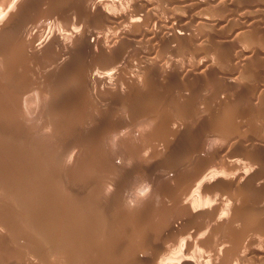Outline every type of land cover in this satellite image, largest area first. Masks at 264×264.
<instances>
[{
	"label": "rangeland",
	"instance_id": "374dc122",
	"mask_svg": "<svg viewBox=\"0 0 264 264\" xmlns=\"http://www.w3.org/2000/svg\"><path fill=\"white\" fill-rule=\"evenodd\" d=\"M6 0H4V1H0V3L2 4L3 2H5ZM12 1V0H11ZM21 1V3H24V4H22V5H25V6H31V8L33 7V9H31L30 7L29 8H27V7H25V6H22V5H20L19 6V4H21V3H19L18 5H16V2H20ZM27 1V2H26ZM13 0L12 2H10V0H8V1H6V5L5 4H2V5H0V11L2 12V13H0V16L3 14V16H1L0 17V22H3L4 20H6L8 17L7 16H9L10 17V14L11 15H13L14 13H18V12H20V14L18 13V14H14L15 16L14 17H12V19H10V21L8 22V24H5L4 26H3V24L5 23V21H4V23H0V35L2 34V36L0 37L1 38V40H0V49L2 50V51H0V56L2 57H0V62L2 63H0L1 65L0 66H2V65H5V62L8 64L9 62H11L12 64L11 65H5L6 66V68L7 69H10L9 71H11V72H9L6 68H3V67H0V72L2 73V71H3V73L2 74H0V77H2L3 76V79H0V81H3V82H1L0 83V88H1V90H0V92H2V93H0V97H2V98H0V99H3V98H5V96L7 95L6 93H9L10 95H7V98H5V100L3 99V101L2 100H0V102H1V105H0V109H2V111L0 110V113H3V114H0V115H3V116H1L0 117V121H2L1 119H3V120H5L6 122H2L3 124H1V122H0V125H2V126H0V133H1V135H0V151H2V152H0V158H1V160H0V166L2 167V168H0V174H3L2 176H3V178L1 177V175H0V184H1V182L2 183H4V184H1L0 185V218L1 217H3L2 219L3 220H5V223H7L8 222V224H5L4 223V221H3V223H2V220H0V224L2 223L3 225H4V227L3 226H1L0 225V237H2L3 239H5V240H3L2 238H0L1 240H0V247H2V248H4L5 250H3V249H1L0 248V251H1V253H0V255H4V256H0V260H1V262L0 263H3V262H5V263H10V264H14L15 262H10V261H8V259L9 260H11V261H17V263L18 264H64L65 262V264H89V263H91V261H94L93 263L95 264V263H97V264H99V263H101V262H99V261H97V260H100V259H102L104 256H105V254H103L102 252H104V253H106V254H108L107 256H105V258L107 259L108 257H112L111 256V254L109 255V253H113L114 252V254L116 253V254H118V252H115V250H117V251H119L120 250V252L122 251V249H128L127 250V252L126 251H123L124 253H122L121 252V255H126V253H128V251H130L132 248H133V246H135L138 242H139V238L141 239V236H144L145 234L146 235H148V236H144L145 238V240L143 239L142 241H145L144 243H146V240L148 239V242H147V244H150L152 241H150V239L151 240H153V242L152 243H157V242H160L161 240H160V236H163L164 234H163V232H166V231H163L162 229L163 228H160L159 230H158V228H159V222L161 223V221H165L166 219H169L167 216H166V219L165 220H155L154 218H155V213L153 214L152 212H154V209L156 210L155 212H156V218H158V219H161V218H163V217H165V215H168L170 218H171V216H173L174 215V213H177V210L175 209L176 207L174 206V201H172L173 199L172 198H174L173 197V195L174 196H176V192L178 191V189L177 188H181L182 186H180L179 184H181L180 182L182 181V178H183V176H181V177H175L176 175H178V173H176V172H179V174H181L180 173V171L183 173V174H185V176L187 175V173H189L190 172V170L191 169H198L197 168V166L198 167H201V165H203L204 167H206L207 169V171L209 172V171H212V170H214V168L215 169H217L218 167H219V169H217V170H223V169H226V168H228L227 170H230L229 172H231V171H233L232 169H234L233 168V166L231 165V167H232V169H231V167L230 166H228L229 164L227 163V161L229 160V159H234L235 158V160H240V161H238L237 162V164L239 165V164H244V166L247 164L248 165V162L249 163H251V162H253V161H258L259 159V161H258V163L259 162H261V160H263V158H264V155H261L262 153L264 154V128H263V125H264V122L262 121L263 120V118L264 117H261V116H264V111H262V110H264L263 109V107H262V105H260V107H258L259 105H258V103H256L255 101H253L254 100V98L257 96H255V94H256V92H257V89H258V87L259 86H257V85H259L260 83H261V80H262V78H260L259 76H261V74L262 73H264L263 71H264V68H262L263 67V64L261 65L260 63V61H262V63L264 62V37H262V36H260V37H262L263 39H262V41H260V43L262 44H260V43H258V40H261V39H255L254 38V40H252V38H250L249 36H250V32L253 30V25H254V28H255V30L256 31H258L259 29V27H260V25L264 28V0H224V4L222 5V8L221 9H219L218 11H217V14L218 15H220V18L221 19H223L222 20V22L221 23H227L226 25L227 26H225L224 27V29H221V30H219V31H217V32H215V33H217L216 35H214L215 33H211V32H209V31H207V32H205L206 30H202L203 28H202V24H200V22H197V23H199L200 24V26H199V24L197 25V23H196V21H193V20H199L198 19V14L201 16V14L200 13H206L207 11V13H208V16L210 15L209 14V10H211L210 8H207L206 6H205V8H202L201 6H200V8L199 7H196V8H193L192 10H190V9H185V7L183 8V7H181V8H178V9H176V11L175 10H171V9H174L173 7L170 9V7H171V5H170V3H164V0H163V2H162V0H160L159 2H158V0H137V2H139V3H141V2H143V3H145V1L147 2V3H149L148 5L150 6V7H147V6H145L146 4H144V5H142V4H137V5H135V2H133V1H128V2H132V3H128V2H126L125 0H115V1H113V2H115L117 5L116 6H118L117 7V10H116V8H111V11L113 12V13H123L124 11L126 12V13H132V12H134L135 13V11H137V10H135L136 8H138V11H137V13L138 12H140L139 11V9L140 10H143L142 8H144L145 10H143V12L144 11H149V10H151V11H149V12H153V13H151V14H153L152 16H154L155 14L156 15H158V17L160 18V17H162V19L163 18H165V19H163V20H166L168 23H169V17L170 16H168V15H172V14H169V13H173V12H178L177 14H180L179 15V18H184L185 20H189L190 19V21H184L183 19H182V21H181V19H180V23H182L181 24V26L183 27V26H185L186 27V29H187V27H188V29L190 30V28H193L194 30H195V32H194V30L193 31H191L194 35V39H197V40H195L194 41V39H193V42L195 43V44H188V43H185V45L187 44V47L184 45V42L182 43V47H183V45L186 47V48H181V49H176L175 51H174V53L172 52H170L168 49H166L167 47H164V44H163V47L165 48V49H163V47L161 46V48H160V46L158 47V43L159 42H157V44L156 43H154L153 44V42H151V41H147V42H144V40L146 41L147 39L146 38H143L142 36L140 37L138 34L139 33H136V31H134L133 33H130L127 37H131V38H127V39H125V40H123V41H121L122 43L121 44H124V43H126L125 45H118L120 48H122L121 49V51L120 50H116V52L117 51H119L118 53H121V54H119V55H117V54H114L115 56H116V58H115V60H114V64H109V65H111V66H109L107 63H105L104 62V60H102L101 58H97V56L98 55H101V54H97V52L95 51V50H93V53H94V55L93 54H91L92 53V51H91V53L88 55L87 53H88V51L87 50H83V52H85V51H87V53H86V55H85V53H83L81 50L79 51V53L78 54H80L79 55V60L77 59L76 60V58H77V56L74 54V55H72L73 53H71V52H69V48L71 47V46H73L72 44H74L73 42V38L75 37V36H77L78 37V33L77 32H81V29H82V32H81V34H80V36H82V33L83 34H86L87 36H88V34H90V36H88V37H92L91 35H93V37H95L96 35L97 36H100V37H102V35L104 34L105 36H103L102 38H104L105 37V39L106 40H108V41H113L114 39L113 38H115V36H114V34H116V32H114L115 31V26H114V28H112L113 26L111 25V24H108V23H105L104 22V20L103 19H101V18H96V17H92V18H88V17H90L91 15H90V13H88V11L89 10H91L92 9V3H95V0H93L94 2H90V0L88 1L89 3H91V5H90V7H89V5L87 6V7H89V9L85 6L86 5V3H87V0H85V1H83L82 0V2L80 1V5L78 4V1L79 0H73V1H71V0H46V3H42V1L43 2H45V0ZM40 1V2H39ZM59 1V2H58ZM60 1H63V2H60ZM122 1H125V2H123V3H120V2H122ZM7 2H9V3H7ZM15 2V3H14ZM35 2H37V3H35ZM65 2H71V3H65ZM76 2V3H75ZM85 2V3H84ZM118 2V3H117ZM167 2V1H166ZM27 3H29V5H26ZM35 3V4H34ZM49 3H51V4H49ZM53 3V4H52ZM120 3V4H119ZM124 3H128V5H130V6H128V5H124V7L123 6H120V5H123ZM133 3H134V5H133ZM12 4V5H11ZM30 4H32V5H34V6H32V5H30ZM40 4V5H39ZM42 4V5H41ZM64 4H66V5H64ZM71 4V5H70ZM119 4V5H118ZM132 4V5H131ZM37 5V6H36ZM47 5H49V6H47ZM55 5V6H54ZM73 5V6H72ZM78 5V6H77ZM82 5H84L86 8H84V7H80V6H82ZM7 7V8H2V7ZM8 6H12V8L11 7H9L8 8ZM15 6V7H14ZM36 6V7H35ZM75 6H77V7H75ZM126 6V7H125ZM133 6V7H132ZM134 6H136V8H134ZM142 8H141V7ZM147 7V8H150V9H147V8H145V7ZM169 6V7H168ZM21 8V9H18V8ZM24 7V8H23ZM53 7H54V10H53ZM65 7V8H64ZM66 7H70L69 8V10H68V8H66ZM78 7H80V9H79V11H81V12H84L85 14H84V16H87V15H90V16H88V17H84L83 16V14L80 12V15H81V17H79V14H76L75 13V15L73 14V11H77V9H78ZM119 7H121V9L119 8ZM40 8V9H39ZM48 9L49 10V12H46V13H44V15H42V16H40V17H38V15H40V14H43V13H40V14H36L35 12H38L37 10H39V12H41V11H45V10H43V9ZM56 8V9H55ZM59 8V9H58ZM66 9V10H63V9ZM71 8L72 9H75V10H71ZM77 8V9H76ZM81 8H83V9H81ZM94 8V7H93ZM124 8V9H123ZM132 9L131 10V12H128L129 10L128 9ZM18 9V10H17ZM25 9H26V11L27 12H25ZM46 9V11H48ZM51 9V10H50ZM112 9H115V10H112ZM120 9V10H119ZM147 9V10H146ZM207 9H209V10H207ZM6 12H5V11ZM8 10V11H7ZM17 10V12H15ZM41 10V11H40ZM59 10L60 12H62V13H60V12H57V11ZM83 10V11H82ZM94 10V9H93ZM9 11H11V12H9ZM22 11H23V13H22ZM30 13H29V12ZM51 11H55V13L53 12V13H51ZM72 13H71V12ZM79 11H77V13L79 12ZM115 11V12H114ZM7 12H9V13H7ZM194 12V14H196V13H198V14H196V16L193 14V16H195V18L192 16H190L191 15V13H193ZM213 12V10H211V12L210 13H212ZM35 13V14H34ZM67 13V14H66ZM71 13V14H70ZM86 13H88L87 15H86ZM140 13H142V11L140 12ZM22 14V15H21ZM32 14H33V16H32ZM66 14V16H64ZM92 15L94 14V11H93V13H91ZM150 14V15H151ZM168 14V15H167ZM189 14V16H187ZM18 15V16H17ZM19 15H21V16H25V17H29L30 16V18H32V19H34V20H30V18H24V19H27L26 21L24 20V19H22L23 17H19ZM28 15V16H27ZM34 15H35V17H38L37 19L34 17ZM48 15L50 16V17H48ZM52 15H53V17H52ZM69 15V16H68ZM76 15H78V16H76ZM155 15V16H156ZM206 15V14H205ZM32 16V17H31ZM44 16V17H43ZM72 16V17H71ZM96 16V15H95ZM166 16V17H165ZM167 16H168V18H167ZM180 16H183V17H180ZM198 16V17H197ZM68 17V18H67ZM75 17V18H74ZM189 17V18H188ZM197 17V18H196ZM21 18V19H20ZM41 18V19H40ZM65 18H67V22H66V19ZM70 18V19H69ZM79 18L80 19H82V20H79ZM191 18H194L193 20L191 19ZM3 19V20H2ZM9 19V18H8ZM20 21H19V20ZM43 19H44V21H46L47 20V24H44V22H43ZM72 19H74V20H72ZM76 19H78V22H80V23H78V22H76ZM83 19H84V21H83ZM90 19H93V20H90ZM94 19H96V20H94ZM99 19V20H98ZM12 20V21H11ZM38 20H40L41 22V24H38L37 26L36 25H33L34 23L35 24H37V23H39L38 22ZM70 20H71V22H70ZM89 20V21H88ZM192 20V21H191ZM8 21V20H7ZM14 21V22H13ZM16 21V22H15ZM17 21H19L20 22V24H21V26L19 27V22H17ZM24 21L25 22H27L26 24H24ZM28 21H30V23L28 22ZM34 21V22H33ZM35 21H37V22H35ZM88 21V22H87ZM100 21V22H99ZM11 22V23H10ZM23 22V23H22ZM66 22V23H65ZM102 22H104V23H102ZM191 22V24H188V23H190ZM193 22V23H192ZM7 23V22H6ZM15 23H16V25H15ZM29 23V24H28ZM32 23V24H31ZM43 23V24H42ZM74 23H76V24H74ZM81 23H83V24H81ZM10 24V25H9ZM22 24H23V26H22ZM54 24H56V25H54ZM63 24H65V25H63ZM71 25V26H68V25ZM72 24H74V25H72ZM87 24V25H86ZM106 24V25H105ZM196 24V25H195ZM224 24V25H225ZM28 25V26H27ZM40 25H43V26H41L40 27ZM105 25V26H104ZM202 25V26H201ZM238 26L239 27V29H238V27H236L235 28V26ZM248 25H251V28H250V26H248ZM255 25H256V27H257V29H256V27H255ZM258 25H259V27H258ZM1 26H3L4 28H3V30H2V27ZM17 26V27H16ZM33 26V27H32ZM34 26H36V28H34ZM46 26H48V28L46 27ZM64 26H66V27H64ZM83 26V27H82ZM242 26V27H241ZM243 26H245V28H246V26H248L246 29L247 30H245V28L243 27ZM7 27V28H6ZM22 27V29H20ZM28 27V28H27ZM32 27V29H30ZM43 27V28H42ZM57 27V28H56ZM63 27H64V29H63ZM78 27V28H77ZM106 27V28H105ZM109 27V28H108ZM184 27V28H185ZM262 27H260V29H262ZM5 28H6V30H5ZM17 28H19V29H17ZM34 28V29H33ZM53 28V29H52ZM73 28H75L76 30H78V31H76V30H72ZM81 28V29H80ZM86 28H89V30L88 29H86ZM94 28V29H93ZM242 28H244V30H240V29H242ZM251 29V30H248V29ZM26 29H27V31H26ZM38 29H41V30H38ZM58 29V30H57ZM70 29L72 30V31H70ZM84 29H86V30H84ZM232 29L234 30V32L232 31ZM235 29H237V30H239L238 32H240L242 35H239L238 36V34H240V33H238L237 31H235ZM5 30V31H4ZM22 30H25L24 32L22 31ZM29 30L30 31H33V32H29ZM35 30H37V31H41V32H36ZM43 30V31H42ZM66 30H68V31H66ZM88 30V31H87ZM95 32H94V31ZM2 31H4V32H6V33H4V32H2ZM8 31H10V32H8ZM21 31L23 32V33H21ZM73 31L75 32L76 31V34L75 33H73ZM114 33H113V32ZM241 31H243V33L241 32ZM248 31H250L249 33H246V32H248ZM256 31H254V32H256ZM15 34H14V33ZM39 34L40 33V35H42V36H44V37H42V36H40V38L38 39V40H36L37 42H39L38 44H37V42L35 41L34 42V44L36 45H38L39 47H41L40 48V50L41 51H37V53L35 52V53H32V51L30 50V45H31V42L29 43V45H28V42L30 41H28V39H30V37H32V36H30L31 34H29L28 35V33H32V34ZM50 32H52V33H50ZM65 32V33H64ZM105 32H108L110 35V37H108V33H105ZM111 32V33H110ZM132 32V31H131ZM209 32V33H208ZM223 32V33H222ZM232 32V33H231ZM237 32V34H234V36H233V33H236ZM245 32V33H244ZM7 33H8V36H7ZM10 33H12V34H10ZM25 33V38H26V41L25 42H23V40H25V38L24 37H22V36H24L23 34ZM42 33V34H41ZM54 33H58V34H56V35H58V36H64L65 34H70L71 33V35H68V36H71L72 38H69V39H73V40H70V43H72V44H70V45H67V46H70V47H67V49L66 50H68V52H69V54H67L68 52H66L64 49L62 50V52L63 51H65L66 53H65V56H63L62 55V52L60 51L61 49H59V47H57L56 49H53V48H55V47H53L52 48V52H53V50L56 52V53H53L54 55H51L52 53H50L51 52V50H50V52L48 53V54H46V51L48 52L49 50H47V49H51V48H49V47H47V44L48 43H51L52 44V41H53V39H51V41L50 40H48V39H50V38H52L55 34ZM61 33V34H60ZM98 33V34H97ZM99 33L101 34V35H99ZM203 35H202V34ZM221 33V34H220ZM227 33H229V34H227ZM54 34V35H53ZM137 34V35H136ZM210 34V35H209ZM211 34H213V36L211 35ZM219 34V35H218ZM231 34V35H230ZM248 35V36H245V35ZM3 35H4V37H3ZM17 37H19V38H17ZM20 35V36H19ZM48 35V36H47ZM49 35H51V36H49ZM55 35V36H56ZM66 35V36H67ZM75 35V36H74ZM113 35V36H112ZM131 35V36H130ZM134 35H135V37H134ZM197 35V37H195ZM208 35V36H207ZM218 35V36H217ZM225 35V36H224ZM231 36V37H229V36ZM244 35V36H243ZM11 36V37H10ZM29 36V37H28ZM141 38V40H139L140 38ZM209 38V36H212V37H210V39H213L214 41H216L215 39H217V41L216 42H214V41H212V40H210L209 41V39L207 38V37ZM220 36V37H219ZM236 36V37H235ZM5 37H6V39H7V41L9 40L10 42H11V44H10V42L8 41H6L5 40ZM14 37H16V38H14ZM21 37V38H20ZM27 37H28V39H27ZM48 37V38H47ZM50 37V38H49ZM92 37V38H93ZM198 37H200L199 39H198ZM243 37H246L247 39H243ZM259 37V38H260ZM12 38V39H11ZM138 38V39H137ZM203 38V39H202ZM205 38V39H204ZM229 38V39H228ZM19 39L22 41L20 44V46H22L21 48H20V46L19 45H17V43H19L20 41H19ZM48 41V42H46V40ZM208 39V40H207ZM242 39V40H241ZM12 40H16V42H14V43H12L13 41ZM127 40V42H125ZM200 40H204L205 41V43L203 42V41H200ZM226 41L227 40V42H224V41ZM247 40H249V41H247ZM250 40H252L253 42L252 43H256V40H257V43H256V45L259 47V49H257L258 47H256L255 48V43H254V46H253V44H251V46H253L254 47V50H252L253 48L251 47V49H250V47L249 48H247L248 46H246V45H249L248 43H250ZM4 41H6V42H4ZM50 41V42H49ZM198 41L200 42V44H198ZM212 41V42H211ZM223 41V42H222ZM243 41H245V42H243ZM247 41V42H246ZM4 42V43H3ZM43 42V43H42ZM44 42H46V43H44ZM131 42V43H130ZM192 42V43H193ZM207 42H209V43H207ZM243 42V43H242ZM2 43H3V45H2ZM22 43H24V44H22ZM25 43L27 44L26 46H29V47H27V48H25L24 47V45H25ZM68 43V42H67ZM211 43V44H210ZM214 43H217L218 45H214L213 46V44ZM220 43L222 44V46H220ZM6 44H7V46H6ZM10 44V45H9ZM41 44V45H40ZM46 44V45H45ZM208 44H210V45H208ZM223 44H225V46L223 45ZM226 44H228V46L226 45ZM244 44H245V46H244ZM261 46H259V45ZM13 45V46H12ZM43 45V46H42ZM50 47H52L50 44H48ZM127 45V46H126ZM155 45H157V46H155ZM160 45H162V44H160ZM199 45V46H198ZM202 45V46H201ZM234 45V47L236 48V46H237V48L239 47V49L238 50H240L241 48H246V49H241V50H243V52H244V50H245V52H247V54L249 55V59L250 60H252L251 62H249L250 60H248V62H246V63H250V65L249 64H245V65H249V66H246V71L248 72V73H246V72H241L243 69H236L237 67V65L235 64V62H233V66H234V69H232V65L231 66H229L230 64H232V63H228L227 64V62H222V61H220L219 62V55H217V58L218 59H216V57H214V60H218V62L216 61V64H214L213 66H211L212 65V63H214V60H212V59H210L211 58V55L214 53V54H217V52H219V53H222V55H226L227 54V52H228V54H230L231 53V55L230 56H232V52H234L233 51V49L235 50V51H238L237 49H235V48H230V47H232ZM236 45V46H235ZM239 45V46H238ZM241 45V46H240ZM243 45V46H242ZM15 46V47H14ZM17 46H19V47H17ZM45 46V47H44ZM121 46H123V47H121ZM155 46V47H154ZM197 46V47H196ZM213 46V47H212ZM218 46H220V47H224V48H226L227 49V51H226V49L224 50V48H223V50L225 51V52H222V51H219L218 49H213V48H218ZM250 46V45H249ZM14 47V48H13ZM47 47V48H46ZM74 47V46H73ZM73 47H71L72 49H73ZM118 47V48H119ZM158 47V48H157ZM209 47H211V48H209ZM219 47V48H220ZM179 48V47H178ZM15 49V50H14ZM57 49H58V51H57ZM208 49H210L211 51H212V49L216 52H211L210 50H208ZM249 49V50H248ZM9 53V51H10V55L6 52V51ZM14 50V51H13ZM30 50V51H29ZM71 50V49H70ZM123 50V51H122ZM177 50H179V51H177ZM206 50V51H205ZM217 50V51H216ZM247 50V51H246ZM256 50H258V52L256 51ZM18 51V52H17ZM22 52L21 54L25 57V58H23V56L22 55H20L19 53L20 52ZM24 51V52H23ZM95 51V52H94ZM177 51V52H176ZM208 51V52H207ZM252 51H253V53H252ZM257 53H256V52ZM2 52H5L4 54H2ZM42 52V53H41ZM60 52V53H59ZM90 52V51H89ZM209 54V55H206L207 53ZM209 52H211V53H209ZM28 53H30V56H28L27 57V55H28ZM43 53L45 54V55H43ZM57 53H59V54H57ZM64 53V52H63ZM71 53V54H70ZM99 53V52H98ZM134 53V54H133ZM136 53H137V56H136ZM252 55H251V54ZM5 54H7V55H5ZM12 54V55H11ZM27 54V55H26ZM50 54V55H49ZM61 54V55H60ZM211 54V55H210ZM20 55V56H19ZM26 55V56H25ZM34 55V56H33ZM54 56V57H46V56ZM56 55H57V57H58V55H60V56H63L62 57V59L61 58H59V59H61V61L62 60H64L65 59V57H69V58H66L65 59V61L67 62V63H65V65L63 64V67H65V68H63L62 66H57V68L55 67V66H52L53 67V70H51V66H49L48 64H50V63H48V61L49 60H47V58L48 59H50L51 60V62H53V59H55V57H56ZM69 55H71V56H69ZM81 55H82V57H81ZM92 56V57H89V56ZM130 55H131V57H130ZM5 58H4V57ZM8 56V57H7ZM43 56V57H42ZM139 56H141L140 58H139ZM150 57V60H153V61H151L152 63L154 62V60H156V64H158V66H160L159 68H160V70H161V73L160 74H162V71H163V73L164 74H162V75H158V76H154V75H152V77H150L149 78V76H144V75H142V77H140L138 80H137V78H136V76H135V78H134V75L136 74V72H137V70H140L142 67H144V61L146 62V60H148L149 61V58H147V59H145L146 57ZM210 58H209V57ZM216 56V55H215ZM250 56H252V57H250ZM7 57V58H6ZM10 57H13V58H10ZM33 57H35V58H33ZM39 57V58H38ZM44 57H45V59H44ZM86 57H88V58H86ZM100 57V56H99ZM101 57H102V55H101ZM119 57H121V62H120V58ZM143 57V58H142ZM222 57V56H221ZM224 57V56H223ZM5 60H4V59ZM30 58V59H29ZM33 58V59H32ZM42 58V59H41ZM64 58V59H63ZM72 58H75V59H72ZM90 58V60H88ZM97 58V59H96ZM117 58H118V60H117ZM252 58V59H251ZM261 58V59H260ZM6 59L7 60H10V61H6ZM13 59H15V61H13ZM32 59V61H28V62H26V60H31ZM69 59V60H68ZM72 59V60H71ZM93 59V60H92ZM129 59V60H128ZM203 59V61H201ZM230 59V58H229ZM263 59V60H262ZM42 60V61H41ZM81 60V61H80ZM206 60V61H205ZM209 60L210 61H212V63H209ZM4 61V62H3ZM43 61H45V62H43ZM61 61H58V62H60L61 63ZM65 61H63L62 63H64ZM72 63H71V62ZM75 61V62H74ZM85 61V63H83ZM89 61H90V63H89ZM93 61V62H92ZM101 61H103L104 63L103 64H107L112 70H110V71H113V74L115 73V77H117L116 79L117 80H119L120 81V79H121V81L122 80H124V81H122L123 82V84H124V82H129L128 84L126 83V85H128L127 87H125L126 89L125 90H123V91H121L120 93H118V94H114V93H111L110 91H106V92H102L100 89H99V92H97L98 90H97V88L95 89L94 88V86L92 87V84H90L91 85V87H92V90L95 92L96 91V93H94V92H91L90 91V89L88 90L87 88H85L86 90H84V92H83V89H84V86L85 85H87L86 87H88V86H90L88 83H91V81H90V78H91V75L89 76V72H90V69H92L91 67H93L94 69L96 68V69H101L103 66L104 67H108L107 65H103L102 64V62ZM142 61V62H141ZM159 61V62H158ZM201 61V65L200 64H197V63H199ZM205 61V62H204ZM13 62H15V63H13ZM25 63V64H23V63ZM40 62V63H39ZM47 62V63H46ZM71 64H70V63ZM74 62V63H73ZM87 62V63H86ZM92 62V63H91ZM96 62V63H95ZM119 62V63H118ZM124 62H126V63H124ZM127 62H129V63H127ZM140 62V63H139ZM150 62V63H151ZM204 62V63H203ZM258 62H259V64L261 65V68L259 67H257V66H260L259 64H258ZM20 64L19 66H17V64ZM37 63V64H36ZM42 63V64H41ZM46 63V64H45ZM62 63L60 64V65H62ZM69 63V64H68ZM81 63H83L81 66H83V65H91V66H89L90 67V69L86 72V73H84L85 71H83V70H85V69H83V68H81V66L79 65V64H81ZM111 63H113V62H111ZM149 63V62H148ZM149 63V64H150ZM154 63V64H155ZM172 63H176L177 65H178V67H175L176 69L177 68H180V70H184V69H187V71H190V74H191V69L193 68L194 70H196V68L200 65L201 67H199L200 69H199V73H200V71H202V72H204L203 70H205V71H209L207 68H206V66L207 65H209V68H212V69H210V70H214L215 72H218V69H219V67L218 66H220V65H218V64H223V65H228L227 67L228 68H230L231 67V69H226L225 67H222V66H220L221 67V69L222 68H224V70H225V72L226 73H229V74H231V76L230 75H228V74H225V72H223L224 70H221V69H219L220 71L216 74V73H214V75L213 74H211L210 75V73H213V72H205V73H208V75H210V76H212L213 75V77L212 78H210L209 79V77H208V79L207 78H205L206 76H207V74H205V75H202L201 77H202V80L205 78V79H207V80H204L205 81V84H203V86H204V89H205V86H206V89L204 90V89H202L203 88V86L201 85V81L202 80H200L199 78H201L200 76H199V78H197L196 76H193V75H185L186 73L184 72V74L182 73V71H176L177 72V75H175V76H172V75H170V74H168L169 73V68H171L170 67V65L172 64ZM207 63V64H206ZM252 63V64H251ZM41 64V65H40ZM97 64H99L100 66L98 67V65ZM126 64V65H125ZM128 64V65H127ZM134 64H136L135 66H134ZM147 64V63H146ZM155 64V65H156ZM203 64V65H202ZM205 64H206V66H205ZM17 67H16V66ZM45 65H47V66H45ZM72 67V68H70V66ZM77 65H79L80 66V68L81 69H83L82 71H77V70H81V69H78L77 67ZM93 65V66H92ZM103 65V66H102ZM113 65H117L116 67L114 66V69H113ZM130 65V66H129ZM140 65H141V68H140ZM148 65V64H147ZM165 65H168V66H165ZM173 65H175V64H173ZM245 65L243 66V67H245ZM8 66H10L11 68H8ZM12 66H14V67H12ZM21 66V67H20ZM23 66V67H22ZM26 66V67H25ZM43 66V68H41V67ZM50 67V69H48L47 67ZM66 66H67V70H66ZM84 66V68H87V67H85ZM125 66V67H124ZM133 66V67H132ZM137 66V67H136ZM194 66H197V67H194ZM20 67V68H19ZM39 67V68H38ZM101 67V68H100ZM124 67V68H123ZM130 69H129V68ZM218 67V68H217ZM2 68H3V70H2ZM70 68V69H69ZM77 68V69H76ZM128 68V69H127ZM133 68H135V69H133ZM161 68H163L164 70H162ZM189 68H191V69H189ZM203 68V69H202ZM238 68H242L241 66H238ZM259 69V71H260V69L262 70L263 69V71H260V73L258 72V69ZM4 69L5 70H7V71H5V73H4ZM12 69H14V71L12 70ZM18 70V71H15V70ZM21 69V70H20ZM58 69V70H57ZM63 71H62V70ZM65 69V70H64ZM72 69V70H71ZM121 69H123L124 71L122 72V70ZM127 69V70H126ZM132 69V70H131ZM169 69V70H168ZM175 69V70H176ZM193 69H192V71H193ZM249 71H248V70ZM25 70H30V71H28V72H31V73H27V71H25ZM43 72H42V71ZM60 70H61V72H60ZM77 72H76V71ZM121 71L120 73H118L117 71ZM167 70V71H166ZM217 70V71H216ZM229 70H230V72H229ZM238 70V71H237ZM25 71V72H24ZM56 71V72H55ZM60 73H59V72ZM73 71H75V72H73ZM133 71V72H132ZM136 71V72H135ZM165 71L167 72V73H165ZM186 71V70H185ZM241 73H240V72ZM244 71V70H243ZM10 74H9V73ZM14 72V73H13ZM15 72H17V74H15ZM20 72V74L21 75H18V73ZM21 72H23V73H21ZM40 72L42 73V76L40 75L39 76V74H40ZM63 72V73H62ZM125 72V73H124ZM126 72H130V74H128V75H125L126 74ZM178 72L180 73V77L178 76ZM220 72H223V73H221L220 74ZM28 74V75H25V74ZM65 73V74H64ZM67 73V74H66ZM73 73V74H72ZM75 73H79V74H75ZM80 73H81V75H83V73L84 74H88V76L89 77H86L85 75V77H86V79H89L87 82L88 83H86V81H84L83 83H86V84H83V85H81L82 83H80V81H79V78L81 77V75H80ZM117 73V74H116ZM123 73V74H122ZM135 73V74H134ZM257 73H259V76H257L258 74ZM8 75V77L6 76V75ZM11 74H13V75H11ZM38 75V76H36L37 77V79H36V77L34 76V75ZM46 76H44V75ZM54 74V75H53ZM55 74H57V75H55ZM62 74V75H61ZM63 74L65 75L64 77H63ZM75 74V75H74ZM165 74H168L169 75V77L171 78L170 79V82H169V77H168V75H165ZM176 74V73H175ZM188 74V73H187ZM204 74V73H203ZM218 74H220V75H218ZM5 75V76H4ZM15 75V76H14ZM23 75V76H22ZM67 75L69 76V77H67ZM72 75V76H71ZM78 75V76H77ZM120 75H122L121 76V78L119 79V76ZM125 75V77H123ZM164 75V76H163ZM186 76V78L184 77V76ZM227 76V77H225L224 78V76ZM32 76H34V77H32ZM52 76V77H51ZM53 76H55V77H53ZM57 76H59V77H57ZM61 76H62V78H61ZM71 76V77H70ZM75 76H77L78 77V79H76V81L78 80V82L77 83H80V84H77V85H81V87H79V86H77L76 84H74L76 87H78V89L76 88V87H74V85L72 84V85H69V83L71 84L72 82L73 83H75L74 82V79L76 78ZM126 76H127V78H126ZM130 76H132L133 77V79H131V77ZM143 76H144V78H146V79H144L143 78ZM162 76V77H161ZM176 76H178L177 78L178 79H175L176 78ZM205 76V77H204ZM5 77H6V79H5ZM13 78L14 79V81L13 80H11V79H9L10 81H8L7 80V78ZM23 77H24V79H23ZM26 77V78H25ZM43 77V78H42ZM173 77H175L174 79L176 80V81H174L173 82ZM194 77V78H193ZM204 77V78H203ZM229 77V78H228ZM231 77H234V79H232ZM262 77V76H261ZM17 78H22L21 80L20 79H17ZM28 78V79H27ZM31 78V79H30ZM32 78H34V79H32ZM38 78H41V79H38ZM68 78V79H67ZM69 78H70V80H69ZM71 78H73V79H71ZM123 78V79H122ZM125 78V79H124ZM157 78V79H156ZM160 78V79H159ZM164 79V80H161V79ZM196 78V79H195ZM228 78V79H227ZM44 79V80H43ZM46 79H48V80H50V81H48L47 82V80ZM56 80V81H54V80ZM63 79H64V81H63ZM143 79H144V81H143ZM147 79H149V80H147ZM166 79V80H165ZM173 79V80H172ZM186 80V82L188 83H191V84H193V86L195 85V80H197L196 81V85H195V90H192V94L191 95H188V94H190V92L188 93V92H184V90H186L185 88H187V87H192L191 86V84L189 85V84H185L186 82H185V80ZM193 79H195V80H193ZM229 79H232V80H229ZM5 80L7 81V82H5ZM20 80V81H19ZM25 80H27V81H25ZM28 80H29V82H33V83H31V84H27V85H29L28 87H26V86H24V87H21V88H23L24 90H26V88H28L31 92H29V91H24V92H26V94L24 93V92H22V89L21 88H19V85L20 84H22V85H24V84H26V83H29L28 82ZM33 80V81H32ZM41 81V82H39V81ZM68 80V81H67ZM128 80V81H127ZM152 80V81H151ZM157 80V81H156ZM180 80V81H179ZM190 80V81H189ZM198 80H199V83H197L198 82ZM237 80V81H236ZM260 80V81H259ZM12 81V82H11ZM16 81H18V82H16ZM52 81V82H51ZM66 81V82H65ZM90 81V82H89ZM120 81V82H121ZM131 81H136L135 83H133V82H131ZM140 81V83H138ZM145 81H146V83H145ZM148 81H149V83H148ZM167 81V82H166ZM184 81V82H183ZM204 81H202V82H204ZM231 81H235V83L237 82V84H236V88L235 87H233V86H231V84H233ZM13 82H15V83H13ZM20 82V83H19ZM22 82V83H21ZM35 82H39L38 83V85H40V86H37V83H35ZM43 82H45V83H47L46 85H44L43 86ZM160 82H162V83H160ZM163 82H165V83H163ZM172 82V83H171ZM179 82V83H178ZM192 82H194V83H192ZM258 82H260L259 84H257ZM7 83H8V85H7ZM10 83V84H9ZM16 83H17V86H14V85H16ZM19 83V84H18ZM24 83V84H23ZM50 83V84H49ZM54 83H56V84H54ZM60 83V84H59ZM130 83H132V84H130ZM147 84V85H145V84ZM152 83H154V84H152ZM169 83V84H168ZM173 83H175V84H173ZM184 83V84H183ZM3 84H5L4 86H3ZM13 84V85H12ZM48 84L50 85V86H48ZM51 84H53V85H51ZM65 84H66V86H65ZM130 84V85H129ZM134 84V85H133ZM136 84V85H135ZM178 84H180V86L178 85ZM199 84L201 85L200 87H198L197 88V86H199ZM238 84H239V88H238ZM257 84V85H256ZM2 85V86H1ZM11 87H10V86ZM33 85V86H32ZM65 86L64 88L62 87V88H60L61 86ZM133 85V86H132ZM139 87H138V86ZM150 87H153V88H150ZM153 85H155V86H153ZM173 85V86H172ZM183 85H186L185 86V88H183ZM188 85V86H187ZM6 86H7V88H6ZM14 86V87H13ZM35 86H37L36 88H35V90H33V92H32V89H34V87ZM72 86V87H71ZM137 86V87H136ZM166 86V87H165ZM178 86V87H177ZM182 86V87H181ZM231 86V87H230ZM240 86H241V88H240ZM243 86V87H242ZM4 87H5V89H4ZM9 87H10V89H9ZM18 87V88H17ZM44 87V88H43ZM69 87V88H68ZM74 87V88H73ZM134 88V89H131V88ZM143 87L145 88L144 90H143ZM149 87V88H148ZM162 87V88H161ZM181 87V88H180ZM202 87V88H201ZM3 88V89H2ZM15 88V89H14ZM30 88H32V89H30ZM37 88H39V89H44L43 90V92H42V90H40V92H42L41 94L39 93L38 94V92H39V89H37ZM47 88V89H46ZM54 88V89H53ZM80 88V89H79ZM128 88H130V89H128ZM135 88H139L138 89V91L137 90H135ZM141 88V89H140ZM230 88H233V89H230ZM242 88H244L243 90H242ZM6 89H9L8 91H6ZM17 89H20V91H18ZM49 89V90H48ZM53 91H52V90ZM56 89H58V90H56ZM149 89H150V91H149ZM163 89V90H162ZM181 89V90H180ZM183 89V90H182ZM194 89V88H193ZM201 89L202 90H204V91H201ZM214 89H215V91H214ZM220 89V90H219ZM227 89V90H226ZM240 89V90H239ZM254 89H256V91H254ZM12 90H13V92H12ZM14 90H16V91H14ZM60 90H61V92H60ZM80 90H82V91H80ZM127 90H128V93H129V95H127L128 93H127ZM133 90H135V91H133ZM167 90H169V91H167ZM177 90H179V91H177ZM198 90H200L201 91V93H203L204 95H205V97H206V99L208 98L207 96L209 95V99H205L206 100V103L207 104H205V105H202L203 107L205 106V109L202 107L201 108V106H200V100L202 99V97H200V93L198 92ZM219 90V91H218ZM223 92H222V91ZM232 90H235V91H233L234 92V94H236V95H238V96H235L234 94H233V92H232ZM238 90V91H237ZM19 93H18V92ZM34 91H36V92H34ZM46 91H48V93L46 92ZM63 91V92H62ZM73 91H77L76 93L74 92V93H72ZM85 91H87V92H85ZM100 91H101V93H100ZM130 91V92H129ZM162 91H164V92H162ZM167 91V92H166ZM171 91H172V93H171ZM176 91H177V93L178 94H176ZM180 91H181V93H183V94H181L180 93ZM196 91L198 94L197 95H194L193 93ZM220 91L222 92V93H224V94H227V93H229V94H227L226 96H230L231 94H233V97L232 98H234V96H235V98H234V101H232V102H234L235 104H233V103H231V104H233V105H230L229 103L231 102V101H228V102H225V104L222 106L221 104L224 102V100H226L225 98H224V94H221L220 93ZM16 92V93H15ZM21 92H22V94L24 93L25 95H24V97H27V100H28V98H30L29 96H32V97H35V98H32V99H34V100H36L37 99V97L39 98V100H36L35 102H34V100H31L32 102H34V103H31V101L30 100H28L30 103H27L28 105L26 106V108H24V105H23V103L22 102H24L23 101V99H22V95H21ZM28 92V93H27ZM51 92V93H50ZM64 92H66V93H64ZM81 92V93H80ZM90 92V93H89ZM124 92V93H123ZM126 92V93H125ZM132 92V93H131ZM145 92V93H144ZM157 93L156 95H151V93ZM221 94L220 95V98L222 99V96H223V102H221L220 101V98H218L219 97V93ZM227 92V93H226ZM235 92H237V93H235ZM241 94H240V93ZM249 92V93H248ZM255 92V93H254ZM11 93H13L12 95H11ZM14 93H15V95L18 93V95H20V97L18 98L19 99V101H22V102H20V103H22V104H20L19 102H17L16 100H13L14 98L13 97H15V96H13L14 95ZM31 94V95H27V94ZM32 93H36V94H32ZM47 93V94H46ZM53 93H56V94H53ZM58 93H59V95H58ZM68 93H70V94H68ZM82 93H85V94H82ZM103 93H106V94H103ZM108 93V94H107ZM124 95H123V94ZM136 93V94H135ZM142 93V94H141ZM144 93V94H143ZM149 93V94H148ZM168 93V94H167ZM169 93H170V95H171V98L170 97H168V95H169ZM175 94V96H176V98L175 97H172V96H174V95H172V94ZM187 94L188 95V97L186 98L185 96H187V95H185L184 96V94ZM244 93V94H243ZM251 93H252V96H254V97H252L251 99H253L252 101L253 102H250L251 101V99H249L250 98V96H251ZM253 93H254V95H253ZM2 94H3V96H2ZM38 94V95H37ZM51 94V95H50ZM61 94V95H60ZM64 94H66V95H64ZM78 94H81V95H79L78 96ZM93 94V95H92ZM96 94V95H95ZM109 94H114V95H109ZM131 94H132V96H131ZM133 94H134V96H133ZM137 94H138V96H137ZM196 94V93H195ZM203 94H201V96H203ZM36 95V96H35ZM40 95V96H39ZM42 95H43V97H42ZM54 95H55V97H54ZM58 95V97H56ZM64 95V96H63ZM84 95H87V96H84ZM90 95L92 96L91 98H89L90 97ZM103 95V96H102ZM119 95V96H118ZM125 96L124 97V100H123V98L121 97V96ZM136 95V96H135ZM140 95V96H139ZM148 95H151V96H155V97H157L158 98V100H157V98H156V103L152 106L153 107V109H154V112H156L157 114L159 113V117H158V115H154L153 114V111H152V113H149L148 115H152V118L151 119H148V120H145V121H143V126H142V123H141V116H139L138 115V113H136L137 115H133V113H134V111L133 110H137L138 108H140V106H136L135 108H133L132 109V107L133 106H135V105H140V103H137L139 100H140V98H141V96H148ZM165 95V96H164ZM178 95H181V96H178ZM194 95V96H193ZM207 95V96H206ZM240 95H242L241 97L242 98H244L242 101L244 102V100L246 99V100H248L249 102L247 103L246 102V100H245V102L243 103L242 101H241V97L239 98V96ZM13 96V97H12ZM17 96V95H16ZM47 96V99L45 98ZM66 97V98H63V97ZM76 96L78 97V98H76ZM94 96H96L95 98H94ZM105 96V99L103 98ZM107 96V97H106ZM109 96H111V97H109ZM114 96H116V98L114 97ZM184 96V98H182ZM198 96V97H197ZM12 97V98H11ZM42 97V98H41ZM59 97H61V98H59ZM88 97V98H87ZM99 97V98H98ZM100 97H101V99H100ZM130 97V98H129ZM204 97V96H203ZM10 100H9V99ZM45 99V101H44V99ZM75 100H73V99ZM80 98V99H79ZM93 98V101H94V99H95V101L98 99H100L99 101H94V102H91V101H89L90 99H92ZM129 99V101H131V103H127V102H129L128 101V99ZM134 99V101H133V99ZM144 97H142L141 99H143ZM180 98V99H179ZM181 98H182V100H181ZM192 98H195V99H197V100H194V99H192ZM237 98V99H236ZM238 98L240 99V100H238ZM64 99V100H63ZM65 99H66V101H65ZM71 99V100H70ZM89 99V100H88ZM109 99V100H108ZM126 99V100H125ZM168 99H169V101H168ZM184 99V100H183ZM189 99V100H188ZM228 99V98H227ZM40 100H42L43 101V103H40V102H42V101H40ZM46 100H49L48 102H51V103H48V102H46ZM52 100V101H51ZM72 101L71 103L70 102H67V101ZM77 100V101H76ZM103 100V101H102ZM107 100V101H106ZM137 100V101H136ZM172 100H174V101H176V100H178V101H176V102H174V101H172ZM191 100V103L192 102H198L197 103V106L195 105L196 103H194V105H193V103H192V105H190L191 103L189 102ZM199 100V101H198ZM232 100V99H231ZM236 100H237V102H236ZM8 101V103H6L5 105H7L8 104V106H4L2 103H4V102H7ZM12 101L13 102H16V103H12ZM28 101H25V102H28ZM54 101V102H53ZM60 103H59V102ZM63 101H65V102H63ZM105 101V102H104ZM127 101V102H126ZM165 101H167V102H165ZM179 101L182 103H179ZM188 102V105H186L185 103V105H183V102ZM220 102V104H219V102ZM262 101H264V100H262ZM262 101L260 102V104H263L262 103ZM57 102V106H55V104L54 103H56ZM63 102V103H62ZM66 102H67V104H66ZM84 102H85V105H81V104H84ZM86 102H88V103H90L91 105H95V107L94 106H91L90 104V106L89 105H87V103ZM99 102V103H98ZM107 102L109 103L108 105H107ZM111 102V103H110ZM116 102H118L117 104H116ZM133 102V103H132ZM169 102V103H168ZM211 102V105L209 104V103ZM241 104H239V103ZM254 102L256 103V104H254ZM259 102V101H258ZM37 104V103H39L40 104V106L37 104V107L39 108H36V105L35 106H33V108L35 107L37 110H35V113H34V111H30V112H32V114H30V115H35V114H37V115H35L34 117L35 118H33L32 116L31 117H29L30 115H28V110H32L31 108H27L28 106L29 107H32L31 105H33V104ZM62 103V104H61ZM70 103V104H69ZM73 103H76V104H73ZM100 103H102V105H98V104H100ZM122 105H121V104ZM125 103H127L126 105H125ZM135 103V104H134ZM173 103V104H172ZM228 103V104H227ZM237 103V104H236ZM246 103V104H245ZM252 104V106L254 107V108H259V109H255V110H260V113H257L258 115L260 114L261 116H258L257 114H253V113H255V112H257V111H255L254 110V108L251 106V104ZM15 104H17V106H18V108L21 106V107H23V108H21L20 107V109H16L15 110V114H13V112L10 110V109H12V110H14L13 109V105H14V107L16 106ZM44 104V105H43ZM45 104H48V105H46L45 106ZM51 104H53V105H51ZM73 104V105H72ZM112 104V105H111ZM120 104V105H119ZM129 104H131V105H129ZM164 104H165V106H164ZM168 104H170L169 106H168ZM172 104V105H171ZM176 104L177 105H179V104H181V105H179V106H177L176 107ZM211 106H209V105ZM245 106H244V105ZM248 104V105H247ZM7 109V111H3L5 108H2L3 106ZM23 105V106H22ZM66 105V106H65ZM68 105V106H67ZM70 105V106H69ZM72 105V106H71ZM81 105V106H80ZM111 105V106H110ZM116 106V109H118L117 111H123L124 110V106H125V108L127 107V105H128V109H125L127 112H130V113H125L124 111V115L126 116H123V112L121 111H119V112H117L116 111V109H114L115 108V106ZM133 105V106H132ZM183 105V106H182ZM219 105L220 106H222V107H225L224 109L222 108V107H219ZM227 105H228V108L231 110V111H229V109H227L226 107H227ZM237 107H236V106ZM244 106V107H241V106ZM43 106L45 107V108H43ZM53 106H55V111H54V107ZM62 106V107H61ZM79 108H78V107ZM87 106V107H86ZM101 106V107H100ZM104 106V107H103ZM132 106V107H131ZM166 106H168V107H166ZM173 106H175L177 109H179V111H180V114H181V112L182 113H187V111L185 112V110H183V109H189V107L191 106V107H195V109L194 108H190L189 110V112H191L192 110V113H191V115H188L189 114V112H188V114L187 115H184V116H191L192 118H189V117H184L183 115L181 116H179V114H177L179 111L176 109V108H173V109H171ZM184 106L186 107V108H184ZM199 106H200V108H199ZM208 106V107H207ZM230 106V107H229ZM235 107V108H233V107ZM249 106H251V107H249ZM256 106V107H255ZM264 106V105H263ZM11 107V108H10ZM81 107V108H80ZM82 107H85V109L83 108V111L82 110H80V109H82ZM93 107V108H92ZM110 107V108H109ZM118 107V108H117ZM120 107H122L123 109H121ZM129 107H131V109H132V111L131 110H129ZM162 107V108H161ZM165 107H166V109H165ZM188 107V108H187ZM215 107H216V109H215ZM240 107V108H239ZM261 107H262V109H261ZM17 108V107H16ZM34 108V109H35ZM51 108V109H50ZM56 108H58V110H56ZM69 108V109H68ZM70 108H72V110L69 112V110H70ZM97 108H99V110L97 109ZM101 108V109H100ZM104 108H106V110L104 109ZM167 108H169V109H167ZM183 108V109H182ZM197 108V109H196ZM201 109V110H199V109ZM219 108H221L222 110H224L225 111V114H221V115H223V116H225V118H226V115L227 116H231V115H233L232 113H238L239 112V114H234V115H236L235 117L233 116V118H229L230 120L231 119H235V120H231V121H229L227 118L225 119L223 116L221 117V115H220V113H222V112H220L221 111V109L219 110ZM232 108V109H231ZM237 108V109H236ZM253 108V109H252ZM5 109V110H6ZM26 109H28V110H26ZM42 109V110H41ZM46 111H45V110ZM53 109V111H51ZM67 109V110H66ZM76 109H78V110H76ZM110 109V110H109ZM140 109H142V108H140ZM140 109H138V110H140ZM180 109H182V110H180ZM192 109V110H191ZM208 109V111H204V110H207ZM215 109V110H214ZM234 109V110H233ZM239 109V110H238ZM241 109V110H240ZM250 109V110H249ZM19 110H21V111H19ZM23 110V111H22ZM26 110V111H25ZM60 110V111H59ZM61 110H63V112L61 111ZM74 110H76L75 112H74ZM85 110L87 111L88 110V113L87 112H85ZM91 110V111H90ZM94 110V111H93ZM96 110V111H95ZM103 110V111H102ZM137 110V111H138ZM171 110H176L175 111V113H171V112H173V111H171ZM195 110L198 112V113H194L195 112ZM201 112V114H199L200 112ZM203 110V111H202ZM243 110H244V112H243ZM245 110H247V111H245ZM8 111H10L9 112V114H7L6 112H8ZM18 111V112H17ZM28 111V112H27ZM37 111V112H36ZM38 111H40V112H38ZM44 111V112H43ZM59 111V112H58ZM98 111V112H97ZM113 111H115V112H113ZM168 111V112H167ZM169 111H171V112H169ZM213 111H215V112H213ZM223 111V112H224ZM227 111H228V113H227ZM235 111V112H234ZM238 111V112H237ZM20 112H21V114H20ZM22 112H24V113H26V114H24L23 115V113ZM47 112V113H46ZM49 112V113H48ZM51 112V113H50ZM53 112V113H52ZM58 112V113H57ZM68 112V113H67ZM72 112H74V113H76V114H74V113H72ZM90 112H92V114H90ZM145 112V111H144ZM163 112H166L165 114L163 113ZM203 112H205V114L203 113ZM218 112H219V115L220 116H218L217 114H218ZM230 112H232V113H230ZM243 112V113H242ZM247 112H249L248 114H247ZM251 112V113H250ZM38 113H41V114H38ZM66 113V114H65ZM80 113V114H79ZM86 115H85V114ZM109 113V114H108ZM116 113V114H115ZM121 113V114H120ZM140 113V112H139ZM148 113V112H147ZM163 113V114H162ZM171 113V114H170ZM195 115H194V114ZM227 113V114H226ZM263 113V114H262ZM42 114H44V115H42ZM46 114V115H45ZM47 114H49V115H47ZM51 114V115H50ZM54 114V115H53ZM57 114H58V116H57ZM68 114V115H67ZM72 114V115H71ZM74 114V115H73ZM84 114V115H83ZM104 114V115H103ZM105 114H107V115H105ZM113 114V115H112ZM132 114V115H131ZM167 114V115H166ZM173 114V117H169L170 115H172ZM175 114V115H174ZM198 114V115H197ZM214 114H216V115H214ZM246 114V115H245ZM4 115H8L7 117L5 116L4 117ZM12 116L11 117V121H13V124H12V122H11V124L13 125V127H15V128H13V127H11L12 125L11 124H9L10 122H9V119L8 118H10L9 116ZM16 115H18V116H16ZM27 115H28V117H27ZM57 117H56V116ZM77 115H79V118H80V116H82L81 118L82 119H79L78 118V116ZM88 115V116H87ZM96 115H97V117H96ZM99 115V116H98ZM122 115V116H121ZM165 115V116H164ZM176 115H177V117H176ZM192 115H194V116H192ZM204 115V116H203ZM239 115L241 116V119H239V121L240 122H238L237 120H238V118H239ZM257 115V116H256ZM23 116V117H22ZM38 116V117H37ZM47 116V117H46ZM51 117L50 119H48L49 117ZM60 116V117H59ZM94 116V117H93ZM101 116H103V117H101ZM113 116L115 117H118V118H113ZM138 116V117H137ZM162 116V117H161ZM169 117L168 119L171 121V120H174V119H177V120H179V121H182V122H184L183 120H184V118H185V121H186V119H188V121L190 122H188L189 123V125L188 126H190V124H192V122L193 121H195V122H193V123H196L197 124V126H199L200 124L202 125V123L204 124V127L202 126H199V128L198 127H194V126H196V125H194V126H190V128L191 127H193V130L191 129V131H190V135L191 134H194V135H191L190 137H193V140H192V138L190 139V140H188L187 139V141L188 142H186L185 141V143L187 144V145H183V144H181V143H183L184 142V140H183V142L181 141H178L177 140V142H176V138H174L175 136H174V134L171 132L170 133V131H168L167 129H165V130H167V131H165V133L163 134V135H165V136H163V135H160V137H164V138H170L169 140H167V139H163V137H162V139H161V141L160 140H156L157 139V137L158 138H160L157 134H160V132H161V134H162V131L160 130V129H163V128H159V127H161V125H159L160 123H161V119H163V121H164V119L166 118V117ZM199 116H200V118H201V120H202V123H200L201 122V120H200V118H199ZM206 116V117H205ZM242 116H244V117H242ZM255 116V117H254ZM15 117V118H14ZM25 117V118H24ZM68 117V118H67ZM91 117H93V119L91 118ZM99 117H101V118H99ZM110 117V118H109ZM128 117H130V118H132V119H130V118H128ZM160 117H161V119H160ZM180 117V118H179ZM182 117V118H181ZM206 119H205V118ZM213 117H216V118H213ZM217 117H219V119L217 118ZM254 117V118H253ZM260 117V118H259ZM8 120H7V119ZM20 118H22V119H20ZM26 118H27V120L28 119H30L31 118V120H29V121H27V122H29V123H27V122H25L26 121ZM40 118V119H39ZM42 118V119H41ZM53 120V118H55L54 119V122H52V121H50V124H49V121L47 120ZM60 118V119H59ZM95 118H97V119H95ZM128 118V119H127ZM153 118H154V120H153ZM159 119V120H157V119ZM173 118V119H172ZM194 118V119H193ZM196 118H197V120H196ZM221 118H222V120H221ZM223 118H224V120H228V121H226L227 123H225L224 121H223ZM253 118V119H252ZM258 118V119H257ZM18 119V120H17ZM20 119V120H19ZM34 119H36V120H38L39 119V121H34L33 122V124H31L32 122L31 121H33ZM64 119V120H63ZM71 119V120H70ZM87 119H90V120H87ZM95 119V120H94ZM101 119V120H100ZM113 121H112V120ZM115 119H117V120H115ZM167 119V118H166ZM192 119V120H191ZM204 119V120H203ZM216 120V122H214L213 123V121H215ZM247 119H248V121H247ZM249 119H250V121H249ZM257 119V120H256ZM23 120H24V122H23ZM56 120H58V121H56ZM71 121V123H70V121ZM93 120V121H92ZM100 120V121H99ZM121 120H125V122L126 123H128V126L130 127V125H129V122H134V123H138L137 125H141L140 127L139 126H136V124H133L134 126H131L129 129L131 130L132 129V127H134V129H137L138 127L140 128L139 129V132L136 130V133L138 134H135V135H133L132 133H135V131H133V129L131 130V131H133V132H130V134H132V135H127V133H129V132H125V131H123V132H125V136H124V133H123V135H119V132H121L122 130H125V128H126V126H123V127H125L124 129H121V128H123V127H120L119 128V126H121L122 124H123V121H121ZM130 120V121H129ZM153 120V121H152ZM200 120V121H199ZM206 120V121H205ZM219 122H218V121ZM17 121V122H16ZM21 121V125L19 124V122ZM62 121H65L64 123L62 122ZM67 121H68V124H67ZM76 121H79V122H76ZM83 121H85V123L83 122ZM117 121V122H116ZM129 121V122H128ZM139 121H140V123H139ZM155 121V123H153ZM158 121V122H157ZM203 121H205V122H203ZM212 121V122H211ZM221 121H223L224 123H222ZM234 121V122H233ZM257 121V122H256ZM261 121V122H260ZM9 122V123H8ZM25 123L23 126H22V124L23 123ZM36 122V123H35ZM48 122V124H46ZM58 124H57V123ZM74 122V123H73ZM76 122V123H75ZM90 122V123H89ZM97 122V123H96ZM99 122H101V123H99ZM105 122V123H104ZM116 123L117 125H119V124H121V125H119V126H116L117 127V129L118 130H121V131H117V129H115L116 127H114V123ZM121 122V123H120ZM124 122V124H126ZM199 122V123H198ZM211 122V123H210ZM231 122V123H230ZM252 122H254V123H252ZM7 125H6V124ZM15 123H16V125H17V127H16V125H15ZM34 123H35V125L37 126L38 124V126L39 127H36L35 125H34ZM54 123V124H53ZM83 125H82V124ZM87 123V124H86ZM88 123H89V127L90 128H86V126L88 125ZM102 123H104V124H106V125H104V124H102ZM132 123H130V124H132ZM158 123V124H157ZM186 123V122H185ZM220 123V124H219ZM222 123V124H221ZM238 123H240V124H244V123H247V125H240V126H238L239 124ZM248 123L251 125H255V126H252V129L254 128V129H256L255 131H254V129H253V131H252V129H251V126L249 125V127H248ZM257 123H261V127L257 124ZM5 124V126L3 127V125ZM26 124H28V126L27 127H25L26 126ZM60 124V125H59ZM63 124V125H62ZM67 124V125H66ZM71 124V125H70ZM86 124V125H85ZM95 124V125H94ZM100 124H101V126L103 127H101L100 126ZM109 124V125H108ZM113 126H112V125ZM157 124V125H156ZM216 124H219L218 125V127L216 128L215 126H217ZM227 124V125H226ZM230 124V125H229ZM231 124H232V126H231ZM237 126H236V125ZM19 125V126H18ZM31 125H33V127L31 126ZM52 125H54V128H53V126ZM62 125V126H61ZM80 125V126H79ZM91 125V126H90ZM96 125H97V127H96ZM107 128V129H109V126L111 127H113V128H111V129H113V130H111V129H109V130H105V127ZM151 125H153V126H151ZM158 126V127H156V126ZM193 125V124H192ZM210 125H212V126H210ZM215 125V126H214ZM224 126V128L222 127V126ZM259 127H258V126ZM9 126V127H8ZM20 126H22V127H20ZM41 126H42V128L44 129H42L41 128ZM65 126V127H64ZM68 126H75L76 128H78V129H76L75 127H73L72 129H74L73 131L70 129V127H68ZM210 126V127H209ZM225 126H226V128L228 129V131H226L225 129ZM243 126V127H242ZM19 127V128H18ZM29 127V128H28ZM31 127V128H30ZM45 127H47V128H45ZM58 127H59V131H57L58 130ZM64 127V128H63ZM67 127V128H66ZM151 127L152 128H154V129H152L156 134H154V132H152L150 129H151ZM156 127V128H155ZM209 128V129H207V128ZM212 127H214V128H212ZM240 127V128H239ZM248 127V128H247ZM255 127H257V128H255ZM3 128V129H2ZM6 128V129H5ZM13 128V129H12ZM38 128H40V129H38ZM53 128V129H52ZM79 128H81V129H79ZM84 128H86V129H84ZM96 128V129H95ZM194 128H196V129H194ZM232 130H231V129ZM247 128V129H246ZM251 130H250V129ZM261 128V129H260ZM9 129V130H8ZM15 129H17L16 131H15ZM21 129L22 130H24V132H26V133H22V131H21ZM25 129H30L29 131L28 130H25ZM45 129H48V130H51V131H46ZM84 129V130H83ZM89 129H93V132H91V130H89ZM128 129V128H127ZM143 129V130H142ZM156 129V130H155ZM215 129V130H214ZM233 129H235V132H234V130ZM237 129H238V132H237ZM241 129V130H240ZM2 130L4 131V132H2ZM61 130V131H60ZM68 130V131H67ZM87 130H89V131H87ZM95 130L96 131H99L98 133L96 132V134L94 135V132H95ZM111 130V131H110ZM148 130H150V131H148ZM158 130L160 131V132H158ZM216 130H218V131H216ZM220 130V131H219ZM223 130H225V131H223ZM229 130H230V132H229ZM15 131V132H14ZM30 131H33V132H30ZM36 131V133H34ZM54 131V132H53ZM66 132V134L64 135V137H63V135L61 136V132L64 134L65 132ZM74 131H76V133L74 132ZM84 131V132H83ZM114 131H116L117 133H115ZM145 131V132H144ZM164 131V130H163ZM198 131H199V133H198ZM207 132L206 134H205V132ZM212 131H216V132H212ZM241 131V132H240ZM249 131V132H248ZM252 131V132H251ZM263 131V132H262ZM44 132V133H43ZM48 132H50V133H48ZM55 132H58L60 135H57L58 133H56V135L54 134ZM69 132V133H68ZM82 132V133H81ZM86 132V133H85ZM110 132V133H109ZM112 132V133H111ZM114 132V133H113ZM143 132V133H142ZM147 132H150V134L149 133H147ZM152 132V133H151ZM192 132V133H191ZM194 132V133H193ZM218 132V133H217ZM223 132H226V133H223ZM228 132V133H227ZM234 133V134H231V133ZM251 132V133H250ZM17 133L18 134H20V135H17ZM30 133H34V134H31V136H29L30 135ZM42 136V137H45L44 138V140L46 141H42L43 140V138L40 136H37V135H39V134ZM104 133V134H103ZM107 133V134H106ZM198 133V134H197ZM209 133V134H208ZM210 133H211V135L212 136H210ZM216 133V134H215ZM221 133V134H220ZM230 133V134H229ZM252 133H254V134H252ZM37 134V135H36ZM69 134H70V136H69ZM102 134H103V136H102ZM113 134H115V136H116V134H117V138L116 139H114V135ZM140 134H142V135H140ZM173 136H172V135ZM219 134H220V136H219ZM236 134V135H235ZM7 135V136H6ZM12 135H13V137H12ZM36 137H35V136ZM80 135V136H79ZM82 135V136H81ZM86 135V137H84ZM92 135V136H91ZM94 135V136H93ZM101 135V136H100ZM141 136V137H138V136ZM150 135V136H149ZM152 135V136H151ZM171 135V136H170ZM200 135H202V136H200ZM204 135H206V136H204ZM207 135H209V136H207ZM224 135H226L227 136V138H226V136H224ZM232 135V136H231ZM51 136H52V138H51ZM69 136V137H68ZM77 136V137H76ZM100 136V137H99ZM127 136V137H126ZM137 138V139H135V137ZM149 136V137H148ZM155 136H157V137H155ZM232 138H231V137ZM238 136V137H237ZM241 138H240V137ZM27 137V139H29V140H27V139H23L24 140V142H23V140H22V142L21 143H23V144H20V142H18L19 140H20V138H26ZM39 137V138H38ZM47 137V138H46ZM55 137V138H54ZM67 137V138H66ZM80 137V138H79ZM96 137H99V138H101V142H99L100 141V139L99 138H97V141H96ZM103 137L104 138H106L105 140L103 139ZM152 137H153V139H152ZM196 137V138H195ZM197 137L199 138V137H201V138H199V141L197 140ZM206 137V138H205ZM215 139V142L213 143V145H214V147H213V145H211L210 146V148L209 147H207V146H205V145H207V142H208V140H210V139H213V138ZM216 137H219V138H216ZM223 137H224V139H223ZM234 137V138H233ZM50 140H49V139ZM83 138V139H82ZM88 138V139H87ZM119 138V139H118ZM122 138V139H121ZM129 138H130V140H129ZM156 138V139H155ZM202 138H204L205 140H203ZM237 138V139H236ZM239 138V139H238ZM14 139H16V140H14ZM31 139H33V141L31 140ZM39 139V140H38ZM57 139H61L60 141H62V140H64V141H62V142H60L59 140H57ZM70 139V140H69ZM108 139H109V141H108ZM114 139V140H113ZM133 139V140H132ZM147 139V140H146ZM152 139V140H151ZM194 139H196V140H194ZM202 139V140H201ZM213 139V140H214ZM232 139V140H231ZM27 140V142H25ZM36 140V141H35ZM76 140V141H75ZM86 140V141H85ZM95 140V141H94ZM99 140V141H98ZM104 140V141H103ZM111 140H113L112 142H111ZM136 140H138L137 142H135ZM151 141V142H149V141ZM154 140V141H153ZM156 140V141H155ZM165 140H167V141H165ZM175 142H174V141ZM221 140V141H220ZM239 140V141H238ZM241 140V141H240ZM28 141H29V143H28ZM41 141V142H40ZM69 141H71V142H73L72 144L71 143H68ZM78 141H79V144L80 143H82V141H84L85 143L83 144H81V145H79L78 144ZM88 141H90V143H92V144H90ZM92 141H94V142H92ZM128 141V142H127ZM145 142V143H143V142ZM158 141H160V143L162 144V143H164L165 145H167L166 146V149H165V151H163V147L165 146L164 144H160V143H158V144H154V145H152L153 144V142L154 143H156V142H158ZM164 141V142H163ZM170 141H172V142H170ZM191 141H192V143H191ZM197 143H196V142ZM201 141H202V143H204V144H202L201 143ZM204 141V142H203ZM224 141V142H223ZM229 141H230V143H229ZM231 141H233L232 143H234L235 142V144H232L231 145ZM242 141L244 142V143H242ZM251 141V142H250ZM18 142V143H17ZM32 142V143H31ZM34 142H38L37 144H34ZM48 142H49V144H48ZM51 142V143H50ZM123 142V143H122ZM135 142V143H134ZM141 142V143H140ZM165 142H169V143H165ZM190 142V143H189ZM200 142V143H199ZM252 142H254V143H252ZM16 143V144H15ZM42 143H44V144H42ZM46 143V144H45ZM55 143H57L56 145L53 144ZM63 143H64V146H62L63 145ZM74 143H76L77 144V146H75L74 148H73V156L70 158V159H66V158H68V156L67 157H65V158H62V160H58V161H60V164H59V162L58 161H53L54 159H49V158H51V157H54V156H51V154L53 155L54 154V152L56 153V155H60L59 153H62L64 150H61V149H64V147H66V148H72V146H73V144ZM98 143V144H97ZM100 143V144H99ZM106 143V144H105ZM110 143V146L108 145ZM117 143V144H116ZM133 143V144H132ZM148 143H151L150 145H151V147L153 148V150L151 151V149L150 148H148V147H150V145L149 146H147V144ZM171 143H172V145H173V147H172V145H171ZM174 143V144H173ZM237 143H238V145H237ZM242 143V144H241ZM246 143V144H245ZM251 143V144H250ZM29 144H31L30 146H28ZM76 144H74V145H76ZM96 144V145H95ZM113 144H114V146H113ZM116 144V145H115ZM126 144V145H125ZM128 144V145H127ZM143 144V145H142ZM146 144V145H145ZM169 144H170V146H169ZM197 144V145H196ZM201 144V145H200ZM245 144V145H244ZM33 145H35V146H33ZM37 145V146H36ZM46 145H48L49 147H47ZM50 145H52V146H50ZM66 145V146H65ZM112 145V146H111ZM140 145V147H138ZM158 145H160V146H158ZM175 145V146H174ZM180 145H182V148H184V149H182V148H180L181 146ZM191 145V146H190ZM230 145H231V147H230ZM233 145H234V147H233ZM243 146V147H241V146ZM248 145V146H247ZM252 145H254L253 146V148H252V146L250 147V146ZM255 145H257V146H255ZM42 146H45L44 148L42 147ZM54 146V147H53ZM56 146V147H55ZM68 146V147H67ZM91 147V148H88L89 150H88V153L86 152L87 151V149H84V148H86V147ZM99 146V147H98ZM141 146L143 147V148H141ZM145 146H147V147H145ZM179 146V147H178ZM187 146H189V147H187ZM192 146H196V148H192L193 150H191V147ZM199 146V147H198ZM202 146V147H201ZM246 148H245V147ZM260 146H262L263 147V150H261L262 149V147L260 148ZM20 147V148H19ZM29 147H31V148H29ZM32 147H33V149H32ZM42 147V148H41ZM50 147H52V148H50ZM95 147V148H94ZM97 147V148H96ZM110 147V148H109ZM122 147V148H121ZM154 147L156 148V149H154ZM157 147H159V148H157ZM161 147V148H160ZM168 147H170L169 149H168ZM212 147V148H211ZM255 147V148H254ZM24 148V149H23ZM29 150H28V149ZM43 149V151L42 150H40V149ZM50 148V149H49ZM55 148H57L56 150H55ZM65 148V150H67ZM101 148V149H100ZM122 149V150H119V149ZM132 148H134V149H132ZM146 148H148V149H146ZM197 148H203L202 150L201 149H199V150H196L195 151V153L192 155V153H193V151L195 150V149H197ZM205 148H206V152H209V154L207 153L206 154V152L204 151L205 150ZM208 148V149H207ZM217 148V149H216ZM222 148V149H221ZM234 148L236 149V151L234 150ZM238 148V149H237ZM239 148H241L240 150H239ZM243 148H245V149H243ZM250 149V151H252L254 154H257L258 155V157H256L254 154H250V153H252V152H250V151H248L249 149ZM257 148V149H256ZM260 148V149H259ZM16 149V150H15ZM18 149V150H17ZM31 149V150H30ZM36 149V150H35ZM44 149H46V150H44ZM54 150V151H52V150ZM77 149V150H76ZM105 149H107V150H105ZM131 149H132V151H131ZM135 149H137L136 151H135ZM142 149V150H141ZM145 149V150H144ZM175 149H177V150H175ZM178 149H179V151H178ZM180 149H182L183 151V153L181 152V150ZM190 149V150H189ZM256 149V150H255ZM33 150V151H32ZM47 150H49L48 152H47ZM59 151V153H58V151ZM113 151V154L112 155H108V154H111V152ZM115 150V151H114ZM123 151V150H125L123 153H124V156H126L127 154H128V157H127V159H129V161L126 159V160H124L123 159V163H118L119 164V166L120 167H117L118 165H117V163H115V164H113L112 163V160H111V156H113L114 155V153H116L117 151ZM128 150V151H127ZM156 150V151H155ZM158 150V151H157ZM168 150H170V151H168ZM212 150V151H211ZM219 150H220V152H219ZM234 152H233V151ZM238 150V151H237ZM244 150V151H243ZM246 150V151H245ZM257 150H258V152H257ZM260 150V151H259ZM4 151V152H3ZM32 151V152H31ZM51 151V152H50ZM79 151H81V153L79 152ZM139 151V152H138ZM142 151V152H141ZM154 151V155L152 154V152ZM159 151H160V153H159ZM162 151V152H161ZM173 151V152H172ZM186 151H188V152H186ZM199 151H201V153H200V155H199ZM205 153H204V152ZM225 151V154H222L223 152ZM255 151V152H254ZM19 152V153H18ZM23 152V153H22ZM25 152V153H24ZM44 152H47L46 154L44 153ZM101 152L103 153V155L101 154ZM130 152H132L131 154H130ZM134 152V153H133ZM147 152H148V154H147ZM150 152V153H149ZM167 152V153H166ZM172 152V153H171ZM175 152V153H174ZM179 152H180V155L182 154V156H180L179 155ZM190 152H192V153H190ZM228 152H230V153H228ZM238 152V153H237ZM240 152V153H239ZM249 152V153H248ZM2 153V154H1ZM34 153V154H33ZM37 153V154H36ZM80 153V154H79ZM142 153V154H141ZM158 153H159V155H158ZM170 153V154H169ZM177 153V154H176ZM186 153H187V155H186ZM231 153H233L232 155H231ZM234 153H236V156H235V154ZM248 153V154H247ZM259 153V154H258ZM261 153V154H260ZM29 154V155H28ZM45 154V155H44ZM48 154H50V155H48ZM104 154L106 155V156H109L108 157V159L106 158H103V156H104ZM126 154V155H125ZM141 154V155H140ZM143 154H144V156H143ZM147 154V155H146ZM152 154V155H151ZM164 156H163V155ZM167 154H169V156L167 155ZM172 154V155H171ZM183 154H185V156L183 155ZM191 154V155H190ZM195 154H196V156H195ZM204 154V155H203ZM212 154V155H211ZM214 154H217V156L215 155L214 156ZM221 154H222V156H221ZM4 157H6V158H4ZM21 155V156H20ZM37 155H39L38 156V160H37V157H35V156H37ZM55 155V156H56ZM94 155V156H93ZM165 155H167V157L165 156ZM174 155H175V157H174ZM206 156L205 158L204 157H202V156ZM219 155V156H218ZM226 155H230V156H226ZM245 157H244V156ZM246 155H252V156H250L251 158H249V159H247V157H249V156H247L246 157ZM261 155V156H260ZM40 156H42V157H40ZM47 156L49 157V158H47ZM75 156V157H74ZM97 156V157H96ZM100 156V158L102 159V160H105V161H108L109 160V162H106V163H104L101 159H99L98 157ZM102 156V157H101ZM139 156H141V158L139 157ZM148 156V158H146ZM157 156H161L160 158H157ZM173 156V157H172ZM188 156V157H187ZM193 156V157H192ZM211 156V157H210ZM213 156V157H212ZM224 156H226V157H224ZM232 156V157H231ZM242 156V157H241ZM260 156V157H259ZM19 157H20V159H19ZM21 157H24L23 159H21ZM45 157V158H44ZM84 157V158H83ZM90 157V158H89ZM96 157V158H95ZM136 157H137V159H136ZM151 157V158H150ZM168 157H169V159H168ZM181 157V158H180ZM199 157H200V159L201 158H204V159H202V160H199ZM207 157H210V158H207ZM227 158L225 161L226 162H224L223 161V158ZM254 157H255V159H254ZM262 157V158H261ZM34 158V159H33ZM55 158V157H54ZM57 158H59V156L57 157ZM76 158H79L78 160L76 159ZM85 160V163H84V161H83V159ZM134 158V159H133ZM174 158H176V159H174ZM180 158V159H179ZM182 158H184L185 160H181ZM193 158H198V160L197 159H194V161L192 162L191 160L193 159ZM213 158V159H212ZM242 158H244V159H242ZM253 158V159H252ZM3 159V160H2ZM6 159V160H5ZM17 159H18V161H17ZM45 159V160H44ZM61 159V158H60ZM67 160V162H62V161H66ZM74 159V160H73ZM77 161H76V160ZM88 159H89V161H88ZM94 159V160H93ZM138 159H140V160H138ZM145 159V161H143V160ZM188 159H190V160H188ZM207 159H209L210 160V162H209V160H207ZM215 159V160H214ZM232 159V160H233ZM5 160V161H4ZM24 160V161H23ZM34 160V161H33ZM51 160H52V162H51ZM96 160H98V161H96ZM115 160V159H114ZM142 160V161H141ZM147 160V161H146ZM148 160H150V161H148ZM168 160V161H167ZM176 160V161H175ZM180 160L182 161V162H184L185 161V163L188 161H190V163H193V165H191L190 163H183V164H181L182 162H180ZM196 160V161H195ZM209 162H207V161ZM217 160H221V161H217ZM242 160H244V161H242ZM2 161V162H1ZM6 163H4V162ZM8 161V162H7ZM19 161H20V163L22 164H25V165H20V163H19ZM25 161H26V163H25ZM39 161H43L42 162V165L40 164V162ZM80 161V162H79ZM94 161L96 162V163H94ZM111 161V162H110ZM116 161L118 162L119 161V159H116ZM125 161H127V162H125ZM139 161V163H136V162H138ZM164 161H166V162H164ZM173 161H175V162H173ZM199 161V164L197 163ZM206 161V162H205ZM16 162H18V163H16ZM38 162V163H37ZM49 162H51L50 164L51 165H49ZM54 162H58L57 163V166H56V163H54ZM80 164V165H78V163ZM81 162L83 163V164H81ZM98 162V163H97ZM115 162V161H114ZM133 162V163H132ZM134 162L136 163V164H134ZM149 163V164H146V163ZM164 162V163H163ZM168 162V163H167ZM171 162V163H170ZM178 164H181V165H178ZM201 162V163H200ZM204 162V163H203ZM223 162L224 163H226V164H228V165H226L225 166V168H224V164H223ZM239 162H242V163H239ZM2 163V164H1ZM35 163H37L38 165H40V166H37L36 167V165L37 164H35ZM66 164V167H64V164ZM105 164L106 165V167H105V165H103V164ZM110 163V164H109ZM127 163V164H126ZM133 164V169H132V167H130V164ZM141 163H142V165H141ZM144 163V164H143ZM173 163H176V165H174ZM213 163V164H212ZM4 164V165H3ZM8 164V166H9V168H8V166H6ZM29 164V165H28ZM44 164H48L47 165V167H46V170H45V167H44ZM60 166H59V165ZM63 164V165H62ZM70 166H69V165ZM84 164H86V167H85V165ZM96 164V165H95ZM124 164V165H123ZM129 164V165H128ZM132 164H131V166H132ZM159 164V165H158ZM197 164V165H196ZM201 164V165H200ZM217 166H216V165ZM243 164H242V166H243ZM74 165H75V167H74ZM101 165V166H100ZM109 165H112V166H109ZM142 166V167H140L139 168V166ZM147 165V166H146ZM169 165V166H168ZM191 165V166H190ZM214 165V166H213ZM219 165V166H218ZM3 166H6V167H3ZM53 166V167H52ZM73 166V167H72ZM107 166H109V167H112V168H109V167H107ZM137 166V167H136ZM146 166V167H145ZM165 166H168V167H166V168H164ZM172 166V167H171ZM178 166H179V168H178ZM180 166L181 167H184V168H180ZM190 166V167H189ZM220 166H222L223 167V169H221L222 167H220ZM241 166V167H242ZM49 167V169H47ZM60 167H61V169H60ZM79 167V168H78ZM94 168V169H92V168ZM101 167V168H100ZM136 167V168H135ZM154 167H155V170H154ZM174 167V168H173ZM178 168V169H182V170H178V169H175V168ZM187 167V168H186ZM195 167V168H194ZM209 167V168H208ZM211 167V168H210ZM235 167V166H234ZM3 168H6L7 170H12V171H14V172H18V170L17 169H19V170H21V171H19L18 173H15V175H14V173L12 172V171H10L9 173L7 172V170L6 171H4L3 170ZM58 168V169H57ZM65 168V169H64ZM71 169L73 172L76 170V172H78L79 171V173H75V174H79V175H75L71 170H69V169ZM74 170H73V169ZM89 168H90V170H89ZM108 168V169H107ZM137 168H139L138 170H136ZM142 168V169H141ZM146 168V169H145ZM147 168L149 169V170H147ZM150 168H152V169H150ZM160 168V169H159ZM169 170H168V169ZM213 168V169H212ZM28 169H30V170H28ZM39 169H40V171H39ZM44 171H43V170ZM53 169H56V170H54V172L52 171ZM78 169H80V170H78ZM102 169V170H101ZM106 169V170H105ZM109 169H112L111 171H109ZM122 169V170H121ZM132 169V170H131ZM159 170L158 172H156L157 170ZM161 169H164V170H166V171H168L169 172V174L167 173L166 175H170L171 173H173V174H171L168 178H171L172 179V177H173V175H174V177H173V179L172 180H169L167 177H163V178H157L156 176L154 177V179H152L153 177H151L150 178V180H144V178L145 177H143V176H145V175H148V176H146V177H150V175L151 174H155L154 172H156V174L158 173L159 174V172H164V170H161ZM187 169V170H186ZM211 169V170H210ZM2 170V171H1ZM24 170H26V171H24ZM28 170V171H27ZM34 170H36V171H34ZM66 170H67V172H66ZM128 170V171H127ZM136 170V171H135ZM143 170H145V172L143 171ZM147 170V171H146ZM153 170H154V172H153ZM161 170V171H160ZM185 170V171H184ZM22 171H24V172H22ZM50 171H52V172H50ZM55 171H58V172H55ZM63 171V172H62ZM69 171H71L70 173H69ZM81 171H83L82 173H81ZM86 171H87V173H89V174H86ZM94 171H95V173H94ZM114 171V172H113ZM117 171V172H116ZM120 171V172H119ZM127 171V172H126ZM130 171H132L131 172V174H130ZM135 171V172H134ZM138 171H142L141 173L142 174H140V172H138ZM149 171H151L150 173H149ZM186 171H188L187 173H186ZM192 171V170H191ZM27 172V173H26ZM29 172H31V173H29ZM32 172H34V173H32ZM38 172V174H36ZM42 172V173H41ZM60 172H62V173H60ZM64 172H66V173H64ZM126 172V173H125ZM171 172V173H170ZM228 172V171H227ZM228 172V173H229ZM21 173V174H20ZM62 174L63 175V173H64V175L62 176V175H60V174ZM113 173H114V176H116V175H118L119 173H120V175H119V177L120 178H118V176L117 177H113V178H111V175H113ZM116 173V174H115ZM139 173V174H138ZM147 173V174H146ZM7 174H9L10 175V177H8V175ZM23 174V175H22ZM33 174H36V175H34V176H32ZM41 174V175H40ZM45 174V175H44ZM46 174H50L49 176L48 175H46ZM55 174H59V176L58 177H60V178H58V177H56L57 175H55ZM82 174V175H81ZM86 174V175H85ZM97 174V175H96ZM110 176H109V175ZM124 174V175H123ZM135 174H138V175H135ZM155 174V175H156ZM157 174V175H158ZM12 175H14V176H12ZM22 175V176H21ZM72 175V176H71ZM80 175H81V177H80ZM84 175V176H83ZM92 175V176H91ZM107 175H108V177H107ZM126 175L129 177L130 175L131 176H133V178L132 177H130V178H128V177H126ZM160 175V174H159ZM158 175V176H159ZM165 175V176H166ZM35 176H38V177H35ZM40 176V177H39ZM46 176H47V178H46ZM69 178H68V177ZM87 176L89 177L90 176V180L87 178ZM99 176V178H101V179H97V177ZM111 178V179H109V180H112V182H116V183H114V184H117V185H115L114 187L115 188H113V189H115V190H111V191H105V190H108V188L106 189H104V187H105V185H102L101 183H99L100 181H103L104 179L103 178ZM140 176V177H139ZM4 177H6V179H9L10 178V181H12L13 183L11 184V182L9 181V180H5V178ZM12 177V178H11ZM45 177V178H44ZM48 177H50L49 179H48ZM64 178V180L65 181H62V182H64V183H66V184H64V183H62L60 180H63V178ZM71 177H73V178H71ZM76 177V178H75ZM79 177V178H78ZM123 177H125V179H127V180H125ZM17 178H18V182H17ZM32 178V179H31ZM36 178V179H35ZM44 178V179H43ZM54 178V179H53ZM56 178H58L59 180H57ZM85 178V179H84ZM86 178H87V180H86ZM134 178L136 179V181H137V183H136V181H135V184H138V182L139 183H143L142 181H145V182H148L149 184H150V188L152 187L151 185L153 184V185H156L155 187H152L151 189L152 190H154V191H156V192H154V191H152L153 193H155V194H151L152 196H150V193H148L147 195H145V196H148V198H147V200H146V198L144 199V197L142 196V197H138V198H140V200L138 199V201L136 202L137 204L135 205H131V206H133V207H131V206H129L130 204H129V202H127L126 203V201H124L123 200V198L124 199H126L127 201H128V195H129V193H130V191L131 190H133L132 188H130L131 187V185L132 184H134ZM143 178V180L140 182L139 180L140 179H142ZM177 178V179H176ZM179 178H181L180 180H179ZM3 179V180H2ZM14 179H16V180H14L15 182H17L16 184H15V182L13 181ZM19 179H23L22 181L21 180H19ZM40 181H39V180ZM46 179H47V181H46ZM79 179H81V181L79 180ZM84 179V180H83ZM96 181H95V180ZM130 179H132V181L130 180ZM139 179V180H138ZM147 179H149V178H147ZM152 179V180H151ZM163 179H165V181H164V183H163V181H161V180H163ZM56 180H57V182H56ZM68 180L70 181V182H68ZM107 180V179H106ZM168 180V181H167ZM261 180H263V179H261ZM259 181V185H260V183H262V181ZM21 181V182H20ZM42 181V182H41ZM50 181H52V182H50ZM74 181V182H73ZM76 181H78V183L76 182ZM95 182V185H94V183L93 182ZM97 181H99V182H97ZM161 181V182H160ZM170 181V182H169ZM8 182L10 183V184H8ZM33 182V183H32ZM37 182V183H36ZM40 182V183H39ZM48 182V183H47ZM56 184H55V183ZM68 182V183H67ZM73 182V183H72ZM126 182H130L129 184L128 183H126ZM155 182H157L156 184H155ZM175 182H179L178 184H176ZM23 185V187H22V185ZM46 183V185H44ZM54 185H53V184ZM60 183V184H59ZM71 183V184H70ZM75 183H77V184H75ZM97 183H99V184H97ZM171 183V186L169 185ZM176 184V186L174 187V185ZM30 184V185H29ZM42 184V185H41ZM62 184V185H61ZM90 185V186H86L85 187V185ZM119 184V185H118ZM122 184H123V186H122ZM126 184H128V185H130V187L127 185L126 186ZM160 184V185H159ZM165 185V187H164V185ZM169 185V187L170 188H168L167 187V185ZM3 185H5V187H3ZM17 185V186H16ZM93 185V186H92ZM96 185H100V186H96ZM179 187H178V186ZM258 185V186H259ZM21 186V187H20ZM25 186V187H24ZM26 186H28V187H26ZM42 186V187H41ZM44 186V187H43ZM53 186V187H52ZM59 186V187H58ZM64 186V187H63ZM66 186H67V188H66ZM103 186V187H102ZM117 186L119 187V188H117ZM136 186H138V185H133L132 187H136ZM162 186V187H161ZM242 186H244L243 184H242ZM54 187H55V189H54ZM70 187L72 188V189H70ZM92 187V188H91ZM96 188V189H93V188ZM160 189H159V188ZM6 188V189H5ZM31 188H33V189H31ZM84 188V190H81V189H83ZM88 188V189H87ZM97 188H98V190H99V188L101 189V192L103 193H101L100 192V190H99V193L98 192H95V191H98L97 190ZM120 188H121V190H120ZM124 188H126V190H127V192L129 191V193H127V195L125 194L126 193V191H125V189ZM130 188V189H129ZM154 188V189H153ZM158 188V189H157ZM176 188V189H175ZM264 188V187H263ZM19 189V190H18ZM20 189H22V190H20ZM57 189V190H56ZM61 189V190H60ZM78 189V190H77ZM91 189V190H90ZM104 189V190H103ZM116 189H119V190H116ZM48 190V191H47ZM62 190H63V192H62ZM73 190V191H72ZM74 190L78 193V194H75V193H73L74 192ZM86 190V191H85ZM168 190V191H167ZM170 190V191H169ZM174 190V191H173ZM180 190V189H179ZM33 193H32V192ZM70 191V193H71V195L72 194H75V195H77V196H75V197H77V198H74L73 197V195L70 197L69 195H70V193H68ZM72 191V192H71ZM78 191H80V192H78ZM81 191H82V193H81ZM115 191H117V193L116 194H114L113 195V193ZM125 191V192H124ZM150 191V192H151ZM160 191H161V193H160ZM173 192V195H171L172 194V192ZM176 191V192H175ZM23 192H25V193H23ZM35 192V193H34ZM53 192L56 194H53ZM61 192V193H60ZM90 192V193H89ZM105 192H106V194H105ZM108 192V193H107ZM112 192V193H111ZM118 192L120 193V194H118ZM122 192V193H121ZM15 193V194H14ZM38 193V194H37ZM60 193V194H59ZM81 195H80V194ZM84 193V194H83ZM93 193V195H91ZM123 193H124V195H123ZM160 193V194H159ZM169 195H168V194ZM176 193V194H175ZM221 193V192H220ZM223 193V192H222ZM20 194V195H19ZM59 194V195H58ZM67 195L68 197L66 198V196L64 197V199H63V195ZM88 194V195H87ZM95 194V195H94ZM96 194H99V195H96ZM102 194V196H100ZM225 194V193H224ZM18 197H17V196ZM26 195V196H25ZM61 195V196H60ZM104 195V196H103ZM107 195H109V196H107ZM154 195H155V197H154ZM157 195L159 196V197H157ZM162 195H164V197L162 196ZM210 195H212L211 193H210ZM220 195H223V194H219V196ZM20 196V197H19ZM22 196V197H21ZM30 198H29V197ZM32 196V197H31ZM49 196V197H48ZM54 196H56V197H54ZM60 196V197H59ZM83 196V197H82ZM88 196V197H87ZM95 196V197H94ZM114 198H112V197ZM139 196H141V195H139ZM168 196H169V198H168ZM54 197V198H53ZM62 197V198H61ZM80 197H82L83 199H85L84 201H88V202H84V201H82V202H80ZM86 197V198H85ZM93 197V198H92ZM105 197H108V198H105ZM150 197H153V198H150ZM163 197V199H164V201H166V202H164V201H162V202H164V203H160V199L159 198H162ZM171 197V198H170ZM33 198H34V201H33V203H32V200H33ZM39 198V199H38ZM41 198V199H40ZM71 198H73V200L71 199ZM89 198V199H88ZM105 198V199H104ZM113 200H112V199ZM117 198V199H116ZM119 198H120V200H119ZM143 198V199H142ZM166 198V199H165ZM16 199L17 200H20V201H16ZM25 201H28V203L27 202H25L24 203V200ZM27 199H29V200H27ZM54 199V200H53ZM58 199V200H57ZM68 199V200H67ZM75 199H78V200H75ZM82 199V200H83ZM103 199L105 200L104 202H102L103 201ZM107 199H109L108 201H107ZM143 200V202L142 203H140L139 201H142ZM155 199V200H154ZM31 200V201H30ZM61 200H64V202L62 203L61 202ZM72 200V201H71ZM117 202H116V201ZM146 200V201H145ZM159 201V203H158V201ZM168 200H169V202H168ZM171 200V201H170ZM47 201H49V202H47ZM78 201V202H77ZM89 201L92 203H94V204H97V203H99L100 205H97V207H95V205L94 204H92V205H94L93 206V208L91 207V203H89ZM53 202H56V204L55 203H53ZM60 202V203H59ZM69 203V204H65V203ZM102 202V203H101ZM105 202H108L107 204L105 203ZM110 202V203H109ZM113 202V203H112ZM119 202V203H118ZM138 202H139V204H138ZM144 202H147V203H149L148 205H146V203H144ZM157 202V203H156ZM23 203V204H22ZM27 203V204H26ZM38 203V204H37ZM49 203V204H48ZM60 205H59V204ZM74 203H75V205H74ZM81 203H82V205H81ZM118 205H120V206H118ZM121 203V204H120ZM124 203H126L127 204V206H126V204H124ZM144 203V205H142ZM172 203H173V205H172ZM30 204V205H29ZM36 204V205H35ZM65 204V205H64ZM73 204V205H72ZM88 205V206H90L89 208H88V206H85V205ZM109 204V205H108ZM116 204V205H115ZM131 204H133V203H131ZM159 204V205H158ZM169 204V205H168ZM37 205H39L38 207H37ZM40 205H43V206H47L46 207V209H44L45 207H42V206H40ZM53 205L55 206H59L58 208L57 207H54L53 208ZM68 205H70V206H68ZM79 205V206H78ZM111 205V206H110ZM122 205H123V207H122ZM168 206V207H166V208H168L167 210H169L168 211V213H166L167 212V210H166V208H164L163 206ZM238 205H240V203L238 204ZM34 206H35V208H34ZM61 206H62V208H61ZM65 206V207H64ZM75 206V207H74ZM78 206V207H77ZM83 206V207H82ZM101 206H103V209H102V207ZM113 206V207H112ZM125 206V207H124ZM142 206H144L143 208H142ZM156 206H158V207H156ZM170 206H173V207H170ZM42 207V208H41ZM77 207V208H76ZM81 207H82V209H81ZM112 208V210H111V208ZM117 207V208H116ZM124 208V211H121V210H123L122 208ZM130 207V208H129ZM150 207H152L153 209H151ZM161 207H163V208H161ZM170 207V208H169ZM48 208H50L49 210H47ZM52 208H53V210H52ZM69 208V209H68ZM74 208V210H73V212H72V209ZM77 210H76V209ZM99 208V209H98ZM110 208V209H109ZM116 208V209H115ZM119 208H121L120 210H119ZM126 208V209H125ZM135 208H137V209H135ZM142 208V209H141ZM161 208V209H160ZM174 208V209H173ZM27 209H29V210H27ZM33 209V210H32ZM39 209V210H38ZM58 209V210H57ZM78 209H79V211H78ZM88 209V210H87ZM94 209V210H93ZM105 209H106V211H105ZM117 209H118V211H120V212H118L117 211ZM140 209V210H139ZM152 210V211H150V210ZM171 209V210H170ZM31 210V211H30ZM41 210H44V211H41ZM82 210V211H81ZM85 210H87L89 213H86L87 211H85ZM99 212H97V211ZM101 210H104L103 212H100ZM109 210H110V213H109ZM116 210V211H115ZM128 210V211H127ZM135 210H138V212H139V215L137 214V215H135L136 213V211ZM145 210H147V211H149V213L147 212V211H145ZM159 210V212H157ZM161 210V211H160ZM3 211V212H2ZM34 211V212H33ZM40 211H41V214H40ZM53 211H57V212H53ZM60 211V212H59ZM70 211V212H69ZM78 211V212H77ZM80 211L81 212H83V213H80ZM93 211V212H92ZM132 211V212H131ZM142 213H141V212ZM146 212L145 214H143V212ZM164 211V212H163ZM176 211V212H175ZM1 212H2V214H1ZM47 212H49V213H47ZM52 212V213H51ZM59 212V213H58ZM71 212H72V214L74 213L75 214V216H76V214L78 213V214H80V215H82L81 216V218H83V217H85V219H81L80 221L79 220H71V218L70 217H72V219H75L74 218V215H72L71 214ZM116 212V213H115ZM130 212H131V214H130ZM137 212V213H138ZM170 212H172V213H170ZM5 213H7V214H5ZM20 213H22V214H20ZM46 214V215H44V214ZM100 213H102V214H104V215H102V214H100ZM114 214V216H113V214ZM118 213H120V214H118ZM123 213H126L127 214V216L129 217V215H130V217L128 218V219H126V214H123ZM157 213H158V215H157ZM161 213H163V215L161 214ZM49 214H50V217H49ZM59 214H61V215H59ZM62 214H64V216L62 215ZM125 215V216H123V218H122V215ZM148 214V215H147ZM165 214V215H164ZM173 214V215H172ZM34 215V216H33ZM41 215V216H40ZM57 215H59V216H57ZM72 215V216H71ZM84 215V216H83ZM98 215H101V217H99ZM117 217H116V216ZM119 215L121 216V217H119ZM149 215H151L152 217H149ZM171 215V216H170ZM22 216V217H21ZM29 216H31V217H29ZM38 216V217H37ZM52 216V217H51ZM66 216H68V217H66ZM79 216V215H78ZM91 216V217H90ZM96 216V217H95ZM99 218H102V219H99ZM102 216H104V219L106 220H108V221H104L103 220V217ZM110 217V218H108V217ZM112 216H113V220H111L112 219ZM133 216V217H132ZM138 218H137V217ZM141 216H143V217H141ZM158 216V217H157ZM159 216H160V218H159ZM21 217V218H20ZM32 217H33V219H32ZM34 217H35V219H34ZM44 219H43V218ZM47 217V218H46ZM49 217V218H48ZM61 217H62V221L61 220H59V219H61ZM90 217V218H89ZM114 217H116V218H114ZM139 217H141V218H139ZM144 217H146V218H151V220H149V219H146V218H144ZM7 218H10V220H8ZM18 218H20L19 220H18ZM119 218H122V219H120L119 220ZM134 219V221H132L133 219ZM142 218H144L143 219V221H142ZM11 219H13V220H11ZM14 219H16V221L14 220ZM37 219H39V220H37ZM43 221H42V220ZM45 219H46V221H45ZM48 219V220H47ZM57 219V220H56ZM63 219H66V220H63ZM91 219V221H89ZM97 219L98 220H101V221H99V223L97 222ZM114 219H117V220H114ZM126 219V220H125ZM138 221H137V220ZM8 220V221H7ZM25 220V221H24ZM28 220H29V222H28ZM31 220V221H30ZM52 220V221H51ZM69 220V221H68ZM83 220V221H82ZM94 220H96V222L94 221ZM111 220V221H110ZM122 220H124V221H128V224L130 223V224H133V222L134 223H137V222H139L138 224H142L140 227L138 226V227H136V225L134 226V224L132 225V226H134L136 229H137V231H135L136 229L135 228H132L131 226H129L127 223H122ZM131 220V221H130ZM136 220V221H135ZM144 220H146L147 222H150V223H155L156 222V224H158V225H156V224H150V223H147L149 226L148 227H150V228H148L145 224H144ZM154 220V221H153ZM7 221V222H6ZM12 221H13V223H12ZM21 221V222H20ZM24 221V222H23ZM51 221V222H50ZM55 221H58V223L56 222L55 223ZM74 222V224H73V222ZM76 221H79V225H78V222H76ZM86 221V222H85ZM102 221L103 222H107V224L106 223H102ZM114 221V222H113ZM116 221V222H115ZM119 221H120V223H119ZM20 224H22V225H18L19 223ZM32 222V223H31ZM39 222V223H38ZM41 222V223H40ZM44 222V224L43 225H41L42 223ZM46 222V223H45ZM54 222V223H53ZM91 222V223H90ZM93 222H95L94 224H93ZM110 222V223H109ZM113 222V223H112ZM12 223V224H11ZM51 223H53V224H51ZM80 223L81 224H83V225H80ZM85 223H86V225H85ZM89 225H91V226H89ZM102 223V224H101ZM116 223V224H115ZM117 223H119V224H117ZM122 223V224H121ZM31 224V225H30ZM36 224H40V225H36ZM56 224V225H55ZM60 224H61V226H60ZM73 224V225H72ZM93 224V225H92ZM95 224H97V226L95 225ZM114 224H115V229L114 228H112L113 226H114ZM120 224H121V226H123V227H121L120 226ZM124 224L127 226H124ZM162 224V223H161ZM10 225H13L12 226V228L13 229H11V228H8L7 226H10ZM25 225H27V226H25ZM34 225V226H33ZM47 225V226H46ZM49 225L51 226H53V227H49ZM68 225H70V226H68ZM72 225V226H71ZM77 225V226H76ZM117 225L119 226V228L117 227ZM144 225V226H143ZM152 225H156L155 226V229H154V227L152 226ZM31 226V228L32 229H34V230H31L30 232H29V230H30V228H28V227H30ZM36 226H40V227H36ZM42 226H44L46 229L47 228H49V229H47L48 230V232L46 231V229L43 227L42 228ZM59 226V227H58ZM84 226V227H83ZM103 226V227H102ZM110 226V227H109ZM157 226H158V228H157ZM162 226V225H161ZM231 226H235V225H231ZM231 226L229 227V228H231ZM11 227V226H10ZM20 227H22V228H20ZM24 227V228H23ZM65 227V228H64ZM70 227H73V229L72 228H70ZM88 227V228H87ZM146 228V229H144V228ZM226 226H220V228H224L223 230L222 229H220L219 227H218V229H220L219 231L215 228L214 230H216L215 231V233L213 232V235L215 236V234H216V236L214 237V236H210L211 238H213L214 237V240L213 239H211L210 238V240H213V241H215V238L217 237V239L216 240H218V238L224 233V235L222 236V237H224L225 236V234H226V236L227 237H229V235H227V233H225V232H223V231H226V232H228L227 230L229 229L228 227H226ZM237 227V229H239V228H241V226L240 225H237V226H235V228ZM27 228V229H26ZM41 228V229H40ZM55 228H58V229H56L55 230ZM62 228V229H61ZM79 228H80V230H79ZM122 228H126V231H128V232H125V230H123ZM129 230H131V231H129ZM130 228H132V229H130ZM138 228H140V229H138ZM143 228V229H142ZM151 228H153V230L151 229ZM65 229H68V230H65ZM85 229H87V230H85ZM99 229H101L100 231H99ZM106 229V230H105ZM108 229H110V230H108ZM112 229V230H111ZM135 229V230H134ZM156 229H157V231H156ZM13 231L12 233H11V231ZM22 230H24V231H22ZM38 230H40V231H38ZM53 230V231H52ZM74 232H73V231ZM79 230V231H78ZM82 230V231H81ZM96 230L98 231V232H100L99 234H101V235H98V233H96ZM102 230H104V231H102ZM108 230V231H107ZM114 230H116V231H114ZM119 230V231H118ZM133 230V231H132ZM142 230V231H141ZM146 230H149V233H148V231H146ZM151 230V231H150ZM154 230L156 231V232H154ZM160 230H162L163 232H161ZM192 230V229H191ZM35 231V232H34ZM60 231V232H59ZM66 231V232H65ZM90 231V232H89ZM91 231H93V232H91ZM107 231V232H106ZM112 231H113V233H115V232H117L116 234H113L112 233ZM138 231H140V232H138ZM158 231H160L159 233H158ZM188 231V230H187ZM220 231H222L223 233H220ZM31 232H32V234H31ZM39 232H44V233H39ZM47 233V236H46V233ZM62 232V233H61ZM65 232V233H64ZM69 234H68V233ZM78 232H80V233H78ZM120 232H124L123 234H125V233H127V235L125 234V236L123 235V234H121ZM153 232V233H152ZM17 233V234H16ZM21 233H22V235H24V236H20L19 237V235H21ZM52 233H54V234H52ZM61 233V234H60ZM73 233V234H72ZM77 233H78V235H77ZM82 233V234H81ZM85 233H87V234H85ZM89 233V234H88ZM96 233V234H95ZM106 233H107V235H106ZM109 233H112V235L110 234L109 235ZM144 233V234H143ZM156 233H158V234H156ZM43 234V235H42ZM45 234V235H44ZM64 234H66V235H64ZM68 234V235H67ZM72 234V235H71ZM85 234V235H84ZM91 234H94V235H91ZM104 234V235H103ZM135 234H138V235H136L135 236ZM141 234V235H140ZM151 234V235H150ZM221 234V235H220ZM229 234V233H228ZM16 237H15V236ZM33 235H35V236H33ZM53 235V236H52ZM60 236L59 238L57 237V236ZM75 235H76V237H75ZM83 235V236H82ZM91 237H90V236ZM108 237V238H111V240H109L106 236ZM114 235H123V237L122 238H126V239H128L129 237V239L130 240H128V241H126V239H122L121 237H117V236H114ZM153 235H154V237L155 236H157V237H153ZM220 235V236H219ZM26 236L29 238H26ZM49 236H51V237H49ZM64 236V237H63ZM92 236H94V238H92ZM99 236H102L101 238L99 237ZM127 236V237H126ZM138 236V237H137ZM37 237V238H36ZM39 237V238H38ZM54 237H56V238H54ZM66 237V238H65ZM75 239H74V238ZM85 237V238H84ZM106 237V238H105ZM117 239H119V238H121V239H119V241L118 240H116V238ZM158 237H160V238H158ZM221 237V238H222ZM259 237H261V238H258L259 240H261V241H264V239L262 240V238H264V236L262 237V236H259ZM15 238V239H14ZM18 238H20V239H18ZM28 239V241H26V239ZM42 238H43V240H42ZM45 238H47V240H45ZM54 238V239H53ZM63 238V239H62ZM68 238V239H67ZM78 238H79V240H78ZM87 238V239H86ZM97 238H99V239H97ZM221 238H219V239H221ZM226 238V237H225ZM18 239V240H17ZM24 239V240H23ZM35 241H38V239H41V240H39L38 242H35ZM67 239V241L65 242V240ZM70 239V240H69ZM71 239H73V240H71ZM77 239V240H76ZM84 239V241H82L81 242V244H80V240H83ZM88 239H90L91 240V242L90 241H88ZM97 239V240H96ZM103 239V240H102ZM56 240H57V242H56ZM59 240H60V242H59ZM62 240H64V241H62ZM94 240V241H93ZM99 240H100V242H99ZM106 240V241H105ZM114 240H116V241H114ZM133 240V241H132ZM137 241V243H136V241ZM2 241H4V242H2ZM23 241H25V242H23ZM32 241H33V243H32ZM43 241H46V243H44ZM97 241V242H96ZM103 241H105V242H103ZM118 241V242H117ZM123 241V242H122ZM130 241V242H129ZM131 241L132 242H135L134 244H132L131 243ZM141 241V240H140ZM141 241V242H142ZM150 241V242H149ZM2 242V243H1ZM21 242H23L22 244H21ZM28 242H31L30 244L28 243ZM58 242H59V244H58ZM68 242H70V244L68 243ZM79 242V243H78ZM83 242H85V246H84V243ZM90 244H89V243ZM93 242V243H92ZM102 242V243H101ZM112 242V243H111ZM113 242H114V244H113ZM122 242V243H121ZM141 242H139L138 244H140ZM175 242H177V243H175ZM20 243V244H19ZM24 243H27V244H24ZM35 243H37V244H35ZM40 243H41V245L42 246H44V248H42L41 246H40ZM76 243H78V244H76ZM96 243H97V245L98 244H100V245H98V246H96ZM173 243H175V244H173ZM3 244V245H2ZM74 244H75V246H74ZM89 244V245H88ZM109 244V245H108ZM119 244H121L120 246H119ZM179 243H178V241L176 240V241H174V242H172V246L173 245H175V247L174 248H177L176 246H180V245H178ZM4 245H7V247L6 246H4ZM21 245V246H20ZM30 245V246H29ZM35 245V247H33ZM37 245V246H36ZM46 245H51L50 247H53L54 246V248H53V250L49 247L48 248V246H46ZM65 245H70V247H68V246H65ZM80 247H78V246ZM83 245V246H82ZM107 245V248L109 249V251H111V252H109L108 251V249H106L105 248V246ZM126 245H130V246H132V247H124V246H126ZM169 245H171V243L169 244ZM187 245V243L186 244H184V246H183V250L184 249H186V250H184V251H187V248H185V247H188V245ZM17 246L19 247L20 246V248H17ZM28 246V247H27ZM38 246H40L39 248H38ZM56 246V247H55ZM65 246V247H64ZM114 247L115 249H113V248H111V247ZM117 246V247H116ZM172 246H169V248H171V250H173L172 249ZM57 247H60V248H57ZM63 247V248H62ZM66 247H68V248H66ZM78 247V248H77ZM92 247V248H91ZM97 250V251H99L100 249H101V247L102 248H105V249H101L100 251H101V253H100V251H99V253L100 254H102L101 256H102V258H101V256H98V258H100V259H98L97 258V254L96 253H98V252H95L96 250L94 249V248ZM100 247V248H99ZM17 249V250H14V249ZM24 248V249H23ZM34 248V249H33ZM45 248H47V249H45ZM72 248V249H71ZM74 248V249H73ZM86 248H87V250H86ZM99 248V249H98ZM7 249H9V250H7ZM33 249V250H32ZM41 249V250H40ZM43 249V250H42ZM49 249H51V251L49 250ZM56 249H58L57 250V253H58V255L56 254V252H53L52 253V251H56ZM60 249H63V250H60ZM77 251H76V250ZM85 249V250H84ZM91 249V250H90ZM182 249V248H181ZM23 250L25 251V252H23ZM46 250H47V252H46ZM68 250V251H67ZM71 250H73V251H71ZM83 250V251H82ZM89 250H90V252H94V253H88L89 252ZM103 250H107L106 252L105 251H103ZM112 250H113V252H112ZM11 251H15V253L16 254H18L19 252H21V254L19 253L18 254V256H19V259L20 260H16V258L18 257L17 255H15L14 254V252H11ZM19 251V252H18ZM41 251H43V252H41ZM61 251V252H60ZM80 251V252H79ZM195 251V250H194ZM193 251V248L192 249H189V252H192V254L194 253V255L197 257V255H198V252H194ZM215 251V250H214ZM213 251V252H214ZM217 251V250H216ZM215 251V252H216ZM2 252H4V253H6V254H2ZM30 252V253H29ZM37 253V252H39V253H37L36 254V256H39L40 254L42 255H40V257H42V258H39V257H34L35 256V254H31V253ZM49 252H51V253H49ZM60 252V253H59ZM72 252V254H70ZM76 252V253H75ZM84 252V253H83ZM85 252H87L88 253V255L89 256H87L86 257V255H85V257H86V261H90V259H92V257H94V259L93 260H91L90 262H85V259H83L82 260V258H85L84 257V255H82L81 253H83V254H85ZM107 252H109V253H107ZM119 252V253H120ZM126 252V253H125ZM188 252V251H187ZM49 253V254H48ZM55 253V256H51V255H53ZM61 253H64V254H61ZM69 253V254H68ZM86 253V254H87ZM98 253V254H99ZM9 254H14L15 255V257H14V255H13V258H11L12 256L10 255L9 256ZM22 254H27V255H22ZM30 254L31 255H33L32 257L30 256ZM48 254V255H47ZM65 258H63L61 255ZM74 254H78L77 255V257H79V256H82V258H80L81 260H82V262H77V261H75L76 260V256L74 255ZM81 254V255H80ZM99 254V255H100ZM113 254V257H117L116 255H114ZM224 255H222V256H225V254L226 253H223ZM7 255V256H6ZM20 255H22V256H20ZM67 255V256H66ZM91 255V256H90ZM29 256V257H28ZM46 256V257H45ZM50 256V257H49ZM69 256V257H68ZM73 256H75L74 258H73ZM6 257H8V258H6ZM46 258L45 260H44V258ZM56 257V258H55ZM71 257V258H70ZM7 259V260H5V259ZM15 258V259H14ZM32 258V259H31ZM49 258V259H48ZM52 258V259H51ZM59 258H60V260H59ZM67 258V259H66ZM87 258H89V260L87 259ZM97 258V259H96ZM18 259V258H17ZM40 259V260H39ZM48 259V260H47ZM57 259H58V261H57ZM72 259V260H71ZM79 259V258H78ZM221 259V258H220ZM51 260H55V262L53 263V261H51ZM62 260H65V261H62ZM68 260H71V262H75V263H71L70 261H67ZM251 260V259H250ZM249 260V261H250ZM101 261V260H100ZM121 260H118L117 262H120ZM233 260H231L230 259V261L228 262V263H226V264H232V263H234V262H232ZM247 261H248V259H247ZM19 262H21V263H19ZM48 262H50V263H48ZM64 262V263H63ZM231 262V263H230ZM251 263H253L254 264V261H250ZM250 262H249V264H250ZM257 261H255V264H257L256 263ZM92 263V264H93ZM115 264H119V263H115ZM120 264H124V262H121Z\"/></svg>",
	"mask_w": 264,
	"mask_h": 264
},
{
	"label": "bare ground",
	"instance_id": "6f19581e",
	"mask_svg": "<svg viewBox=\"0 0 264 264\" xmlns=\"http://www.w3.org/2000/svg\"><path fill=\"white\" fill-rule=\"evenodd\" d=\"M0 1H4V0H0ZM6 1H8V0H6ZM6 1L5 2H3L2 4H5L6 3ZM13 1V0H12ZM11 0H10V2H12ZM18 1V0H17ZM26 1V0H25ZM34 1V0H33ZM42 1V0H41ZM56 1V0H55ZM67 1V0H66ZM71 1H73V0H71ZM77 1V0H76ZM80 1L82 2V0H79L78 1V4L80 5ZM83 1H85V0H83ZM89 0H87V3H86V7L89 5V7H90V5H91V3H89L88 2ZM94 2L93 0H90V2ZM113 1H115V0H95V3H92V9L91 10H89L88 11V13H90V15H87L88 13H86V15L87 16H84V12H81V11H79V9H80V7H84V8H86L84 5H82V6H80V7H78V9H77V11H79L78 13H77V11L75 12V11H73V14L75 15V13L76 14H79V17H81V15L83 14V16L84 17H88V16H90V17H88V18H92V17H98V18H101V19H103L104 20V22L105 23H108V24H111L113 27L112 28H114V26H115V31L114 32H116V34H114V36H115V38H113L114 40L112 41H108V40H106L105 39V37L104 38H102L103 36H105L104 34L102 35V37H100V36H95V37H93V35H91L92 37L90 38V37H88V36H90V34H88V36L86 35V34H83L82 33V36H80V34H81V32H82V29H81V32L79 33V32H77L79 35H78V37L77 36H75L73 39H69V38H72L71 36H68V35H71V33L70 34H65L64 36H58V35H56V34H58V33H54L53 35V37L52 38H50V39H48V40H50L51 41V39H53V41H52V44L51 43H48V44H50L52 47H50L48 44H47V47H49V48H51V49H47V50H49L48 52L46 51V54H48L49 52H50V50H51V52L50 53H52L51 55H54L53 53H56L54 50H53V52H52V48L53 47H55V48H53V49H56L57 47H59V49H61L60 51L62 52V50L64 49L66 52H68V50H69V52H71V53H73L72 55H76L77 56V58H76V60L78 59L79 60V55L80 54H78L79 53V51L81 50L82 52H83V50H87L88 51V53H87V51H85V52H83V53H85V55H86V53L89 55L90 53H91V51H92V53L91 54H93L94 55V53H93V50H95L96 52H97V54H101L102 55V57H101V55H98L97 56V58H101L102 60H104V62L105 63H107L108 65L109 64H114L115 62H114V60H115V58H116V56L114 55V54H117V55H119V54H121V53H118L119 51H117L116 52V50L118 49V50H120L121 51V49L122 48H120L118 45H125L126 43H124V44H121L122 42L121 41H123V40H125V39H127V38H131V37H127L130 33H133L134 31H136V33H139L138 35L141 37H143V38H146L147 40L145 41L144 40V42H149V41H151V42H153V44L154 43H156L157 44V42H159L158 43V47L160 46V48H161V46L163 47V44H164V47H167L166 49H168L171 53L173 52L174 53V51L176 50V49H181V48H186L187 47V44L185 45V43H190V44H195L194 42H193V39H194V34L191 32V31H193L194 29L193 28H190V30L188 29V27H187V29H186V27L185 26H181V24L182 23H180V19L181 18H179V15L180 14H177L178 12H173V13H169V14H172V15H168V16H170L169 17V23L166 21V20H163V19H165V18H163L162 19V17H158V15H154V16H152L154 13L153 12H149V11H151V10H149L148 12L147 11H144L143 12V10H145L144 8H142L141 6V8L143 9V10H140L139 9V11L141 12L142 11V13H140V12H138L137 13V11H138V8H136V6H134V8H136L135 10H137V11H135V13L134 12H132V13H126L125 11L123 12V13H113L112 11H111V8H116V10H117V7L118 6H116L117 4L115 3V2H113ZM126 2H128V1H133V2H135V5H137L139 2H137V0H125ZM125 1H122V2H120V3H123V2H125ZM147 1V0H146ZM145 1V3H143V2H141V3H139V4H142V5H144V4H146L145 6H147V7H150L148 4L149 3H147ZM160 0H158V2H159ZM167 1V2H166ZM27 2V1H26ZM40 2V1H39ZM57 2V1H56ZM59 2V1H58ZM60 2H63V1H60ZM86 2V1H85ZM84 2V3H85ZM162 2H163V0H162ZM224 2V0H164V3H170V5H171V7H170V9L173 7L174 9H171L172 11L173 10H175L176 11V9H178V8H181V7H185V9L187 8V9H190V10H192L193 8H196V7H199L200 8V6L202 7V8H205V6L207 7V8H210L211 10H213V12L212 13H210L211 12V10H209V9H207V10H209V16H208V11L206 12V13H200L201 14V16L198 14V13H196V14H198V21L197 20H193L194 18H195V16H196V14H194V12L193 13H191V17L193 16V14L195 15V16H193L194 18H191L193 21H196V23L197 22H200V24H202L201 26H202V30H206L205 32H207V31H209V32H211V33H215V32H217V31H219V30H221V29H224V27L225 26H227L225 23V25L223 24V23H221L222 22V20L224 19H221L220 18V15H218L217 14V11L219 10V9H221L222 8V5L224 4L223 3ZM7 3H9V2H7ZM15 3V2H14ZM19 3H21V1L20 2H16V5H18ZM35 3H37V2H35ZM34 3V4H35ZM42 3H46V0H45V2H43L42 1ZM66 4L68 3H71V2H65ZM76 3V2H75ZM118 3V2H117ZM119 3V4H120ZM128 3H132V2H128ZM128 3H124L123 5H120V6H123L124 7V5L126 4V5H128ZM1 3H0V5H2ZM22 4H24V3H21V4H19V6L20 5H22ZM47 4V3H46ZM49 4H51V3H49ZM53 4V3H52ZM66 4H64V5H66ZM118 4V5H119ZM6 5V4H5ZM12 5V4H11ZM26 5H29V3H27ZM30 5H32V4H30ZM40 5V4H39ZM42 5V4H41ZM71 5V4H70ZM132 5V4H131ZM133 5H134V3H133ZM22 6H25V5H22ZM32 6H34V5H32ZM37 6V5H36ZM35 6V7H36ZM47 6H49V5H47ZM55 6V5H54ZM73 6V5H72ZM78 6V5H77ZM77 6H75V7H77ZM128 6H130V5H128ZM144 6V7H145ZM2 7V6H1ZM9 7H11L12 8V6H8V8ZM15 7V6H14ZM25 7H27V8H31V6H25ZM89 7H87L88 9H89ZM94 7V8H93ZM126 7V6H125ZM133 7V6H132ZM147 7H145V8H147ZM169 7V6H168ZM2 8H7L6 6L5 7H2ZM24 8V7H23ZM65 8V7H64ZM66 8H68V7H66ZM70 8V7H69ZM69 8H68V10H69ZM120 9H121V7H119ZM18 9H21L20 7L18 8ZM17 9V10H18ZM31 9H33V7L31 8ZM40 9V8H39ZM47 9V8H46ZM46 9H43V10H45L44 12L43 11H41V12H39V10H37L38 12H35L36 14L38 13V14H40V13H43V14H40V15H38V17H40V16H42V15H44V13H46V12H49V10L48 11H46ZM56 9V8H55ZM59 9V8H58ZM63 9V8H62ZM81 9H83V8H81ZM94 9V10H93ZM119 9V10H120ZM124 9V8H123ZM128 9V8H127ZM147 9H150V8H147ZM146 9V10H147ZM17 10L15 11V12H17ZM22 10V9H21ZM51 10V9H50ZM53 10H54V7H53ZM63 10H66V9H63ZM71 10H75V9H72L71 8ZM112 10H115V9H112ZM122 10V9H121ZM129 11L128 12H131V10L130 9H128ZM5 11V10H4ZM8 11V10H7ZM57 11V10H56ZM83 11V10H82ZM93 11H94V14L92 15L91 13H93ZM6 12V11H5ZM9 12H11V11H9ZM9 12H7V13H9ZM21 12V11H20ZM20 12H18L19 14H20ZM25 12H27L26 11V9H25ZM29 12V11H28ZM55 13V11H51V13ZM57 12H60L59 10L57 11ZM56 12V13H57ZM63 12V11H62ZM62 12H60V13H62ZM71 12V11H70ZM80 12L82 13L81 15H80ZM115 12V11H114ZM0 13H2L1 11H0ZM18 13H14V14H18ZM22 13H23V11H22ZM30 13V12H29ZM34 13V14H35ZM55 13V14H56ZM72 13V12H71ZM70 13V14H71ZM151 13H153V14H151ZM12 14V13H11ZM10 14V17L9 16H7L8 18L6 19V20H4L5 21V23H4V21L3 22H0L1 24L2 23H4L3 24V26L5 25V24H8V22L10 21V19H12V17H14L15 15L13 14V15H11ZM24 14V13H23ZM47 14V13H46ZM63 14V13H62ZM67 14V13H66ZM66 14L64 15V16H66ZM151 14V15H150ZM206 14V15H205ZM22 15V14H21ZM21 15H19V17L21 16ZM96 15V16H95ZM1 16H3V14L1 15ZM0 16V17H1ZM18 16V15H17ZM28 16V15H27ZM32 16H33V14H32ZM31 16V17H32ZM51 16V15H50ZM49 15H48V17H50ZM69 16V15H68ZM76 16H78V15H76ZM168 16H167V18H168ZM187 16H189V14L187 15ZM21 17H23L22 19H24V18H30V16L29 17H25L24 15L23 16H21ZM34 17H35V15H34ZM38 17H35L36 19L38 18ZM44 17V16H43ZM52 17H53V15H52ZM72 17V16H71ZM166 17V16H165ZM180 17H183V16H180ZM196 17V18H197ZM68 18V17H67ZM67 18H65L66 19V22H67ZM75 18V17H74ZM189 18V17H188ZM21 19V18H20ZM27 19H24L25 21L27 20ZM41 19V18H40ZM70 19V18H69ZM184 21H190V19L188 20H185L184 18H182ZM182 19H181V21H182ZM3 20V19H2ZM8 20V21H7ZM19 20V19H18ZM30 20H34V19H32V18H30ZM72 20H74V19H72ZM79 20H82V19H80L79 18ZM90 20H93V19H90ZM94 20H96V19H94ZM99 20V19H98ZM191 20V21H192ZM12 21V20H11ZM20 21V20H19ZM19 21H17V22H19ZM24 21V24H26L27 22H25ZM83 21H84V19H83ZM89 21V20H88ZM87 21V22H88ZM7 22V23H6ZM14 22V21H13ZM16 22V21H15ZM29 23H30V21H28ZM34 22V21H33ZM35 22H37V21H35ZM38 22L39 23H37V24H33V25H38V24H41L40 22V20H38ZM43 22H44V24H47L48 22H47V20L46 21H44V19H43ZM47 22V23H46ZM65 22V23H66ZM70 22H71V20H70ZM76 22H78V19H76ZM100 22V21H99ZM104 22H102V23H104ZM11 23V22H10ZM23 23V22H22ZM28 23V24H29ZM78 23H80V22H78ZM193 23V22H192ZM19 24H20V22H19ZM32 24V23H31ZM43 24V23H42ZM74 24H76V23H74ZM74 24H72V25H74ZM81 24H83V23H81ZM188 24H191V22L190 23H188ZM199 23H197V25H198ZM200 24H199V26H200ZM10 25V24H9ZM15 25H16V23H15ZM54 25H56V24H54ZM63 25H65V24H63ZM87 25V24H86ZM106 25V24H105ZM104 25V26H105ZM196 25V24H195ZM3 26H1L2 27V30H3ZM6 26V25H5ZM21 26V24L19 25V27ZM22 26H23V24H22ZM28 26V25H27ZM36 26H34V28H36ZM41 26H43V25H40V27ZM68 26H71L70 24L68 25ZM248 26H250V28H251V25H248ZM248 26H246V28L248 27ZM17 27V26H16ZM33 27V26H32ZM32 27L30 28V29H32ZM44 27V26H43ZM42 27V28H43ZM47 28H48V26H46ZM64 27H66V26H64ZM64 27H63V29H64ZM83 27V26H82ZM185 27V28H184ZM236 27H238L237 25L235 26V28ZM242 27V26H241ZM244 28H245V26H243ZM255 27H256V25H255ZM258 27H259V25H258ZM260 27H262L261 25H260ZM260 27L257 29V27H256V29L258 30V31H256L255 30V28H254V25H253V30L250 32V31H248V32H246V33H249L250 32V38H252V40H254V38L255 39H261V40H258V43H260V41H262V37H264V28L262 27V29H260ZM7 28V27H6ZM6 28H5V30H6ZM28 28V27H27ZM33 28V29H34ZM57 28V27H56ZM78 28V27H77ZM106 28V27H105ZM109 28V27H108ZM244 28H242V29H240V30H244ZM245 28V30H247ZM248 29V30H251V29ZM17 29H19V28H17ZM20 29H22V27L20 28ZM53 29V28H52ZM72 29V28H71ZM70 29V31H72V30H76L75 28H73L72 30ZM86 29H88L89 30V28H86ZM86 29H84V30H86ZM94 29V28H93ZM238 29H239V27H238ZM4 30V31H5ZM38 30H41V29H38ZM58 30V29H57ZM87 30V31H88ZM217 30V31H216ZM4 31H2V32H4ZM23 32L25 31V30H22ZM21 31V33H23ZM26 31H27V29H26ZM25 31V32H26ZM36 32H41V31H37V30H35ZM43 31V30H42ZM66 31H68V30H66ZM76 31H78V30H76ZM76 31L74 32L73 31V33H75L76 34ZM94 31V30H93ZM132 31V32H131ZM232 31L234 32V30L232 29ZM235 31H239V30H237V29H235ZM254 31H256V32H254ZM8 32H10V31H8ZM29 32H33V31H30L29 30ZM35 32V33H36ZM95 32V31H94ZM113 32V31H112ZM113 32V33H114ZM194 32H195V30H194ZM208 32V33H209ZM237 32L236 33H233V36H234V34H237ZM242 33H243V31H241ZM1 33V32H0ZM4 33H6V32H4ZM14 33V32H13ZM27 33V32H26ZM34 33V32H33ZM50 33H52V32H50ZM65 33V32H64ZM105 33H108V32H105ZM111 33V32H110ZM223 33V32H222ZM232 33V32H231ZM238 33H240V32H238ZM245 33V32H244ZM10 34H12V33H10ZM15 34V33H14ZM29 34H31L30 36H32V37H30V39H28V37H27V39H28V45H29V43L31 42V45H30V47L29 46H26L27 44L25 43V45H24V47L25 48H27V47H29L30 48V50L32 51V53H37V51H41L40 50V48L41 47H39L38 45V43L39 42H37L36 40H38L39 38H40V36H42V35H40V33L39 34H32V33H28V35ZM42 34V33H41ZM61 34V33H60ZM98 34V33H97ZM202 34V33H201ZM217 33H215L214 35H216ZM221 34V33H220ZM227 34H229V33H227ZM24 36H22V37H24L25 38V33L23 34ZM67 35V36H66ZM99 35H101L100 33H99ZM110 34L108 33V37H110L109 36ZM137 35V34H136ZM203 35V34H202ZM210 35V34H209ZM212 36H213V34H211ZM219 35V34H218ZM217 35V36H218ZM231 35V34H230ZM239 35H242L241 33L240 34H238V36ZM2 36V34L0 35V37ZM7 36H8V33H7ZM16 36V35H15ZM20 36V35H19ZM48 36V35H47ZM49 36H51V35H49ZM113 36V35H112ZM131 36V35H130ZM138 36V37H139ZM208 36V35H207ZM206 36V37H207ZM212 36H209V41L210 40H212V41H214L213 39H210V37H212ZM225 36V35H224ZM229 36V35H228ZM244 36V35H243ZM245 36H248L247 34L245 35ZM260 36H262V37H260ZM3 37H4V35H3ZM11 37V36H10ZM17 37V36H16ZM16 37H14V38H16ZM42 37H44V36H42ZM134 37H135V35H134ZM139 37V38H140ZM195 37H197V35L195 36ZM220 37V36H219ZM229 37H231V36H229ZM236 37V36H235ZM260 37V38H259ZM17 38H19V37H17ZM16 38V39H17ZM21 38V37H20ZM48 38V37H47ZM111 38V37H110ZM200 37H198V39H199ZM12 39V38H11ZM138 39V38H137ZM203 39V38H202ZM205 39V38H204ZM207 39V40H208ZM229 39V38H228ZM243 39H247L246 37H243ZM0 40H1V38H0ZM5 40L7 41V39H6V37H5ZM18 40V39H17ZM46 40V39H45ZM70 40H73L74 42V44H72V43H70ZM128 40V39H127ZM127 40L125 41V42H127ZM139 40H141V38L139 39ZM195 40H197V39H194V41ZM216 41H217V39H215ZM242 40V39H241ZM252 40H250V43H248L249 45H246V46H248L247 48H249L250 47V49H251V47L253 48L252 50H254V43H252L253 41ZM257 40H256V43H257ZM6 41H4V42H6ZM9 41V40H8ZM7 41V42H8ZM13 42L12 43H14V42H16V40H12ZM19 43H17V45H21L20 43L22 42L20 39H19ZM26 41V38H25V40H23V42H25ZM37 42V44L35 45L34 44V42ZM39 41V40H38ZM49 41V42H50ZM200 41H203L204 43H205V41L204 40H200ZM211 41V42H212ZM216 41H214V42H216ZM224 41V40H223ZM222 41V42H223ZM247 41H249V40H247ZM246 41V42H247ZM3 42V43H4ZM10 42V41H9ZM46 42H48L47 40H46ZM46 42H44V43H46ZM68 42V43H67ZM184 42V45L186 46H184L183 45V47H182V43ZM193 42V43H192ZM224 42H227V40L226 41H224ZM243 42H245V41H243ZM242 42V43H243ZM3 43H2V45H3ZM43 43V42H42ZM72 44L73 46H71V47H73V49L70 47V46H67V45H70V44ZM131 43V42H130ZM150 43V42H149ZM207 43H209V42H207ZM256 43H255V45H256ZM10 44H11V42H10ZM9 44V45H10ZM22 44H24V43H22ZM160 44H162V45H160ZM198 44H200V42L198 41ZM211 44V43H210ZM210 44H208V45H210ZM251 44H253V46H251ZM261 44V43H260ZM41 45V44H40ZM46 45V44H45ZM214 45H218L217 43H214L213 44V46ZM224 46H225V44H223ZM227 46H228V44H226ZM259 45V44H258ZM262 45V44H261ZM6 46H7V44H6ZM13 46V45H12ZM19 46H17V47H19ZM43 46V45H42ZM127 46V45H126ZM155 46H157V45H155ZM154 46V47H155ZM199 46V45H198ZM202 46V45H201ZM212 46V47H213ZM220 46H222V44L220 43ZM220 46H218V48H213V49H218L219 51H222L223 50V48L224 47H220ZM236 46V45H235ZM239 46V45H238ZM241 46V45H240ZM243 46V45H242ZM244 46H245V44H244ZM260 46V45H259ZM15 47V46H14ZM13 47V48H14ZM22 46H20V48H21ZM45 47V46H44ZM46 47V48H47ZM67 47H70L68 50H66L67 49ZM119 47V48H118ZM121 47H123V46H121ZM157 47V48H158ZM163 47V49H165ZM179 47V48H178ZM181 47V48H180ZM197 47V46H196ZM220 47V48H219ZM226 47V46H225ZM256 47H258L257 45L255 46V48ZM261 47V46H260ZM209 48H211V47H209ZM230 48H235L234 47V45L232 46V47H230ZM71 49V50H70ZM83 49V50H82ZM212 49V51L210 50V49H208V50H210L211 52H215L214 50ZM222 49V50H221ZM226 48H224V50H225ZM235 49H239V47L237 48V46H236V48ZM241 49H246V48H241ZM238 50V51H235L234 49H233V51L234 52H232L233 54H232V56H230L231 55V53L230 54H228V52H227V54L226 55H222V53H219V52H217V54H210L211 55V58L210 59H212V60H214V57H216V59H218L217 58V55H219V62L220 61H222V62H227V64L228 63H232V64H230L229 66H231L232 65V69H234V66H233V62H235V64L237 65L236 67V69H243L241 72H246V73H248L247 71H246V66H249L250 65V63H246V62H248V60H250L249 59V55L247 54V52H245V50H244V52H243V50ZM257 49H259V47L257 48ZM15 50V49H14ZM13 50V51H14ZM29 50V51H30ZM222 51V52H225V51ZM249 50V49H248ZM0 51H2L1 49H0ZM6 51V50H5ZM8 51V50H7ZM6 51V52H7ZM11 51V50H10ZM10 51H9V55H10ZM57 51H58V49H57ZM65 51H63L62 52V55L63 56H65ZM90 51V52H89ZM94 51V52H95ZM123 51V50H122ZM177 51H179V50H177ZM176 51V52H177ZM206 51V50H205ZM217 51V50H216ZM226 51H227V49H226ZM247 51V50H246ZM257 52H258V50H256ZM255 51V52H256ZM18 52V51H17ZM20 52V51H19ZM24 52V51H23ZM69 52L67 53V54H69ZM208 52V51H207ZM206 52V53H207ZM211 52H209V53H211ZM256 52V53H257ZM5 52H2V54H4ZM22 52H20L19 54L20 55H22L21 54ZM42 53V52H41ZM60 53V52H59ZM59 53H57V54H59ZM70 53V54H71ZM216 53V52H215ZM252 53H253V51H252ZM134 54V53H133ZM251 54V53H250ZM5 55H7V54H5ZM12 55V54H11ZM19 55V56H20ZM27 55V54H26ZM25 55V56H26ZM43 55H45L44 53H43ZM50 55V54H49ZM46 56V57H54V56ZM61 55V54H60ZM60 55H58V57L59 58H61L62 59V57L63 56H60ZM206 55H209L208 53L206 54ZM216 55V56H215ZM252 55V54H251ZM2 56V55H1ZM0 56V57H1ZM23 56V55H22ZM28 56H30V53H28V55H27V57ZM34 56V55H33ZM69 56H71V55H69ZM100 56V57H99ZM136 56H137V53H136ZM222 56V57H221ZM224 56V57H223ZM4 57V56H3ZM8 57V56H7ZM6 57V58H7ZM31 57V56H30ZM43 57V56H42ZM57 57V55H56V57H55V59H53V62H51V60L50 59H48L47 58V60H49L48 61V63H50V64H48L49 66H55L56 68H57V66L59 67V66H62L63 67V64L65 65V63H67L66 61H65V59L66 58H69V57H65V59L64 60H62L61 61V59H59ZM72 57V56H71ZM81 57H82V55H81ZM89 57H92L91 55L89 56ZM130 57H131V55H130ZM141 56H139V58H140ZM250 57H252V56H250ZM2 58V57H1ZM5 58V57H4ZM3 58V59H4ZM10 58H13V57H10ZM23 58H25L24 56H23ZM33 58H35V57H33ZM32 58V59H33ZM39 58V57H38ZM83 58V57H82ZM86 58H88V57H86ZM93 58V57H92ZM96 58V59H97ZM120 58V62H121V57H119ZM143 58V57H142ZM147 58H149V61L148 60H146V62L144 61V67H142L141 68V65H140V70H137V72H136V74L134 75V78H135V76H136V78H137V80L140 78V77H142V75H144V76H149V78L150 77H152V75H154V76H158L160 73H161V70H160V66H158V64H156L157 62H156V60H154V62L152 63L151 61H153V60H150V57H146L145 59H147ZM230 58V59H229ZM253 58V57H252ZM251 58V59H252ZM30 59V58H29ZM32 59L31 60H26V62H28V61H32ZM42 59V58H41ZM44 59H45V57H44ZM72 59H75V58H72ZM71 59V60H72ZM261 59V58H260ZM5 60V59H4ZM69 60V59H68ZM88 60H90V58L88 59ZM93 60V59H92ZM117 60H118V58H117ZM129 60V59H128ZM218 60H214V63H212V61H210L209 60V63H212V65L211 66H213L214 64H216V61L218 62ZM263 60V59H262ZM1 61V60H0ZM6 61H10V60H7L6 59ZM13 61H15V59H13ZM42 61V60H41ZM58 61H61V63L63 62V61H65L64 63H62V65H60L61 63L60 62H58ZM81 61V60H80ZM116 61V60H115ZM201 61H203V59L201 60ZM201 61L199 62V63H197V64H200L201 65ZM206 61V60H205ZM204 61V62H205ZM233 61V62H232ZM252 60H250L249 62H251ZM4 62V61H3ZM16 62V61H15ZM15 62H13V63H15ZM33 62V61H32ZM43 62H45V61H43ZM71 62V61H70ZM69 62V63H70ZM75 62V61H74ZM73 62V63H74ZM93 62V61H92ZM91 62V63H92ZM102 62V64L104 63L103 61H101ZM111 62H113V63H111ZM142 62V61H141ZM150 64H149V63ZM156 62V63H155ZM159 62V61H158ZM203 62V63H204ZM218 62V63H219ZM261 63V65L263 64V67L262 68H264V62L262 63V61H260ZM1 63V62H0ZM23 63V62H22ZM40 63V62H39ZM47 63V62H46ZM45 63V64H46ZM68 63V64H69ZM72 63V62H71ZM70 63V64H71ZM83 63H85V61L83 62ZM83 63H81V64H79L80 66L83 64ZM87 63V62H86ZM89 63H90V61H89ZM96 63V62H95ZM119 63V62H118ZM124 63H126V62H124ZM127 63H129V62H127ZM140 63V62H139ZM148 65H147V64ZM156 65H155V64ZM2 64V63H1ZM0 64V65H1ZM12 63L11 62H9L8 64L5 62V65H11ZM17 64V63H16ZM23 64H25V63H23ZM37 64V63H36ZM42 64V63H41ZM40 64V65H41ZM107 64H103V65H107ZM173 64H175V65H173ZM207 64V63H206ZM206 64H205V66H206ZM224 64V63H223ZM223 64H218V65H220V66H222ZM223 65L222 67H225L226 69L228 68L227 66L228 65ZM245 64H249V65H245ZM252 64V63H251ZM258 64H259V62H258ZM259 64V65H260ZM5 65H2V66H0V67H3V68H6V66ZM20 64H17V66H19ZM79 65H77L78 67V69H81V68H83V69H85V70H83V69H81V70H77V71H85L84 73H86L89 69H90V67L89 66H91V65H83V66H81V68H80V66ZM98 65V67L100 66L99 64H97ZM102 65V66H103ZM107 65V66H108ZM126 65V64H125ZM128 65V64H127ZM136 64H134V66H135ZM194 66V67H197L196 68V70H194L193 68V71H192V69L191 68H189V69H191V74H190V71H187V69H184V70H180V68H175V67H178V65L176 64V63H172L171 65H170V67L171 68H169L168 70H169V73L168 74H170V75H172V76H175V75H177V72L176 71H182V73L184 74V72L186 73L185 75H193V76H196L197 78H199V76L201 77L202 75H205V74H207V76L205 77V78H207L208 79V77H209V79L210 78H212L213 77V75H214V73H218L220 70L219 69H221V67L220 66H218L219 67V69H218V72H215L214 70H210V69H212V68H209V65H207L206 66V68L210 71V72H213V73H210V75L211 74H213L212 76H210V75H208V73H205V72H209V71H205V70H203L204 72H202V71H200V73H199V67H201V66ZM203 65V64H202ZM217 65V64H216ZM245 65V67H243ZM261 65L260 66H257L258 68L260 67L261 68ZM16 66V65H15ZM16 66V67H17ZM45 66H47V65H45ZM47 67L48 69H50V67ZM70 66V65H69ZM84 66L85 67H87V68H84ZM93 66V65H92ZM109 66H111V65H109ZM100 67L101 69L99 70V69H94L93 67H91L92 69H90V72L88 73L89 74V76L91 75V78H90V81H91V83H88L87 81L89 80V79H86V77H89L88 76V74L86 75V74H84L83 73V75H81V73H80V75H81V77L79 78V81H80V83H82L81 85H83V84H86V83H88L89 85L90 84H92V87L94 86V88L96 87H98L97 88V92H99V89L103 92H106V91H110L111 93H114L115 95L116 94H118V93H120L121 91H123V90H125L126 88L125 87H127L128 85H126V83L128 84L129 82H124V84H123V82L122 81H124V80H122L121 81V76L122 75H120L119 76V79H120V81L119 80H117L118 78L117 77H115L116 75H115V73L113 74V71H110V70H112L110 67ZM114 66L115 65H113V69H114ZM117 66V65H116ZM115 66V67H116ZM130 66V65H129ZM165 66H168V65H165ZM215 66V65H214ZM238 66H241L242 68H238ZM12 67H14V66H12ZM21 67V66H20ZM19 67V68H20ZM23 67V66H22ZM26 67V66H25ZM41 67V66H40ZM125 67V66H124ZM123 67V68H124ZM133 67V66H132ZM137 67V66H136ZM217 67V68H218ZM3 68H2V70H3ZM8 68H11L10 66H8ZM39 68V67H38ZM41 68H43V66L41 67ZM55 68V69H56ZM63 68H65V67H63ZM70 68H72L71 66H70ZM69 68V69H70ZM76 68V69H77ZM89 68V69H88ZM117 68V67H116ZM129 68V67H128ZM127 68V69H128ZM257 68V69H258ZM7 69V68H6ZM54 69V70H55ZM126 69V70H127ZM130 69V68H129ZM133 69H135V68H133ZM162 70H164L163 68H161ZM176 69V70H175ZM203 69V68H202ZM228 69H231V67L230 68H228ZM8 71L10 70V69H7ZM7 70H5L4 69V73H5V71H7ZM13 71H14V69H12ZM21 70V69H20ZM51 70H53V67L51 68ZM53 70V71H54ZM58 70V69H57ZM62 70V69H61ZM61 70H60V72H61ZM65 70V69H64ZM66 70H67V66H66ZM72 70V69H71ZM87 70V71H86ZM122 70V72L124 71L123 69H121ZM132 70V69H131ZM186 70V71H185ZM221 70H224V68H222ZM248 70V69H247ZM15 71H18L17 69L15 70ZM25 71H27V70H25ZM24 71V72H25ZM28 71H30V70H28ZM27 71V73L29 74V73H31V72H28ZM42 71V70H41ZM44 71V70H43ZM42 71V72H43ZM63 71V70H62ZM76 71V70H75ZM75 71H73V72H75ZM76 71V72H77ZM167 71V70H166ZM165 71V73H167ZM217 71V70H216ZM238 71V70H237ZM249 71V70H248ZM260 71H263V69L261 70L260 69ZM260 71H259V69H258V72L260 73ZM9 72H11V71H9ZM8 72V73H9ZM56 72V71H55ZM59 72V71H58ZM59 72V73H60ZM118 73H120L121 71L119 70V71H117ZM133 72V71H132ZM223 72H225V70L223 71ZM223 72H220V74L221 73H223ZM229 72H230V70H229ZM240 72V71H239ZM240 72V73H241ZM264 72V71H263ZM2 73H3V71H2ZM1 72H0V74H2ZM14 73V72H13ZM21 73H23V72H21ZM25 74V75H28V74ZM63 73V72H62ZM125 73V72H124ZM128 72H126V74L125 75H128V74H130V72L127 74ZM176 73V74H175ZM188 73V74H187ZM204 73V74H203ZM259 73H257L258 75L257 76H259ZM10 74V73H9ZM15 74H17V72H15ZM65 74V73H64ZM63 74V77L65 76ZM67 74V73H66ZM73 74V73H72ZM75 74H79V73H75ZM74 74V75H75ZM117 74V73H116ZM121 74V73H120ZM123 74V73H122ZM162 74H164L163 73V71H162ZM162 74H160V75H162ZM168 74H165V75H168ZM220 74H218V75H220ZM225 74H228V75H230L231 76V74H229V73H226L225 72ZM261 74V73H260ZM6 75V74H5ZM4 75V76H5ZM11 75H13V74H11ZM18 75H21L20 74V72L18 73ZM34 75V74H33ZM42 76V73L40 72V74H39V76ZM44 75V74H43ZM46 75V74H45ZM44 75V76H45ZM54 75V74H53ZM55 75H57V74H55ZM62 75V74H61ZM86 77H85V76ZM125 75L123 76V77H125ZM182 75V74H181ZM180 75V73L178 72V76L180 77L181 76ZM7 77H8V75H6ZM15 76V75H14ZM23 76V75H22ZM35 77L36 76H38V75H34ZM34 76H32V77H34ZM38 76V77H39ZM72 76V75H71ZM70 76V77H71ZM78 76V75H77ZM77 76H75L76 78L74 79V82L75 83H69V85H74V84H76L77 82H78V80L76 81V79H78V77ZM144 76H143V78H144ZM164 76V75H163ZM178 76H176V78L175 77H173V79L175 78V79H178L177 77ZM184 76V75H183ZM221 76V75H220ZM262 76V77H261ZM261 76H259L260 78H262V80H261V83L260 82H258L257 84H259V85H257V86H259L258 87V89H257V92H256V94H255V98H254V100L253 99H251L252 97H254V96H252V93H251V96H250V98L249 99H251V101L250 102H253V101H257L256 103H258V107H260V105H262V107H263V109H264V101H262V100H264V73H262L261 74ZM46 77V76H45ZM52 77V76H51ZM53 77H55V76H53ZM57 77H59V76H57ZM67 77H69L68 75H67ZM131 77V79H133V77L132 76H130ZM159 77V76H158ZM162 77V76H161ZM168 77H169V75H168ZM185 78H186V76H184ZM203 77V78H204ZM225 77H227L226 75L224 76V78ZM26 78V77H25ZM43 78V77H42ZM60 78V77H59ZM61 78H62V76H61ZM117 78V79H116ZM126 78H127V76H126ZM135 78V79H136ZM148 78V77H147ZM194 78V77H193ZM203 79L202 80V77L201 78H199L200 80H202V81H204V80H207V79ZM229 78V77H228ZM227 78V79H228ZM232 79H234V77H231ZM0 79H3V76L2 77H0ZM5 79H6V77H5ZM9 79H11L10 77L9 78H7V80L8 81H10ZM17 79H22V78H17ZM23 79H24V77H23ZM28 79V78H27ZM31 79V78H30ZM32 79H34V78H32ZM36 79H37V77H36ZM38 79H41V78H38ZM68 79V78H67ZM71 79H73V78H71ZM123 79V78H122ZM125 79V78H124ZM141 79V78H140ZM144 79H146V78H144ZM144 79H143V81H144ZM157 79V78H156ZM160 79V78H159ZM169 79V82H170V77L168 78ZM172 79V80H173ZM173 80V82L174 81H176V80ZM196 79V78H195ZM195 79H193V80H195ZM232 79H229V80H232ZM11 80H13L14 81V79L12 78ZM19 80V81H20ZM44 80V79H43ZM47 80V82L48 81H50V80H48V79H46ZM54 80V79H53ZM69 80H70V78H69ZM142 80V79H141ZM147 80H149V79H147ZM161 80H164L163 78L161 79ZM166 80V79H165ZM185 80V79H184ZM4 81V80H3ZM3 81H0V83L1 82H3ZM25 81H27V80H25ZM33 81V80H32ZM39 81V80H38ZM54 81H56V80H54ZM63 81H64V79H63ZM68 81V80H67ZM84 81H86V83H83ZM89 81V82H90ZM128 81V80H127ZM152 81V80H151ZM157 81V80H156ZM180 81V80H179ZM190 81V80H189ZM196 81L197 80H195V85H196ZM200 82L201 83V85L203 86V84H205V81L204 82ZM237 81V80H236ZM260 81V80H259ZM5 82H7L6 80H5ZM12 82V81H11ZM16 82H18V81H16ZM28 82H29V80H28ZM39 82H41V81H39ZM38 82V83H39ZM52 82V81H51ZM66 82V81H65ZM131 82H133V81H131ZM136 81H134L133 83H135ZM167 82V81H166ZM184 82V81H183ZM185 82H186V80H185ZM233 84H231V86H233V87H237L236 86V84H237V82L235 83V81H231ZM13 83H15V82H13ZM20 83V82H19ZM18 83V84H19ZM22 83V82H21ZM31 83H33V82H29V83H26V84H24V85H22V84H20L19 85V88H21V87H24V86H26V87H28L29 85H27V84H31ZM35 83H37V82H35ZM38 83H37V86H40V85H38ZM80 83H77V84H80ZM138 83H140V81L138 82ZM145 83H146V81H145ZM144 83V84H145ZM148 83H149V81H148ZM147 83V84H148ZM160 83H162V82H160ZM163 83H165V82H163ZM172 83V82H171ZM179 83V82H178ZM192 83H194V82H192ZM197 83H199V80H198V82ZM10 84V83H9ZM47 83H45V82H43V86L44 85H46ZM50 84V83H49ZM48 84V86H50ZM54 84H56V83H54ZM60 84V83H59ZM76 84V85H77ZM130 84H132V83H130ZM129 84V85H130ZM147 84H145V85H147ZM150 84V83H149ZM152 84H154V83H152ZM169 84V83H168ZM173 84H175V83H173ZM184 84V83H183ZM185 84H191V83H185ZM5 84H3V86H4ZM7 85H8V83H7ZM13 85V84H12ZM11 85V86H12ZM51 85H53V84H51ZM81 85H77V86H79V87H81ZM134 85V84H133ZM132 85V86H133ZM136 85V84H135ZM176 85V84H175ZM179 86H180V84H178ZM195 85L193 86V84H191V86L192 87H187V88H185V86L186 85H183V88H185L186 90H184V92L186 91V92H190V94H188V95H191L192 94V90H195L196 88H195ZM200 84H199V86H197V88L198 87H200L201 86ZM2 86V85H1ZM10 86V85H9ZM10 86V87H11ZM14 86H17V83H16V85H14ZM13 86V87H14ZM21 86V87H20ZM33 86V85H32ZM37 86H35L34 87V89H32V88H30V89H32V92H33V90H35V88L37 87ZM61 86V85H60ZM65 86H66V84H65ZM65 86H61L60 88H64ZM87 85H85L84 86V89H83V92H84V90H86L85 88H87L88 90L90 89V91L91 92H94L93 90H92V87H91V85L90 86H88V87H86ZM138 86V85H137ZM136 86V87H137ZM149 86V85H148ZM153 86H155V85H153ZM173 86V85H172ZM188 86V85H187ZM230 86V87H231ZM10 87H9V89H10ZM45 87V86H44ZM43 87V88H44ZM72 87V86H71ZM74 87H76L75 85H74ZM73 87V88H74ZM83 87V86H82ZM81 87V88H82ZM129 87V86H128ZM139 87V86H138ZM150 87V86H149ZM148 87V88H149ZM166 87V86H165ZM178 87V86H177ZM182 87V86H181ZM180 87V88H181ZM243 87V86H242ZM6 88H7V86H6ZM18 88V87H17ZM29 88V87H28ZM28 88H26V90H24L23 88H21L22 89V92H24V91H29V92H31ZM39 89V88H37V89H39V92H38V94L40 93H42L43 92V90L44 89ZM69 88V87H68ZM77 89H78V87H76ZM95 88V89H96ZM131 88V87H130ZM130 88H128V89H130ZM150 88H153V87H150ZM162 88V87H161ZM194 88V89H193ZM202 88V87H201ZM238 88H239V84H238ZM240 88H241V86H240ZM3 89V88H2ZM4 89H5V87H4ZM9 89H6V91H8ZM15 89V88H14ZM47 89V88H46ZM54 89V88H53ZM80 89V88H79ZM131 89H134V88H131ZM138 89L139 88H135V90H137L138 91ZM141 89V88H140ZM145 88L143 87V90H144ZM202 89H204V86H203V88ZM201 89V91H204L205 89H206V86H205V89L204 90H202ZM230 89H233V88H230ZM237 89V88H236ZM244 88H242V90H243ZM0 90H1V88H0ZM18 91H20V89H17ZM40 90H42V92H40ZM49 90V89H48ZM52 90V89H51ZM56 90H58V89H56ZM135 90H133V91H135ZM163 90V89H162ZM181 90V89H180ZM183 90V89H182ZM220 90V89H219ZM218 90V91H219ZM227 90V89H226ZM240 90V89H239ZM14 91H16V90H14ZM17 91V92H18ZM53 91V90H52ZM59 91V90H58ZM80 91H82V90H80ZM101 91H100V93H101ZM149 91H150V89H149ZM167 91H169V90H167ZM166 91V92H167ZM177 91H179V90H177ZM177 91H176V94H178L177 93ZM201 91L200 90H198V92L200 93L199 95H200V97H202V99L200 100V106H201V108L203 107L202 105H205V104H207L206 103V100L207 99H209V95L207 96L208 98L206 99V97H205V95L203 94V93H201ZM214 91H215V89H214ZM222 91V90H221ZM220 91V93L221 94H224V93H222ZM233 91H235V90H232V92ZM238 91V90H237ZM254 91H256V89H254ZM12 92H13V90H12ZM22 92H21V95H22V99H23V101L24 102H22V101H19V97H20V95H18V93L15 95V93H14V95L13 96H15V97H13L14 99L13 100H16L17 102H22L23 103V105H24V108H26V106L28 105L27 103H30L28 100H34V99H32V98H35V97H32V96H29L30 98H28V100H27V97H24V95L26 94V92H24L23 94H22ZM34 92H36V91H34ZM47 93H48V91H46ZM60 92H61V90H60ZM63 92V91H62ZM75 91H73L72 93H74ZM77 92V91H76ZM75 92V93H76ZM85 92H87V91H85ZM130 92V91H129ZM162 92H164V91H162ZM194 92V91H193ZM0 93H2V92H0ZM28 93V92H27ZM44 93V92H43ZM46 93V94H47ZM51 93V92H50ZM64 93H66V92H64ZM81 93V92H80ZM90 93V92H89ZM94 93H96V91L94 92ZM124 93V92H123ZM122 93V94H123ZM126 93V92H125ZM127 93H128V90H127ZM132 93V92H131ZM145 93V92H144ZM143 93V94H144ZM151 93V92H150ZM171 93H172V91H171ZM180 93H181V91H180ZM196 93V94H195ZM219 93V92H218ZM219 93V97L218 98H220V94ZM227 93V92H226ZM230 93V92H229ZM229 93H227V94H229ZM235 93H237V92H235ZM240 93V92H239ZM249 93V92H248ZM255 93V92H254ZM254 93H253V95H254ZM7 95H10L9 93H6ZM13 93H11V95H12ZM32 94H36V93H32ZM37 94V95H38ZM53 94H56V93H53ZM67 94V93H66ZM66 94H64V95H66ZM68 94H70V93H68ZM77 94V93H76ZM82 94H85V93H82ZM103 94H106V93H103ZM108 94V93H107ZM114 94H109V95H114ZM136 94V93H135ZM142 94V93H141ZM149 94V93H148ZM156 95L157 93H151V95ZM168 94V93H167ZM181 94H183V93H181ZM186 93L184 94V96L185 95H187ZM194 95H197L198 93L195 91L194 93H193ZM201 94H203V96H201ZM227 94H224L223 96H224V98L226 99V100H224V102H223V96H222V99L220 98V101L221 102H223L221 105L223 106L224 104H225V102H228V101H231L229 104L230 105H233V104H235L234 102V98H235V96H238V95H236V94H234V92H233V94L235 95L234 96V98H232L233 97V94H231L230 96H226ZM241 94V93H240ZM244 94V93H243ZM7 95L5 96V98H7ZM27 95H31L30 93L29 94H27ZM51 95V94H50ZM58 95H59V93H58ZM58 95L56 96V97H58ZM61 95V94H60ZM63 95V96H64ZM79 95H81V94H78V96ZM93 95V94H92ZM96 95V94H95ZM124 95V94H123ZM127 95H129V93L127 94ZM151 95H148V96H141V98L142 97H144L143 99H141L140 98V100L137 102V103H140V105H135V106H131L132 107V109L133 108H135L136 106H140V108H142V109H140V108H138V109H140V110H133L134 111V113H133V115L135 116V115H137L136 113H138V115L139 116H141V123H142V126H143V121H145V120H148V119H151L152 118V115H148L149 113H152V111H153V114L155 115H158V117L160 116L159 115V113L157 114L156 112H154V109H153V105L157 102L156 101V98L157 97H155V96H151ZM172 95H174V96H172V97H175L176 98V96H175V94L173 93ZM188 95L187 96H185L186 98L188 97ZM193 95V96H194ZM2 96H3V94H2ZM36 96V95H35ZM40 96V95H39ZM62 96V97H63ZM84 96H87V95H84ZM103 96V95H102ZM119 96V95H118ZM121 96V95H120ZM131 96H132V94H131ZM133 96H134V94H133ZM136 96V95H135ZM137 96H138V94H137ZM140 96V95H139ZM165 96V95H164ZM178 96H181V95H178ZM184 96L182 97V98H184ZM242 95H240L239 96V98L241 97ZM11 97V98H12ZM42 97H43V95H42ZM41 97V98H42ZM54 97H55V95H54ZM92 96L90 95V97L89 98H91ZM96 96H94V98H95ZM107 97V96H106ZM109 97H111V96H109ZM115 98H116V96H114ZM122 98H123V100H124V97L125 96H121ZM168 97H170L171 98V95H170V93H169V95H168ZM198 97V96H197ZM0 98H2V97H0ZM5 98H3L4 100H5ZM46 99H47V96L45 97ZM59 98H61V97H59ZM63 98H66V97H63ZM76 98H78L77 96H76ZM88 98V97H87ZM99 98V97H98ZM104 99H105V96L103 97ZM130 98V97H129ZM182 98H181V100H182ZM228 98V99H227ZM238 98V100H240ZM242 98V97H241ZM3 99H0V100H2L3 101ZM9 99V98H8ZM44 99V98H43ZM73 99V98H72ZM80 99V98H79ZM100 99H101V97H100ZM99 99V100H100ZM128 99V98H127ZM133 99V98H132ZM180 99V98H179ZM192 99H194V100H197V99H195V98H192ZM206 99V100H205ZM232 99V100H231ZM237 99V98H236ZM244 98H242L241 99V101L243 100ZM10 100V99H9ZM36 100H39V98L37 97V99ZM36 100H34V102L36 101ZM64 100V99H63ZM71 100V99H70ZM74 100V99H73ZM89 100V99H88ZM92 100V101H91ZM98 99L96 100V101H99ZM109 100V99H108ZM126 100V99H125ZM157 100H158V98H157ZM184 100V99H183ZM189 100V99H188ZM246 100V99H245ZM245 100H244V102H245ZM253 100V101H252ZM25 101H28V102H25ZM40 101H42V100H40ZM44 101H45V99H44ZM49 100H46V102H48ZM52 101V100H51ZM65 101H66V99H65ZM65 101H63V102H65ZM75 101V100H74ZM77 101V100H76ZM89 101H91V102H94L95 101V99H94V101H93V98L92 99H90ZM95 101V102H96ZM103 101V100H102ZM107 101V100H106ZM128 101H129V99H128ZM133 101H134V99H133ZM137 101V100H136ZM168 101H169V99H168ZM172 101H174V100H172ZM176 101H178V100H176ZM176 101H174V102H176ZM199 101V100H198ZM208 101V100H207ZM232 101H234V102H232ZM259 101V102H258ZM262 101V103L263 104H260V102ZM34 102H32L31 101V103H34ZM37 102V101H36ZM54 102V101H53ZM59 102V101H58ZM61 102V101H60ZM59 102V103H60ZM62 102V103H63ZM67 102H72V101H67ZM67 102H66V104H67ZM90 102V103H91ZM94 102V103H95ZM105 102V101H104ZM127 102V101H126ZM165 102H167V101H165ZM170 102V101H169ZM168 102V103H169ZM190 103H191V100L189 101ZM219 102V101H218ZM236 102H237V100H236ZM243 102V101H242ZM243 102V103H244ZM246 102L248 103L249 101L248 100H246ZM254 102V104H256ZM6 103H8V101L7 102H4V103H2L5 107L6 106H8V104L10 103H8L7 105H5ZM12 103H16V102H13L12 101ZM22 103H20V104H22ZM30 103V104H31ZM40 103H43V101L42 102H40ZM48 103H51V102H48ZM61 103V104H62ZM69 103V104H70ZM87 103V105H89L90 103H88V102H86ZM97 103V102H96ZM99 103V102H98ZM111 103V102H110ZM118 102H116V104H117ZM127 103H131V101H129V102H127ZM127 103H125V105L127 104ZM133 103V102H132ZM177 103V102H176ZM179 103H181L180 101H179ZM188 105V102H183V105ZM193 103V105H194V103H196L195 105L197 106V103L198 102H192ZM192 103L190 104V105H192ZM209 103V102H208ZM231 103H233V104H231ZM239 103V102H238ZM11 104V103H10ZM39 106H40V104L39 103H37ZM37 104L35 103V104H33V105H31L32 107H27V108H31L32 110H28V109H26V110H28L27 112H28V115H30V114H32V112H30V111H34V113H35V110H37L36 108H38L37 107ZM55 104V106H57L56 104H57V102L56 103H54ZM73 104H76V103H73ZM72 104V105H73ZM109 103L107 102V105H108ZM121 104V103H120ZM119 104V105H120ZM135 104V103H134ZM173 104V103H172ZM171 104V105H172ZM182 104V103H181ZM181 104H179V105H181ZM210 105H211V102L209 103ZM208 104V105H209ZM219 104H220V102H219ZM228 104V103H227ZM237 104V103H236ZM240 104V103H239ZM246 104V103H245ZM251 104V103H250ZM0 105H1V102H0ZM2 105V106H3ZM16 106L14 107V105L12 106L13 107V109L14 110H12V109H10L12 112L14 111L15 112V110L17 109H20V107L18 108V106H17V104H15ZM22 105V106H23ZM26 105V106H25ZM36 105V108L34 109L33 108V106H35ZM44 105V104H43ZM46 105H48V104H45V106ZM51 105H53V104H51ZM71 105V106H72ZM81 105H85V102H84V104H81ZM80 105V106H81ZM91 105V104H90ZM89 105V106H90ZM98 105H102V103H100V104H98ZM112 105V104H111ZM110 105V106H111ZM122 105V104H121ZM129 105H131V104H129ZM170 104H168V106H169ZM179 105H177L176 104V107L177 106H179ZM182 105V106H183ZM209 105V106H210ZM226 105V104H225ZM241 105V104H240ZM244 105V104H243ZM241 106V107H244V106ZM248 105V104H247ZM2 107V108H5V107ZM55 106H53L54 107V111H55ZM66 106V105H65ZM68 106V105H67ZM70 106V105H69ZM91 106H94L95 107V105L93 104V105H91ZM115 106V105H114ZM164 106H165V104H164ZM168 106H166V107H168ZM200 106H199V108H200ZM222 106H220L219 105V107H222ZM236 106V105H235ZM251 106H252V104H251ZM251 106H249V107H251ZM17 107V108H16ZM41 107V106H40ZM47 107V106H46ZM62 107V106H61ZM78 107V106H77ZM87 107V106H86ZM101 107V106H100ZM104 107V106H103ZM131 107H129V110H131L132 111V109H131ZM166 107H165V109H166ZM172 107V106H171ZM175 106H173L171 109H173V108H176ZM180 107V106H179ZM198 107V106H197ZM208 107V106H207ZM211 107V106H210ZM230 107V106H229ZM233 107V106H232ZM237 107V106H236ZM253 107V106H252ZM256 107V106H255ZM262 107H261V109H262ZM11 108V107H10ZM21 108H23V107H21ZM43 108H45L44 106H43ZM79 108V107H78ZM81 108V107H80ZM83 108L85 109V107H82V109H80V110H82L83 111ZM93 108V107H92ZM110 108V107H109ZM118 108V107H117ZM121 109H123L122 107H120ZM162 108V107H161ZM181 108V107H180ZM184 108H186L185 106H184ZM188 108V107H187ZM190 108H194L195 109V107H189V109ZM198 108V109H199ZM204 109H205V106L203 107ZM223 109L225 108V107H222ZM227 109H229L228 108V105H227V107H226ZM233 108H235V107H233ZM240 108V107H239ZM254 108V107H253ZM252 108V109H253ZM6 109V108H5ZM3 110V111H7V109L6 110ZM39 109V108H38ZM51 109V108H50ZM69 109V108H68ZM98 110H99V108H97ZM101 109V108H100ZM105 110H106V108H104ZM114 109H116V106H115V108ZM125 109H128V105H127V107L125 108V106H124V110ZM167 109H169V108H167ZM177 109V108H176ZM183 109V108H182ZM182 109H180V110H182ZM189 109H183V110H185V112L187 111V113H182L181 112V114H180V111H179V109H177L179 112L177 113V114H179V116L181 115H187L188 114V112L190 111ZM197 109V108H196ZM215 109H216V107H215ZM214 109V110H215ZM221 108H219V110H220ZM232 109V108H231ZM237 109V108H236ZM255 109H259V108H254V110ZM1 111H2V109H0ZM25 110V111H26ZM42 110V109H41ZM45 110V109H44ZM56 110H58V108H56ZM67 110V109H66ZM72 110V108H70V110H69V112ZM76 110H78V109H76ZM76 110H74V112L76 111ZM110 110V109H109ZM118 109H116V111H117ZM123 110V111H124ZM192 110V109H191ZM199 110H201V109H199ZM198 110V111H199ZM225 110V109H224ZM224 110H222L221 109V111L220 112H222V113H220V115L221 114H225V111ZM234 110V109H233ZM239 110V109H238ZM241 110V109H240ZM250 110V109H249ZM19 111H21V110H19ZM23 111V110H22ZM46 111V110H45ZM51 111H53V109L51 110ZM60 111V110H59ZM58 111V112H59ZM62 112H63V110H61ZM91 111V110H90ZM94 111V110H93ZM96 111V110H95ZM103 111V110H102ZM120 111V110H119ZM119 111H117V112H119ZM122 111V110H121ZM120 111V112H121ZM122 111V112H123ZM145 111V112H144ZM171 111H173V112H171ZM171 111H169V112H171V113H175V111L174 110H171ZM193 111V110H192ZM192 111L191 112H189V114L188 115H191V113H192ZM203 111V110H202ZM204 111H208V109L207 110H204ZM224 111V112H223ZM229 111H231L230 109H229ZM245 111H247V110H245ZM255 111H257V112H255V113H253V114H257V113H260V110H255ZM262 111H264V110H262ZM9 112L10 111H8V112H6L7 114H9ZM13 112V114H15ZM18 112V111H17ZM37 112V111H36ZM38 112H40V111H38ZM44 112V111H43ZM57 112V113H58ZM74 112H72V113H74ZM84 112V111H83ZM85 112H87L88 113V110L86 111L85 110ZM98 112V111H97ZM113 112H115V111H113ZM125 113H130V112H127L126 110L124 111ZM124 112L122 113L123 114V116H125L124 115ZM140 112V113H139ZM148 112V113H147ZM168 112V111H167ZM200 112V111H199ZM213 112H215V111H213ZM235 112V111H234ZM238 112V111H237ZM243 112H244V110H243ZM242 112V113H243ZM4 113V112H3ZM3 113H0V114H3ZM11 113V112H10ZM23 113V115L24 114H26V113H24V112H22ZM47 113V112H46ZM49 113V112H48ZM51 113V112H50ZM53 113V112H52ZM68 113V112H67ZM164 114L166 113V112H163ZM162 113V114H163ZM170 113V114H171ZM194 113H198L196 110H195V112ZM193 113V114H194ZM204 114H205V112H203ZM227 113H228V111H227ZM226 113V114H227ZM230 113H232V112H230ZM249 112H247V114H248ZM251 113V112H250ZM264 113V112H263ZM262 113V114H263ZM20 114H21V112H20ZM38 114H41V113H38ZM66 114V113H65ZM74 114H76V113H74ZM73 114V115H74ZM80 114V113H79ZM85 114V113H84ZM83 114V115H84ZM90 114H92V112H90ZM109 114V113H108ZM116 114V113H115ZM121 114V113H120ZM199 114H201V112L199 113ZM233 115H231V116H227L226 115V118L229 120V121H231V120H235V119H229L230 117L231 118H233V116L235 117L237 114H239V112L236 114V113H232ZM234 114H236V115H234ZM28 115H27V117H28ZM35 115H37V114H35ZM35 115H30L29 117H33V118H35L36 116ZM42 115H44V114H42ZM46 115V114H45ZM47 115H49V114H47ZM51 115V114H50ZM54 115V114H53ZM68 115V114H67ZM72 115V114H71ZM86 115V114H85ZM93 115V114H92ZM104 115V114H103ZM105 115H107V114H105ZM113 115V114H112ZM132 115V114H131ZM167 115V114H166ZM175 115V114H174ZM183 115V116H184ZM195 115V114H194ZM194 115H192V116H194ZM198 115V114H197ZM214 115H216V114H214ZM218 116H220L219 115V112H218V114H217ZM246 115V114H245ZM258 115V114H257ZM256 115V116H257ZM1 116H3V115H0V117ZM7 117L8 115H4V117ZM16 116H18V115H16ZM35 116V117H34ZM56 116V115H55ZM57 116H58V114H57ZM56 116V117H57ZM78 116V118H79V115H77ZM88 116V115H87ZM99 116V115H98ZM122 116V115H121ZM127 116V115H126ZM125 116V117H126ZM165 116V115H164ZM204 116V115H203ZM223 115H221V117H222ZM258 116H261L260 114L258 115ZM10 118H8L9 119V124H11V122H12V124H13V121H11L10 119H11V115L9 116ZM23 117V116H22ZM38 117V116H37ZM47 117V116H46ZM49 117V116H48ZM60 117V116H59ZM82 116H80V118L79 119H82L81 118ZM94 117V116H93ZM93 117H91L92 119H93ZM96 117H97V115H96ZM101 117H103V116H101ZM101 117H99V118H101ZM116 117V116H115ZM114 116H113V118H115ZM138 117V116H137ZM162 117V116H161ZM161 117H160V119H161ZM169 117H173V114L172 115H170ZM168 116L164 119V121H163V119H161L162 121H161V123L159 124V125H161V127H159V128H163V129H160L161 131H162V134H161V132L158 130V132H160V134H157L159 137H160V135H163L164 133H165V131H170V133L172 132L173 134H174V138H176V142H177V140L178 141H182L183 142V140H184V142L183 143H181V144H185V145H187L186 143H185V141L186 142H188L187 141V139L188 140H190L191 138H192V140H193V137H190L191 135H194V134H191L190 135V131H191V129L193 130V127H191L190 128V126H194V125H196V126H194V127H198L199 128V126H203L204 127V124L202 123V120H201V118H200V116H199V118H200V120H201V122L200 123H202V125L200 124L199 126H197V124L196 123H193V122H195V121H193L192 122V124H190V126H188L189 125V121H188V119H186V121H185V118L186 117H189V116H184L185 118H184V122H182V121H179V120H177V119H174V120H169L168 118H169ZM176 117H177V115H176ZM195 117V116H194ZM206 117V116H205ZM204 117V118H205ZM224 118H225V116H223ZM237 117V116H236ZM242 117H244V116H242ZM255 117V116H254ZM253 117V118H254ZM261 117H264V116H261ZM15 118V117H14ZM25 118V117H24ZM51 117H49L48 119H50ZM68 118V117H67ZM110 118V117H109ZM116 118H118V117H116ZM128 118H130V117H128ZM127 118V119H128ZM180 118V117H179ZM182 118V117H181ZM189 118H192L191 116L189 117ZM213 118H216V117H213ZM218 119H219V117H217ZM224 118H223V121L225 122V123H227L226 121H228V120H224ZM225 118V119H226ZM252 118V119H253ZM260 118V117H259ZM7 119V118H6ZM7 119V120H8ZM20 119H22V118H20ZM19 119V120H20ZM40 119V118H39ZM39 119L38 120H36V119H34L33 121H31L32 123L31 124H33V122L36 120V121H39ZM42 119V118H41ZM47 119V118H46ZM47 119V120H48ZM54 119L55 118H53V120H48L49 121V124H50V121H52V122H54ZM60 119V118H59ZM95 119H97V118H95ZM94 119V120H95ZM130 119H132V118H130ZM157 119V118H156ZM173 119V118H172ZM194 119V118H193ZM206 119V118H205ZM239 119H241V116L239 115V118H238V122H240L239 121ZM258 119V118H257ZM256 119V120H257ZM2 121H0L1 122V124H3L2 122H6L5 120H3V119H1ZM18 120V119H17ZM29 120H31V118L30 119H28L27 120V118H26V121L25 122H27V121H29ZM64 120V119H63ZM71 120V119H70ZM69 120V121H70ZM87 120H90V119H87ZM101 120V119H100ZM99 120V121H100ZM112 120V119H111ZM115 120H117V119H115ZM153 120H154V118H153ZM152 120V121H153ZM157 120H159V119H157ZM192 120V119H191ZM196 120H197V118H196ZM199 120V121H200ZM204 120V119H203ZM215 120V119H214ZM221 120H222V118H221ZM56 121H58V120H56ZM93 121V120H92ZM113 121V120H112ZM121 121H123V124L121 125V124H119V125H121V126H119V125H117L116 123H114V127H116V126H119V128L120 127H123V126H126V128L125 127H123V128H121V129H124L125 128V130H122V131H127V132H129V133H127V135H135V134H137L136 133V130L139 132V127L141 126V125H137L138 123H132V122H129V125H130V127L131 126H134L133 124H136V126H139L137 129H134V127H132V129H133V131H135V133H132V134H130V132H133V131H131L129 128V126H128V123H126L125 122V120H121ZM140 121H139V123H140ZM160 121V120H159ZM206 121V120H205ZM205 121H203V122H205ZM218 121V120H217ZM223 121H221L222 123H224ZM247 121H248V119H247ZM249 121H250V119H249ZM263 122H264V118H263V120H262ZM17 122V121H16ZM19 122V121H18ZM23 122H24V120H23ZM22 122V123H23ZM63 123L65 122V121H62ZM76 122H79V121H76ZM75 122V123H76ZM84 123H85V121H83ZM117 122V121H116ZM124 122L126 123V124H124ZM158 122V121H157ZM186 122V123H185ZM189 122V123H188ZM212 122V121H211ZM210 122V123H211ZM214 122H216V120L215 121H213V123ZM219 122V121H218ZM234 122V121H233ZM257 122V121H256ZM261 122V121H260ZM21 123V121L19 122V124ZM27 123H29V122H27ZM36 123V122H35ZM35 123H34V125H35ZM57 123V122H56ZM70 123H71V121H70ZM74 123V122H73ZM90 123V122H89ZM89 123H88V125L86 126V128L88 127V128H90L89 127ZM97 123V122H96ZM99 123H101V122H99ZM105 123V122H104ZM104 123H102V124H104ZM121 123V122H120ZM130 123H132V124H130ZM140 123V124H141ZM153 123H155V121L153 122ZM199 123V122H198ZM221 123V124H222ZM224 123V124H225ZM231 123V122H230ZM252 123H254V122H252ZM6 124V123H5ZM5 124L3 125V127L5 126ZM11 124V125H12ZM25 123H23L22 124V126L24 125ZM46 124H48V122L46 123ZM54 124V123H53ZM58 124V123H57ZM67 124H68V121H67ZM66 124V125H67ZM82 124V123H81ZM87 124V123H86ZM85 124V125H86ZM158 124V123H157ZM156 124V125H157ZM220 124V123H219ZM219 124H216L217 126H215L216 128L218 127V125ZM239 125L238 126H240V125H247V123H244V124H240V123H238ZM260 127H261V123H257ZM7 125V124H6ZM15 125H16V123H15ZM21 125V124H20ZM39 125V124H38ZM36 126V127H39V126ZM60 125V124H59ZM63 125V124H62ZM61 125V126H62ZM71 125V124H70ZM83 125V124H82ZM95 125V124H94ZM104 125H106V124H104ZM103 125V126H104ZM109 125V124H108ZM112 125V124H111ZM155 125V126H156ZM206 125V124H205ZM227 125V124H226ZM230 125V124H229ZM236 125V124H235ZM249 123H248V127H249ZM252 125V124H251ZM250 125V126H251ZM257 125V126H258ZM0 126H2V125H0ZM19 126V125H18ZM22 126H20V127H22ZM28 126V124H26V126L25 127H27ZM32 127H33V125H31ZM53 126V128H54V125H52ZM80 126V125H79ZM91 126V125H90ZM100 126H101V124H100ZM107 126V125H106ZM113 126V125H112ZM110 127L109 126V129H111V128H113V127ZM151 126H153V125H151ZM210 126H212V125H210ZM209 126V127H210ZM220 126V125H219ZM222 126V125H221ZM231 126H232V124H231ZM237 126V125H236ZM252 126H255V125H252ZM252 126H251V129H252ZM258 126V127H259ZM9 127V126H8ZM11 127H13V125L11 126ZM16 127H17V125H16ZM65 127V126H64ZM63 127V128H64ZM68 127H70V126H68ZM73 127H75V126H71L70 127V129L73 131L74 129H72ZM96 127H97V125H96ZM102 127V126H101ZM105 127V126H104ZM156 127H158V126H156ZM155 127V128H156ZM223 128H224V126H222ZM243 127V126H242ZM247 127V128H248ZM13 128H15V127H13ZM12 128V129H13ZM19 128V127H18ZM29 128V127H28ZM31 128V127H30ZM41 128H42V126H41ZM44 128V127H43ZM42 128V129H43ZM45 128H47V127H45ZM52 128V129H53ZM67 128V127H66ZM86 128H84V129H86ZM103 128V127H102ZM108 128V127H107ZM106 127H105V130H109V129H107ZM118 128V129H119ZM128 128V129H127ZM207 128V127H206ZM212 128H214V127H212ZM225 128H226V126H225ZM240 128V127H239ZM246 128V129H247ZM255 128H257V127H255ZM263 128H264V125H263ZM3 129V128H2ZM6 129V128H5ZM38 129H40V128H38ZM55 129V128H54ZM76 129H78V128H76ZM79 129H81V128H79ZM83 129V130H84ZM96 129V128H95ZM115 129H117V127L115 128ZM117 129V131H121V130H118ZM152 129H154V128H152L151 127V131L152 132H154ZM165 129H167V130H165ZM194 129H196V128H194ZM207 129H209V128H207ZM229 129V128H228ZM228 129L226 128L225 130L226 131H228ZM231 129V128H230ZM250 129V128H249ZM250 129V130H251ZM254 129V128H253ZM253 129H252V131H253ZM261 129V128H260ZM9 130V129H8ZM17 129H15V131H16ZM25 130H28V129H25ZM30 130V129H29ZM28 130V131H29ZM44 130V129H43ZM46 131H51V130H48V129H45ZM89 130H91V132H93V129H89ZM89 130H87V131H89ZM111 130H113V129H111ZM110 130V131H111ZM143 130V129H142ZM150 130H148V131H150ZM156 130V129H155ZM164 130V131H163ZM210 130V129H209ZM215 130V129H214ZM225 130H223V131H225ZM232 130V129H231ZM234 130V132H235V129H233ZM241 130V129H240ZM256 129H254V131H255ZM14 131V132H15ZM21 131H22V133L24 132V130H22L21 129ZM57 131H59V127H58V130ZM61 131V130H60ZM68 131V130H67ZM167 131V132H168ZM216 131H218V130H216ZM216 131H212V132H216ZM220 131V130H219ZM251 131V132H252ZM2 132H4L3 130H2ZM30 132H33V131H30ZM54 132V131H53ZM65 132V131H64ZM75 133H76V131H74ZM84 132V131H83ZM96 132L98 133L99 131H96L95 130V132H94V135L96 134ZM115 133H117L116 131H114ZM113 132V133H114ZM125 132H123L124 133V136L126 135L125 134ZM145 132V131H144ZM151 132V133H152ZM164 132V133H163ZM205 132V131H204ZM229 132H230V130H229ZM237 132H238V129H237ZM241 132V131H240ZM249 132V131H248ZM250 132V133H251ZM263 132V131H262ZM24 133H26V132H24ZM34 133H36V131L34 132ZM34 133H30V135L29 136H31V134H34ZM44 133V132H43ZM48 133H50V132H48ZM56 133H58V132H55L54 134L56 135ZM69 133V132H68ZM82 133V132H81ZM86 133V132H85ZM110 133V132H109ZM112 133V132H111ZM120 133L121 132H119V135H120ZM143 133V132H142ZM147 133H149L150 134V132H147ZM169 133V132H168ZM192 133V132H191ZM198 133H199V131H198ZM197 133V134H198ZM207 132H205V134H206ZM218 133V132H217ZM223 133H226V132H223ZM228 133V132H227ZM39 134V133H38ZM66 134V132L63 134L62 132H61V136L63 135V137H64V135ZM104 134V133H103ZM103 134H102V136H103ZM107 134V133H106ZM118 134V133H117ZM117 134H116V136H117ZM154 134H156L155 132H154ZM200 134V133H199ZM209 134V133H208ZM216 134V133H215ZM221 134V133H220ZM220 134H219V136H220ZM230 134V133H229ZM231 134H234L233 132L231 133ZM252 134H254V133H252ZM0 135H1V133H0ZM17 135H20V134H18L17 133ZM37 135V134H36ZM57 135H60L59 133L57 134ZM93 135V136H94ZM114 135V137H116L115 136V134H113ZM138 135V134H137ZM140 135H142V134H140ZM138 136V137H141V136ZM166 135V134H165ZM165 135H163V136H165ZM172 135V134H171ZM170 135V136H171ZM236 135V134H235ZM7 136V135H6ZM35 136V135H34ZM37 136H41L40 134L39 135H37ZM43 136V135H42ZM41 136V137H42ZM69 136H70V134H69ZM68 136V137H69ZM80 136V135H79ZM82 136V135H81ZM92 136V135H91ZM101 136V135H100ZM99 136V137H100ZM121 136V135H120ZM150 136V135H149ZM148 136V137H149ZM152 136V135H151ZM162 136V137H163ZM173 136V135H172ZM200 136H202V135H200ZM204 136H206V135H204ZM207 136H209V135H207ZM210 136H212L211 135V133H210ZM222 136V135H221ZM220 136V137H221ZM224 136H226V135H224ZM232 136V135H231ZM230 136V137H231ZM12 137H13V135H12ZM36 137V136H35ZM38 137V138H39ZM77 137V136H76ZM84 137H86V135L84 136ZM99 137H96L95 139H96V141H97V138H99ZM118 137V136H117ZM127 137V136H126ZM135 137V136H134ZM137 137V136H136ZM135 137V139H137ZM155 137H157V136H155ZM162 137H160V138H158L157 137V139L156 140H160L161 141V139H162ZM238 137V136H237ZM240 137V136H239ZM43 138V140L42 141H45L44 140V138L45 137H42ZM47 138V137H46ZM51 138H52V136H51ZM55 138V137H54ZM67 138V137H66ZM80 138V137H79ZM102 138V137H101ZM101 138H99L100 139V141L99 142H101L102 140H101ZM196 138V137H195ZM199 138H201V137H199ZM199 138L197 137V140L199 141ZM206 138V137H205ZM213 138V137H212ZM216 138H219V137H216ZM226 138H227V136H226ZM232 138V137H231ZM234 138V137H233ZM241 138V137H240ZM23 139H27V137L26 138H20V140L18 141V142H22V140ZM49 139V138H48ZM83 139V138H82ZM88 139V138H87ZM103 139L105 140L106 138H104L103 137ZM119 139V138H118ZM122 139V138H121ZM152 139H153V137H152ZM151 139V140H152ZM163 139H167V140H169L168 138H164L163 137ZM162 139V140H163ZM203 140H205L204 138H202ZM201 139V140H202ZM214 139V138H213ZM213 139H210V140H208V142H207V145H205V146H207V147H209L210 148V146L211 145H213V143L215 142V139L213 140ZM223 139H224V137H223ZM237 139V138H236ZM239 139V138H238ZM14 140H16V139H14ZM27 140H29V139H27ZM27 140L25 141V142H27ZM32 141H33V139H31ZM39 140V139H38ZM50 140V139H49ZM57 140H59V139H57ZM61 140V139H60ZM59 140V141H60ZM70 140V139H69ZM103 140V141H104ZM114 140V139H113ZM113 140H111V142L113 141ZM129 140H130V138H129ZM133 140V139H132ZM147 140V139H146ZM155 140V141H156ZM167 140H165V141H167ZM171 140V139H170ZM194 140H196V139H194ZM232 140V139H231ZM30 141V140H29ZM29 141H28V143H29ZM36 141V140H35ZM62 141H64V140H62ZM62 141H60V142H62ZM76 141V140H75ZM86 141V140H85ZM95 141V140H94ZM94 141H92V142H94ZM108 141H109V139H108ZM138 140H136L135 142H137ZM149 141V140H148ZM154 141V140H153ZM160 141H158V142H156V143H154L153 142V144L152 145H154V144H158V143H160ZM174 141V140H173ZM214 141V142H213ZM221 141V140H220ZM239 141V140H238ZM241 141V140H240ZM17 142V143H18ZM20 142V144H23V143H21ZM23 142H24V140H23ZM41 142V141H40ZM46 142V141H45ZM89 143H90V141H88ZM110 142V141H109ZM128 142V141H127ZM134 142V143H135ZM143 142V141H142ZM149 142H151V141H149ZM164 142V141H163ZM170 142H172V141H170ZM175 142V141H174ZM196 142V141H195ZM204 142V141H203ZM224 142V141H223ZM233 141H231V145L232 144H235V142L234 143H232ZM251 142V141H250ZM32 143V142H31ZM38 142H34V144H37ZM51 143V142H50ZM68 143H73V142H71V141H69ZM82 143L84 144L85 142L84 141H82ZM82 143H80L79 144V141H78V144L79 145H81ZM123 143V142H122ZM138 143V142H137ZM141 143V142H140ZM143 143H145V142H143ZM166 144L167 143H169V142H165ZM190 143V142H189ZM191 143H192V141H191ZM197 143V142H196ZM200 143V142H199ZM201 143H202V141H201ZM229 143H230V141H229ZM242 143H244L243 141H242ZM241 143V144H242ZM252 143H254V142H252ZM16 144V143H15ZM42 144H44V143H42ZM46 144V143H45ZM48 144H49V142H48ZM53 144V143H52ZM55 144V143H54ZM53 144V145H54ZM57 144V143H56ZM55 144V145H56ZM74 144H76V143H74ZM73 144V146H72V148H66V147H64V149H61V150H64L62 153H59V151H58V153L60 154V155H56V153L54 152V154L52 155L51 154V156H54V157H51V158H49L48 156H47V158H49V159H54L53 161H58V160H62V158H65V157H67L68 156V158H66V159H70L72 156H73V148L75 147V146H77V144L76 145H74ZM90 144H92V143H90ZM98 144V143H97ZM100 144V143H99ZM106 144V143H105ZM117 144V143H116ZM115 144V145H116ZM133 144V143H132ZM151 143H148L147 144V146H149ZM161 144V143H160ZM162 144H164V143H162ZM161 144V145H162ZM174 144V143H173ZM193 144V143H192ZM202 144H204V143H202ZM246 144V143H245ZM244 144V145H245ZM251 144V143H250ZM31 144H29L28 146H30ZM58 145V144H57ZM93 145V144H92ZM96 145V144H95ZM109 146H110V143L108 144ZM126 145V144H125ZM128 145V144H127ZM143 145V144H142ZM146 145V144H145ZM165 145V144H164ZM171 145H172V143H171ZM184 145V146H185ZM197 145V144H196ZM201 145V144H200ZM231 145H230V147H231ZM237 145H238V143H237ZM32 146V145H31ZM33 146H35V145H33ZM37 146V145H36ZM47 147H49L48 145H46ZM50 146H52V145H50ZM62 146H64V143H63V145ZM66 146V145H65ZM112 146V145H111ZM113 146H114V144H113ZM147 146H145V147H147ZM158 146H160V145H158ZM166 146L167 145H165L164 147H163V151H165V149H166ZM169 146H170V144H169ZM175 146V145H174ZM181 147L180 148H182V145H180ZM191 146V145H190ZM239 146V145H238ZM241 146V145H240ZM248 146V145H247ZM250 146V145H249ZM252 146V145H251ZM250 146V147H251ZM254 146V145H253ZM253 146H252V148H253ZM255 146H257V145H255ZM43 148L45 147V146H42ZM41 147V148H42ZM54 147V146H53ZM56 147V146H55ZM68 147V146H67ZM99 147V146H98ZM138 147H140V145L138 146ZM172 147H173V145H172ZM179 147V146H178ZM187 147H189V146H187ZM199 147V146H198ZM202 147V146H201ZM213 147H214V145H213ZM233 147H234V145H233ZM241 147H243V146H241ZM245 147V146H244ZM262 146H260V148H261ZM20 148V147H19ZM29 148H31V147H29ZM50 148H52V147H50ZM49 148V149H50ZM65 148L67 149V150H65ZM88 148H91L90 146L89 147H86V148H84V149H87V153H88ZM95 148V147H94ZM97 148V147H96ZM110 148V147H109ZM122 148V147H121ZM141 148H143L142 146H141ZM148 148H150L151 149V151L153 150V148L151 147V145H150V147H148ZM148 148H146V149H148ZM157 148H159V147H157ZM161 148V147H160ZM170 147H168V149H169ZM192 148H196V146L194 147V146H192L191 147V150H193ZM212 148V147H211ZM246 148V147H245ZM245 148H243V149H245ZM255 148V147H254ZM259 148V149H260ZM24 149V148H23ZM28 149V148H27ZM32 149H33V147H32ZM40 149V148H39ZM53 149V148H52ZM51 149V150H52ZM57 148H55V150H56ZM101 149V148H100ZM119 149V148H118ZM132 149H134V148H132ZM132 149H131V151H132ZM154 149H156L155 147H154ZM171 149V148H170ZM182 149H184V148H182ZM182 149H180L181 150V152L183 151ZM199 149H203V148H197V149H195L194 151H193V153L192 152H190V153H192V155L195 153V151L196 150H199ZM208 149V148H207ZM217 149V148H216ZM222 149V148H221ZM238 149V148H237ZM241 148H239V150H240ZM249 149V148H248ZM257 149V148H256ZM255 149V150H256ZM16 150V149H15ZM18 150V149H17ZM29 150V149H28ZM31 150V149H30ZM36 150V149H35ZM40 150H42L43 151V149H40ZM44 150H46V149H44ZM77 150V149H76ZM105 150H107V149H105ZM119 150H122V149H119ZM117 151L116 153H114V155L113 156H111L110 158H111V160H112V163L113 164H115V163H117V167H120L119 166V164L118 163H123L122 161H123V159L124 160H126L127 159V157H128V154L126 155V156H124V151L125 150H123V151ZM137 149H135V151H136ZM142 150V149H141ZM145 150V149H144ZM172 150V149H171ZM175 150H177V149H175ZM185 150V149H184ZM190 150V149H189ZM234 150L236 151V149L234 148ZM261 150H263V147H262V149ZM33 151V150H32ZM31 151V152H32ZM49 150H47V152H48ZM52 151H54V150H52ZM112 151V150H111ZM115 151V150H114ZM128 151V150H127ZM156 151V150H155ZM158 151V150H157ZM168 151H170V150H168ZM178 151H179V149H178ZM205 152H206V148H205V150H204ZM203 151V152H204ZM212 151V150H211ZM233 151V150H232ZM238 151V150H237ZM244 151V150H243ZM246 151V150H245ZM248 151H250V149L248 150ZM260 151V150H259ZM0 152H2V151H0ZM4 152V151H3ZM47 152H44L45 154L47 153ZM51 152V151H50ZM80 153H81V151H79ZM126 152V151H125ZM139 152V151H138ZM142 152V151H141ZM162 152V151H161ZM173 152V151H172ZM171 152V153H172ZM184 152V151H183ZM182 152V153H183ZM186 152H188V151H186ZM204 152V153H205ZM219 152H220V150H219ZM234 152V151H233ZM250 152H252V151H250ZM255 152V151H254ZM257 152H258V150H257ZM19 153V152H18ZM23 153V152H22ZM25 153V152H24ZM79 153V154H80ZM132 152H130V154H131ZM134 153V152H133ZM150 153V152H149ZM154 153V151L152 152V154ZM159 153H160V151H159ZM159 153H158V155H159ZM167 153V152H166ZM175 153V152H174ZM185 153V152H184ZM200 153H201V151H199V155H200ZM209 154V152H206V154ZM228 153H230V152H228ZM238 153V152H237ZM240 153V152H239ZM249 153V152H248ZM247 153V154H248ZM2 154V153H1ZM34 154V153H33ZM37 154V153H36ZM44 154V155H45ZM101 154L103 155V153L101 152ZM113 154V151L111 152V154H108L109 156L110 155H112ZM142 154V153H141ZM140 154V155H141ZM147 154H148V152H147ZM146 154V155H147ZM151 154V155H152ZM170 154V153H169ZM169 154H167L168 156H169ZM177 154V153H176ZM222 154H225V151L222 153ZM222 154H221V156H222ZM233 153H231V155H232ZM235 154V156H236V153H234ZM250 154H254L253 152L252 153H250ZM259 154V153H258ZM261 154V153H260ZM29 155V154H28ZM48 155H50V154H48ZM56 155V156H55ZM132 155V154H131ZM154 155V154H153ZM163 155V154H162ZM167 155H165L166 157H167ZM172 155V154H171ZM179 155H180V152H179ZM184 156H185V154H183ZM186 155H187V153H186ZM191 155V154H190ZM204 155V154H203ZM212 155V154H211ZM217 156V154H214V156ZM256 157H258V155L257 154H254ZM261 155H264L263 153L261 154ZM260 155V156H261ZM3 156V155H2ZM5 156V155H4ZM3 156V157H4ZM21 156V155H20ZM38 156L39 155H37V156H35V157H37V160L39 159L38 158ZM59 156V158H57ZM94 156V155H93ZM109 156H106L105 154H104V156H103V158H107L108 159V157ZM143 156H144V154H143ZM164 156V155H163ZM180 156H182V154L180 155ZM194 156V155H193ZM192 156V157H193ZM195 156H196V154H195ZM202 156V155H201ZM219 156V155H218ZM226 156H230V155H226ZM226 156H224V157H226ZM244 156V155H243ZM247 156H249V157H247ZM250 156H252V155H246V157H247V159H249V158H251ZM259 156V157H260ZM40 157H42V156H40ZM75 157V156H74ZM97 157V156H96ZM95 157V158H96ZM102 157V156H101ZM140 158H141V156H139ZM145 157V156H144ZM161 157V156H160ZM159 156H157V158H160ZM173 157V156H172ZM174 157H175V155H174ZM183 157V156H182ZM186 157V156H185ZM188 157V156H187ZM202 157H204V156H202ZM206 157V156H205ZM204 157V158H205ZM211 157V156H210ZM210 157H207V158H210ZM213 157V156H212ZM232 157V156H231ZM242 157V156H241ZM245 157V156H244ZM4 158H6V157H4ZM24 157H21V159H23ZM45 158V157H44ZM61 158V159H60ZM84 158V157H83ZM82 158V159H83ZM90 158V157H89ZM99 159H101L100 158V156L98 157ZM105 158V159H106ZM146 158H148V156L146 157ZM151 158V157H150ZM181 158V157H180ZM179 158V159H180ZM204 158H201L200 159V157H199V160H202V159H204ZM223 158V157H222ZM262 158V157H261ZM19 159H20V157H19ZM34 159V158H33ZM58 159V160H57ZM65 159V160H66ZM77 160L79 159V158H76ZM75 159V160H76ZM115 159V160H114ZM116 159H119V162H117L116 161ZM134 159V158H133ZM136 159H137V157H136ZM161 159V158H160ZM168 159H169V157H168ZM174 159H176V158H174ZM194 159H197L198 160V158H193L191 161L193 162L194 161ZM213 159V158H212ZM227 159V158H223V161L224 162H226L225 160ZM233 159V158H232ZM232 159H229L228 161H227V163L229 164H226V163H224L223 162V164H224V168H225V166L226 165H228V166H230L231 167V165L233 166V168L234 169H232V167H231V169L233 170V171H231V172H229L230 170H227L228 168H226V169H223V167L222 166H220V167H222L221 169H223V170H217V169H219V167L217 168V169H215L214 168V170H212V171H207L206 169V167H204L203 165H201V167H198L197 166V168L198 169H191L190 170V172L189 173H187L188 171H186V173H187V175L185 176V174H183L181 171H180V173L181 174H179V172H176V173H178V175H176L175 177H181V176H183V178H182V181L180 182L181 184H179L180 186H182L181 188H177L178 189V191L175 193L176 194V196H174L173 195V192H172V194L171 195H173V197L174 198H172L173 200L172 201H174V206L176 207L175 209L177 210V213H174V215L173 216H171V218L168 216V215H165V217H163V218H161V219H158V218H156V210L154 209V212H152L153 214L155 213V220H165L166 219V216L169 218V219H166L165 221H161V223L159 222V225L158 224H156V222L154 223V224H156V225H158L159 226V228H158V226H157V228H158V230L160 229V228H163L162 230L163 231H166V232H163L162 230H160L161 232H163V236H160V237H158V238H160V242H155V243H152L153 242V240H151L150 239V241H152L150 244H147V242H148V239L146 240V243H144L145 241H142L145 237L144 236H148V235H144V236H141V239L139 238V242H141L140 244H138L137 243V241H136V243L135 242H132L131 241V243L132 244H136L135 246H133V248L130 250V251H128V253H126L127 252V250L125 249H122V253H124L123 251H126L125 253H126V255H121V252H120V250L119 251H117V250H115V252H118V254H114V252H113V250H112V252L113 253H109V252H111V251H109V249L107 248V245L105 246V248L106 249H108V251L109 252H107V253H109V255L111 254V256L112 257H108L107 259L105 258V256H107L108 254H106V253H104V252H102L103 254H105V256L102 258V254H100L101 253V249H105V248H102L101 247V249L99 250L100 251V253H99V251H97L94 247V249L96 250L95 252H98V253H96L97 255V258H98V256H101V258L102 259H100V258H98V259H100V260H97V261H99V262H101V263H99V264H115V263H121V262H124V264H226V263H228L229 261H230V259L231 260H233L232 262H234V263H232V264H249V262L252 260V261H254V264H255V261H257L256 263L257 264H264V241H261V240H259L258 238H261V237H259V236H264V158H263V160H261V162H259L258 163V161L260 160H258V161H253V162H251V163H249L248 162V165L246 164L245 166H244V164L242 163V162H239V163H242L243 164V166H242V164H237V162L238 161H240V160H235V158L232 160ZM242 159H244V158H242ZM253 159V158H252ZM254 159H255V157H254ZM0 160H1V158H0ZM3 160V159H2ZM6 160V159H5ZM4 160V161H5ZM45 160V159H44ZM71 160V159H70ZM74 160V159H73ZM76 160V161H77ZM94 160V159H93ZM102 160V159H101ZM128 161H129V159H127ZM138 160H140V159H138ZM143 160V159H142ZM141 160V161H142ZM170 160V159H169ZM181 160H185L184 158H182ZM180 160V162H182ZM188 160H190V159H188ZM207 160H209V159H207ZM206 160V161H207ZM215 160V159H214ZM3 161V162H4ZM17 161H18V159H17ZM24 161V160H23ZM34 161V160H33ZM83 161H84V163H85V160L83 159ZM88 161H89V159H88ZM96 161H98V160H96ZM104 163H106V162H109V160L108 161H105V160H102ZM115 161V162H114ZM143 161H145V159L143 160ZM147 161V160H146ZM148 161H150V160H148ZM168 161V160H167ZM176 161V160H175ZM175 161H173V162H175ZM196 161V160H195ZM205 161V162H206ZM217 161H221V160H217ZM242 161H244V160H242ZM2 162V161H1ZM8 162V161H7ZM40 162V164L42 165V162L41 161H39ZM51 162H52V160H51ZM51 162H49V165H51L50 163ZM59 162V164H60V161H58ZM58 162H54V163H56V166H57V163ZM62 162H67V160L66 161H62ZM80 162V161H79ZM99 162V161H98ZM97 162V163H98ZM111 162V161H110ZM125 162H127V161H125ZM164 162H166V161H164ZM163 162V163H164ZM188 162V161H187ZM186 162V163H187ZM208 162V161H207ZM209 162H210V160H209ZM208 162V163H209ZM245 162V161H244ZM5 163V162H4ZM16 163H18V162H16ZM19 163H20V161H19ZM25 163H26V161H25ZM38 163V162H37ZM37 163H35V164H37ZM68 163V162H67ZM78 163V162H77ZM94 163H96L95 161H94ZM133 163V162H132ZM131 163V164H132ZM136 163H139V161L138 162H136ZM135 162H134V164H136ZM168 163V162H167ZM171 163V162H170ZM177 163V162H176ZM176 163H173L174 165H176ZM183 163H185V161L184 162H182L181 164H183ZM185 163V164H186ZM188 163H190V161L188 162ZM198 164H199V161L197 162ZM201 163V162H200ZM204 163V162H203ZM2 164V163H1ZM6 164V163H5ZM58 164V165H59ZM64 164V163H63ZM62 164V165H63ZM81 164H83L82 162H81ZM103 164V163H102ZM110 164V163H109ZM127 164V163H126ZM131 164H130V167H132V169H133V164H132V166H131ZM144 164V163H143ZM146 164H149L148 162L146 163ZM178 164V163H177ZM181 164H178V165H181ZM191 165H193V163H190ZM213 164V163H212ZM226 164V165H225ZM4 165V164H3ZM20 165H25V164H21L20 163ZM29 165V164H28ZM48 165V164H47ZM47 165L46 164H44V167H45V170H46V167H47ZM69 165V164H68ZM78 165H80L79 163H78ZM85 165V167H86V164H84ZM96 165V164H95ZM103 165H105V164H103ZM124 165V164H123ZM129 165V164H128ZM141 165H142V163H141ZM159 165V164H158ZM190 165V166H191ZM197 165V164H196ZM216 165V164H215ZM6 166H8V164L6 165ZM6 166H3V167H6ZM10 166V165H9ZM9 166H8V168H9ZM37 166H40V165H36V167ZM60 166V165H59ZM70 166V165H69ZM101 166V165H100ZM109 166H112V165H109ZM109 166H107V167H109ZM139 166V165H138ZM147 166V165H146ZM145 166V167H146ZM169 166V165H168ZM168 166H163L164 168H166V167H168ZM189 166V167H190ZM214 166V165H213ZM217 166V165H216ZM219 166V165H218ZM235 166V167H234ZM242 166V167H241ZM41 167V166H40ZM53 167V166H52ZM64 167H66V164H64ZM73 167V166H72ZM74 167H75V165H74ZM105 167H106V165H105ZM137 167V166H136ZM135 167V168H136ZM140 167H142V166H139V168ZM172 167V166H171ZM0 168H2L1 166H0ZM79 168V167H78ZM92 168V167H91ZM101 168V167H100ZM109 168H112V167H109ZM139 168H137L136 170H138ZM174 168V167H173ZM178 168H179V166H178ZM177 167L175 168V169H178ZM180 168H184V167H181L180 166ZM187 168V167H186ZM195 168V167H194ZM209 168V167H208ZM211 168V167H210ZM6 168H3V170L4 171H6L5 170ZM47 169H49V167L47 168ZM58 169V168H57ZM60 169H61V167H60ZM65 169V168H64ZM69 169V168H68ZM73 169V168H72ZM92 169H94V168H92ZM108 169V168H107ZM131 169V170H132ZM142 169V168H141ZM146 169V168H145ZM150 169H152V168H150ZM160 169V168H159ZM168 169V168H167ZM213 169V168H212ZM18 170V172L19 171H21V170H19V169H17ZM28 170H30V169H28ZM27 170V171H28ZM43 170V169H42ZM50 170V169H49ZM54 170H56V169H53L52 171L54 172ZM69 170H71V169H69ZM74 170V169H73ZM78 170H80V169H78ZM89 170H90V168H89ZM102 170V169H101ZM106 170V169H105ZM112 169H109V171H111ZM122 170V169H121ZM135 170V171H136ZM147 170H149L148 168H147ZM146 170V171H147ZM154 170H155V167H154ZM154 170H153V172H154ZM157 170V169H156ZM161 170H164V169H161ZM160 170V171H161ZM169 170V169H168ZM178 170H182V169H178ZM187 170V169H186ZM211 170V169H210ZM2 171V170H1ZM10 171H12L11 169L10 170H7V172L9 173ZM24 171H26V170H24ZM24 171H22V172H24ZM34 171H36V170H34ZM39 171H40V169H39ZM44 171V170H43ZM52 171H50V172H52ZM72 171V170H71ZM71 171H69V173L71 172ZM128 171V170H127ZM126 171V172H127ZM134 171V172H135ZM144 172H145V170H143ZM159 170H157L156 172H158ZM185 171V170H184ZM229 173H228V172ZM13 173H14V175H15V173H18V172H14V171H12ZM55 172H58V171H55ZM63 172V171H62ZM62 172H60V173H62ZM66 172H67V170H66ZM66 172H64V173H66ZM73 172V171H72ZM83 171H81V173H82ZM114 172V171H113ZM117 172V171H116ZM120 172V171H119ZM125 172V173H126ZM131 172L132 171H130V174H131ZM138 172H140V171H138ZM142 172V171H141ZM140 172V174H142ZM151 171H149V173H150ZM156 172H154L155 174H156ZM27 173V172H26ZM29 173H31V172H29ZM32 173H34V172H32ZM42 173V172H41ZM59 173V174H60ZM64 173H63V175H64ZM74 174L75 173H79V171L78 172H76V170L73 172ZM94 173H95V171H94ZM152 173V172H151ZM169 174V172L168 171H166V170H164V172H159V176L156 174H151L150 175V177H146V176H148V175H145V176H143V177H145L144 178V180H150V178L151 177H153L152 179H154V177L156 176L157 178H165V177H167L168 175H166V174ZM171 173V172H170ZM175 173V174H176ZM21 174V173H20ZM36 174H38V172L36 173ZM36 174H33L32 176H34V175H36ZM59 174H55V175H57L56 177H58L59 176ZM86 174H89V173H87V171H86ZM85 174V175H86ZM116 174V173H115ZM139 174V173H138ZM138 174H135V175H138ZM147 174V173H146ZM171 174H173V173H171ZM170 174V175H171ZM174 174V175H175ZM1 175V177L3 178V174H0ZM3 175V176H2ZM8 175V177H10V175L9 174H7ZM14 175H12V176H14ZM23 175V174H22ZM21 175V176H22ZM39 175V174H38ZM41 175V174H40ZM45 175V174H44ZM46 175H48V174H46ZM50 175V174H49ZM48 175V176H49ZM60 175H62V174H60ZM62 175V176H63ZM75 175H79V174H75ZM82 175V174H81ZM81 175H80V177H81ZM97 175V174H96ZM109 175V174H108ZM108 175H107V177H108ZM111 175V174H110ZM109 175V176H110ZM119 175H120V173L118 174V175H116V176H114V173H113V175H111V178H115V177H117L118 176V178H120L119 177ZM124 175V174H123ZM166 175V176H165ZM169 175V176H170ZM174 175H173V177H174ZM181 175V176H180ZM16 176V175H15ZM72 176V175H71ZM84 176V175H83ZM92 176V175H91ZM168 176V177H169ZM0 177V178H1ZM35 177H38V176H35ZM40 177V176H39ZM61 177V176H60ZM60 177H58V178H60ZM68 177V176H67ZM106 177V176H105ZM103 178L104 180L103 181H97V182H99V183H101L102 185H105V187H104V189L107 187L108 188V186L109 185H111V186H113L112 187V190H115V189H113V188H115L114 186L115 185H117V184H114V183H116V182H112V180H109V179H111V178ZM126 177H128L127 175H126ZM130 177H132L133 178V176H129L128 178H130ZM140 177V176H139ZM167 177V178H168ZM171 177V176H170ZM173 177H172V179H173ZM5 178V180H9L10 181V178L9 179H6V177H4ZM12 178V177H11ZM45 178V177H44ZM43 178V179H44ZM46 178H47V176H46ZM50 177H48V179H49ZM58 178H56L57 180H59ZM63 178V177H62ZM69 178V177H68ZM71 178H73V177H71ZM76 178V177H75ZM79 178V177H78ZM87 178L89 179L90 178V176L88 177L87 176ZM87 178H86V180H87ZM99 178V176L97 177V179ZM124 179H125V177H123ZM147 178H149V179H147ZM32 179V178H31ZM36 179V178H35ZM54 179V178H53ZM85 179V178H84ZM83 179V180H84ZM99 179H101V178H99ZM107 179V180H106ZM116 179V178H115ZM151 179V180H152ZM169 180H172L171 178H168ZM177 179V178H176ZM181 178H179V180H180ZM261 179H263V180H261ZM3 180V179H2ZM13 180V179H12ZM14 180H16V179H14ZM13 180V181H14ZM19 180H23V179H19ZM39 180V179H38ZM41 180V179H40ZM39 180V181H40ZM57 180H56V182H57ZM80 181H81V179H79ZM90 180V179H89ZM95 180V179H94ZM125 180H127V179H125ZM131 181H132V179H130ZM139 180V179H138ZM143 180V178L142 179H140L139 181L141 182ZM262 181V183H260V185H259V181ZM20 181V182H21ZM46 181H47V179H46ZM61 182L62 181H65L64 180V178H63V180H60ZM96 181V180H95ZM135 181H136V179L134 178V184H132L131 185V187H130V185H128L130 182H126V183H128V184H126V186L128 185L130 188H132L133 190H131L130 191V193H129V191L127 192V190H126V188H124L125 189V191H126V195H127V193H129V195L127 196L128 197V201L126 200V199H124L123 198V200L124 201H126V203L127 202H129V206H131V205H136L137 203V201H138V199L140 200V198H138V197H142V196H139V195H141L140 193H141V191L144 189V188H146V187H149L150 186V184L148 183V182H145V181H142L143 183H139L138 182V184H135ZM161 181H163V183H164V181H165V179H163V180H161ZM160 181V182H161ZM168 181V180H167ZM11 182V184L13 183L12 181H10ZM15 182V181H14ZM17 182H18V178H17ZM17 182H15V184L17 183ZM42 182V181H41ZM50 182H52V181H50ZM68 182H70L69 180H68ZM67 182V183H68ZM74 182V181H73ZM72 182V183H73ZM77 183H78V181H76ZM93 182V181H92ZM133 182V181H132ZM170 182V181H169ZM33 183V182H32ZM37 183V182H36ZM40 183V182H39ZM48 183V182H47ZM55 183V182H54ZM62 183H64V182H62ZM77 183H75V184H77ZM94 183V185H95V182H93ZM99 183H97V184H99ZM136 183H137V181H136ZM157 182H155V184H156ZM176 184H178L177 182H175ZM174 183V184H175ZM1 184H4V183H2L1 182ZM0 184V185H1ZM8 184H10L9 182H8ZM21 184V183H20ZM53 184V183H52ZM56 184V183H55ZM60 184V183H59ZM64 184H66V183H64ZM71 184V183H70ZM165 184V183H164ZM163 184V185H164ZM176 184L174 185V187L176 186ZM242 184L244 185V186H242ZM22 185V184H21ZM30 185V184H29ZM42 185V184H41ZM44 185H46V183L44 184ZM54 185V184H53ZM62 185V184H61ZM119 185V184H118ZM133 185H138V186H136V187H132ZM160 185V184H159ZM167 185V184H166ZM170 186H171V183L169 184ZM169 185H167V187L168 188H170L169 187ZM259 185V186H258ZM17 186V185H16ZM86 186H90V185H85V187ZM93 186V185H92ZM96 186H100V185H96ZM122 186H123V184H122ZM152 187H155L156 185H151ZM178 186V185H177ZM3 187H5V185H3ZM21 187V186H20ZM22 187H23V185H22ZM25 187V186H24ZM26 187H28V186H26ZM42 187V186H41ZM44 187V186H43ZM53 187V186H52ZM59 187V186H58ZM64 187V186H63ZM101 187V186H100ZM103 187V186H102ZM151 187V188H152ZM162 187V186H161ZM164 187H165V185H164ZM172 187V186H171ZM179 187V186H178ZM66 188H67V186H66ZM92 188V187H91ZM106 188V189H107ZM117 188H119L118 186H117ZM129 188V189H130ZM150 188V190L147 192V194L148 193H150V196H152L153 194H155V193H153L152 191H154V190H152ZM159 188V187H158ZM157 188V189H158ZM6 189V188H5ZM31 189H33V188H31ZM54 189H55V187H54ZM70 189H72L71 187H70ZM88 189V188H87ZM93 189H96L95 187L93 188ZM103 189V190H104ZM154 189V188H153ZM160 189V188H159ZM176 189V188H175ZM180 189V190H179ZM19 190V189H18ZM20 190H22V189H20ZM34 190V189H33ZM57 190V189H56ZM61 190V189H60ZM78 190V189H77ZM81 190H84V188L83 189H81ZM91 190V189H90ZM97 190H98V188H97ZM99 190H100V192H101V189L99 188ZM99 190L98 191H95V192H98L99 193ZM116 190H119V189H116ZM120 190H121V188H120ZM152 190V191H151ZM48 191V190H47ZM73 191V190H72ZM71 191V192H72ZM86 191V190H85ZM105 191H108V190H105ZM124 191V192H125ZM151 191V192H150ZM168 191V190H167ZM170 191V190H169ZM174 191V190H173ZM32 192V191H31ZM62 192H63V190H62ZM78 192H80V191H78ZM103 192V191H102ZM101 192V193H102ZM109 192V191H108ZM107 192V193H108ZM114 192V191H113ZM154 192H156V191H154ZM221 192V193H220ZM223 192V193H222ZM23 193H25V192H23ZM33 193V192H32ZM35 193V192H34ZM61 193V192H60ZM59 193V194H60ZM68 193H70V191L68 192ZM73 193H75V194H78L75 190H74V192ZM81 193H82V191H81ZM90 193V192H89ZM112 193V192H111ZM117 193V191H115L114 193H113V195L114 194H116ZM122 193V192H121ZM153 193V194H152ZM157 193V192H156ZM160 193H161V191H160ZM159 193V194H160ZM210 193L212 194V195H210ZM225 193V194H224ZM15 194V193H14ZM38 194V193H37ZM53 194H55L54 192H53ZM58 194V195H59ZM75 194H72L73 195V197L74 198H77V197H75V196H77V195H75ZM80 194V193H79ZM84 194V193H83ZM103 194V193H102ZM102 194L100 195V196H102ZM105 194H106V192H105ZM118 194H120L119 192H118ZM146 194V195H147ZM152 194V195H151ZM168 194V193H167ZM170 194V193H169ZM168 194V195H169ZM219 194H223V195H220L219 196ZM20 195V194H19ZM56 195V194H55ZM71 195V193H70V197L72 196ZM75 195V196H74ZM81 195V194H80ZM88 195V194H87ZM91 195H93V193L91 194ZM95 195V194H94ZM96 195H99V194H96ZM123 195H124V193H123ZM17 196V195H16ZM26 196V195H25ZM61 196V195H60ZM59 196V197H60ZM66 196V198L68 197L67 195H63V199H64V197ZM104 196V195H103ZM107 196H109V195H107ZM163 197H164V195H162ZM18 197V196H17ZM20 197V196H19ZM22 197V196H21ZM29 197V196H28ZM32 197V196H31ZM49 197V196H48ZM54 197H56V196H54ZM53 197V198H54ZM83 197V196H82ZM82 197H80L81 199H80V202H82V201H84L85 199H83ZM88 197V196H87ZM95 197V196H94ZM112 197V196H111ZM144 197V199L147 197L148 198V196H143ZM154 197H155V195H154ZM157 197H159L158 195H157ZM163 197L162 198H159L161 201H160V203L162 202V201H164V199H163ZM30 198V197H29ZM62 198V197H61ZM86 198V197H85ZM93 198V197H92ZM105 198H108V197H105ZM104 198V199H105ZM113 198V197H112ZM111 198V199H112ZM147 198H146V200H147ZM150 198H153V197H150ZM168 198H169V196H168ZM171 198V197H170ZM39 199V198H38ZM41 199V198H40ZM72 200H73V198H71ZM83 199V200H82ZM89 199V198H88ZM103 199V201L102 202H104L105 200ZM114 199V198H113ZM112 199V200H113ZM117 199V198H116ZM143 199V198H142ZM141 199V200H142ZM166 199V198H165ZM24 200V199H23ZM27 200H29V199H27ZM54 200V199H53ZM58 200V199H57ZM68 200V199H67ZM71 200V201H72ZM75 200H78V199H75ZM109 199H107V201H108ZM119 200H120V198H119ZM145 200V201H146ZM155 200V199H154ZM16 201L18 202V201H20V200H17L16 199ZM31 201V200H30ZM33 201H34V198H33V200H32V203H33ZM64 202V200H61V202ZM79 201V200H78ZM77 201V202H78ZM110 201V200H109ZM116 201V200H115ZM118 201V200H117ZM116 201V202H117ZM158 201V200H157ZM171 201V200H170ZM25 202H27L28 203V201H25L24 200V203ZM47 202H49V201H47ZM62 202V203H63ZM84 202H88V201H84ZM101 202V203H102ZM140 203H142L143 202V200L142 201H139ZM139 202H138V204H139ZM164 202H166V201H164ZM164 202H162V203H164ZM168 202H169V200H168ZM26 203V204H27ZM50 203V202H49ZM48 203V204H49ZM53 203H55L56 204V202H53ZM60 203V202H59ZM58 203V204H59ZM70 203V202H69ZM68 202L67 203H65V204H69ZM89 203H91L90 201H89ZM100 203V202H99ZM99 203H97V204H94L93 202L91 203V207L93 208V206L95 205V207H97V205H100ZM106 204L108 203V202H105ZM110 203V202H109ZM113 203V202H112ZM119 203V202H118ZM126 203H124V204H126ZM131 203H133V204H131ZM144 203H146V205H148L149 203H147V202H144ZM144 203L142 204V205H144ZM157 203V202H156ZM158 203H159V201H158ZM240 203V205H238ZM23 204V203H22ZM34 204V203H33ZM38 204V203H37ZM64 204V205H65ZM92 204H94V205H92ZM117 204V203H116ZM115 204V205H116ZM121 204V203H120ZM30 205V204H29ZM36 205V204H35ZM60 205V204H59ZM73 205V204H72ZM74 205H75V203H74ZM81 205H82V203H81ZM85 205V204H84ZM109 205V204H108ZM118 205V204H117ZM150 205V204H149ZM159 205V204H158ZM169 205V204H168ZM172 205H173V203H172ZM39 205H37V207H38ZM40 206H42V207H45V206H43V205H40ZM68 206H70V205H68ZM76 206V205H75ZM74 206V207H75ZM79 206V205H78ZM77 206V207H78ZM85 206H88V205H85ZM111 206V205H110ZM118 206H120V205H118ZM126 206H127V204H126ZM163 206V205H162ZM41 207V208H42ZM47 207V206H46ZM46 207L44 208V209H46ZM54 207H59V206H54L53 205V208ZM65 207V206H64ZM76 207V208H77ZM83 207V206H82ZM82 207H81V209H82ZM90 206H88V208H89ZM102 207V209H103V206H101ZM113 207V206H112ZM122 207H123V205H122ZM121 207V208H122ZM125 207V206H124ZM131 207H133V206H131ZM144 206H142V208H143ZM156 207H158V206H156ZM164 208H166V207H168L167 205L166 206H163ZM163 207H161V208H163ZM170 207H173V206H170ZM169 207V208H170ZM34 208H35V206H34ZM53 208H52V210H53ZM61 208H62V206H61ZM75 208V209H76ZM111 208V207H110ZM109 208V209H110ZM117 208V207H116ZM115 208V209H116ZM121 208H119V210L121 209ZM130 208V207H129ZM141 208V209H142ZM151 209H153L152 207H150ZM160 208V209H161ZM50 208H48L47 210H49ZM69 209V208H68ZM72 209V208H71ZM99 209V208H98ZM123 210H121V211H124V208H122ZM126 209V208H125ZM135 209H137V208H135ZM168 208H166V210H167ZM174 209V208H173ZM27 210H29V209H27ZM33 210V209H32ZM39 210V209H38ZM58 210V209H57ZM73 210H74V208L72 209V212H73ZM77 210V209H76ZM88 210V209H87ZM87 210H85V211H87ZM94 210V209H93ZM111 210H112V208H111ZM140 210V209H139ZM150 210V209H149ZM171 210V209H170ZM31 211V210H30ZM41 211H44V210H41ZM41 211H40V214H41ZM78 211H79V209H78ZM77 211V212H78ZM82 211V210H81ZM80 211V213H83V212H81ZM97 211V210H96ZM104 210H101L100 212H103ZM105 211H106V209H105ZM104 211V212H105ZM116 211V210H115ZM117 211H118V209H117ZM128 211V210H127ZM136 212V214L135 215H139V212H138V210H135ZM145 211H147V210H145ZM143 212V214H145L146 212ZM150 211H152V210H150ZM161 211V210H160ZM168 211L169 210H167V212L166 213H168ZM3 212V211H2ZM2 212H1V214H2ZM34 212V211H33ZM45 212V211H44ZM53 212H57V211H53ZM60 212V211H59ZM58 212V213H59ZM70 212V211H69ZM72 212H71V214H72ZM90 212V211H89ZM88 211L86 212V213H89ZM93 212V211H92ZM98 212V211H97ZM118 212H120V211H118ZM132 212V211H131ZM131 212H130V214H131ZM138 212V213H137ZM141 212V211H140ZM148 213H149V211H147ZM157 212H159V210L157 211ZM164 212V211H163ZM176 212V211H175ZM47 213H49V212H47ZM52 213V212H51ZM99 213V212H98ZM109 213H110V210H109ZM116 213V212H115ZM142 213V212H141ZM160 213V212H159ZM170 213H172V212H170ZM5 214H7V213H5ZM20 214H22V213H20ZM44 214V213H43ZM100 214H102V213H100ZM105 214V213H104ZM104 214H102V215H104ZM113 214V213H112ZM118 214H120V213H118ZM123 214H126V213H123ZM150 214V213H149ZM162 215H163V213H161ZM42 215V214H41ZM40 215V216H41ZM44 215H46V214H44ZM59 215H61V214H59ZM59 215H57V216H59ZM63 216H64V214H62ZM72 215H74V218L75 219H72V217H70L71 218V220H81V219H85V217H83V218H81V216L82 215H80V214H76V216H75V214L73 213ZM71 215V216H72ZM79 215V216H78ZM122 215V214H121ZM148 215V214H147ZM157 215H158V213H157ZM34 216V215H33ZM47 216V215H46ZM84 216V215H83ZM99 217H101V215H98ZM97 216V217H98ZM113 216H114V214H113ZM113 216H112V219L111 220H113ZM116 216V215H115ZM118 216V215H117ZM116 216V217H117ZM123 216H125V215H122V218H123ZM126 216H127V214H126ZM125 216V217H126ZM22 217V216H21ZM20 217V218H21ZM29 217H31V216H29ZM38 217V216H37ZM49 217H50V214H49ZM48 217V218H49ZM52 217V216H51ZM66 217H68V216H66ZM91 217V216H90ZM89 217V218H90ZM96 217V216H95ZM98 217V218H99ZM103 217V220L104 221H108L107 219L105 220L104 219V216H102ZM108 217V216H107ZM116 217H114V218H116ZM119 217H121L120 215H119ZM129 217H130V215H129ZM128 216L126 217V219H128L129 218ZM133 217V216H132ZM137 217V216H136ZM141 217H143V216H141ZM141 217H139V218H141ZM149 217H152L151 215H149ZM154 217V216H153ZM152 217V218H153ZM158 217V216H157ZM3 217H1L0 218V220H2V223H3V221H4V223H5V220H3L2 219ZM20 218H18V220L20 219ZM43 218V217H42ZM47 218V217H46ZM81 218V219H80ZM108 218H110V217H108ZM122 218H119V220L120 219H122ZM138 218V217H137ZM144 218H146V217H144ZM144 218H142V221H143V219ZM159 218H160V216H159ZM8 220H10V218H7ZM32 219H33V217H32ZM34 219H35V217H34ZM44 219V218H43ZM99 219H102V218H99ZM125 219V220H126ZM133 219V218H132ZM146 219H149V218H146ZM7 220V221H8ZM11 220H13V219H11ZM15 221H16V219H14ZM37 220H39V219H37ZM42 220V219H41ZM48 220V219H47ZM57 220V219H56ZM59 220H61L62 221V217H61V219H59ZM63 220H66V219H63ZM110 220V221H111ZM114 220H117V219H114ZM137 220V219H136ZM135 220V221H136ZM149 220H151V218L149 219ZM6 221V222H7ZM25 221V220H24ZM23 221V222H24ZM31 221V220H30ZM43 221V220H42ZM45 221H46V219H45ZM52 221V220H51ZM50 221V222H51ZM67 221V220H66ZM69 221V220H68ZM72 221V222H73ZM79 221H76V222H78V225H79ZM83 221V220H82ZM89 221H91V219L89 220ZM95 222H96V220H94ZM99 221H101V220H98L97 219V222L99 223ZM131 221V220H130ZM132 221H134V219L132 220ZM138 221V220H137ZM145 222H144V224L148 227L149 225L147 224V223H150V222H147L146 220H144ZM154 221V220H153ZM21 222V221H20ZM28 222H29V220H28ZM47 222V221H46ZM45 222V223H46ZM58 223V221H55V223ZM86 222V221H85ZM95 222H93V224L95 223ZM114 222V221H113ZM112 222V223H113ZM116 222V221H115ZM127 223L128 224V221L126 222V221H124V220H122V223ZM1 223V224H2ZM3 223V224H4ZM12 223H13V221H12ZM11 223V224H12ZM19 223V222H18ZM32 223V222H31ZM39 223V222H38ZM41 223V222H40ZM54 223V222H53ZM53 223H51V224H53ZM91 223V222H90ZM102 223H106L107 224V222H103L102 221ZM101 223V224H102ZM110 223V222H109ZM119 223H120V221H119ZM119 223H117V224H119ZM121 223V224H122ZM139 222H137V223H134L133 222V224H134V226L136 225V227H140L142 224L140 223V224H138ZM153 223H150V224H153ZM0 224V225H1ZM1 225V226H3L4 227V225ZM5 224H8V222L7 223H5ZM44 224V222L41 224V225H43ZM73 224H74V222H73ZM72 224V225H73ZM76 224V223H75ZM74 224V225H75ZM88 224V223H87ZM92 224V225H93ZM116 224V223H115ZM115 224H114V226L112 227V228H114L115 227ZM121 224H120V226H121ZM130 224V223H129ZM128 224V225H129ZM133 224H130L129 226H131L132 228H135L134 226H132ZM18 225H22V224H18ZM31 225V224H30ZM36 225H40V224H36ZM56 225V224H55ZM71 225V226H72ZM80 225H83V224H81L80 223ZM85 225H86V223H85ZM89 225V224H88ZM96 226H97V224H95ZM156 225H152L153 227H154V229H155V226ZM162 225V226H161ZM231 225H235V226H237V225H240L241 226V228H239V229H237V227L235 228V226L233 227V226H231ZM11 226V227H10ZM10 226H7L8 228H11V229H13L12 228V226L13 225H10ZM25 226H27V225H25ZM34 226V225H33ZM47 226V225H46ZM60 226H61V224H60ZM68 226H70V225H68ZM77 226V225H76ZM89 226H91V225H89ZM124 226H126L125 224H124ZM144 226V225H143ZM220 226L222 227V226H226V227H230L231 226V228H229L227 231L228 232H226V231H223V232H225V233H227V235H229V237H227L226 236V234H225V236L224 237H222L223 235H224V233L222 232V231H220V233H223L219 238H221V239H219L218 238V240H216L217 239V237L215 238V241H213L214 240V237L216 236V234H215V236L213 235V232L215 233V231L216 230H214L215 228L219 231L220 229H224V228H220ZM14 227V226H13ZM37 228L38 227H40V226H36ZM44 226H42V228H43ZM49 227H53L52 225L50 226L49 225ZM59 227V226H58ZM84 227V226H83ZM103 227V226H102ZM110 227V226H109ZM117 227L119 228V226L117 225ZM121 227H123V226H121ZM127 227V226H126ZM218 227L220 228V229H218ZM225 227V228H226ZM20 228H22V227H20ZM24 228V227H23ZM28 228H30V230H29V232L31 231V230H34V229H32L31 228V226L30 227H28ZM45 228V227H44ZM65 228V227H64ZM70 228H72L73 229V227H70ZM88 228V227H87ZM132 228H130V229H132ZM144 228V227H143ZM142 228V229H143ZM148 228H150V227H148ZM27 229V228H26ZM39 229V228H38ZM41 229V228H40ZM46 229V228H45ZM47 229H49V228H47ZM46 229V231L48 232V230ZM56 229H58V228H55V230ZM62 229V228H61ZM115 229V228H114ZM123 230H125V232H128V231H126V228L124 229V228H122ZM128 229V228H127ZM136 229V228H135ZM134 229V230H135ZM138 229H140V228H138ZM144 229H146V228H144ZM152 230H153V228H151ZM192 229V230H191ZM65 230H68V229H65ZM74 230V229H73ZM72 230V231H73ZM79 230H80V228H79ZM78 230V231H79ZM85 230H87V229H85ZM101 229H99V231H100ZM106 230V229H105ZM108 230H110V229H108ZM107 230V231H108ZM112 230V229H111ZM129 230V229H128ZM188 230V231H187ZM11 231V230H10ZM22 231H24V230H22ZM38 231H40V230H38ZM53 231V230H52ZM82 231V230H81ZM102 231H104V230H102ZM106 231V232H107ZM114 231H116V230H114ZM119 231V230H118ZM117 231V232H118ZM129 231H131V230H129ZM133 231V230H132ZM135 231H137V229L135 230ZM142 231V230H141ZM146 231H148V233H149V230H146ZM151 231V230H150ZM156 231H157V229H156ZM155 230H154V232H156ZM160 231H158V233L160 232ZM13 231H11V233H12ZM35 232V231H34ZM60 232V231H59ZM66 232V231H65ZM64 232V233H65ZM74 232V231H73ZM90 232V231H89ZM91 232H93V231H91ZM117 232H115V233H113V231H112V233L113 234H116ZM138 232H140V231H138ZM217 232V231H216ZM39 233H44V232H39ZM46 233V232H45ZM62 233V232H61ZM60 233V234H61ZM68 233V232H67ZM78 233H80V232H78ZM78 233H77V235H78ZM96 233H98V235H101V234H99L100 232H98L97 230H96ZM95 233V234H96ZM112 233H109V235L111 234L112 235ZM121 234H123L122 232H120ZM153 233V232H152ZM158 233H156V234H158ZM218 233V232H217ZM229 233V234H228ZM17 234V233H16ZM31 234H32V232H31ZM52 234H54V233H52ZM69 234V233H68ZM67 234V235H68ZM73 234V233H72ZM71 234V235H72ZM82 234V233H81ZM85 234H87V233H85ZM84 234V235H85ZM89 234V233H88ZM126 235H127V233H125ZM125 234H123L124 236H125ZM144 234V233H143ZM160 234V233H159ZM158 234V235H159ZM219 234V233H218ZM43 235V234H42ZM45 235V234H44ZM55 235V234H54ZM64 235H66V234H64ZM91 235H94V234H91ZM104 235V234H103ZM106 235H107V233H106ZM105 235V236H106ZM123 235H121L122 237H123ZM136 235H138V234H135V236ZM141 235V234H140ZM151 235V234H150ZM214 236L213 238H211L210 236ZM15 236V235H14ZM20 236H24V235H22V233H21V235H19V237ZM33 236H35V235H33ZM46 236H47V233H46ZM53 236V235H52ZM57 236V235H56ZM61 236V235H60ZM60 236H57L58 238L60 237ZM83 236V235H82ZM90 236V235H89ZM114 236H117V235H114ZM119 237H121L120 235H118ZM117 236V237H118ZM128 236V235H127ZM126 236V237H127ZM16 237V236H15ZM48 237V236H47ZM49 237H51V236H49ZM64 237V236H63ZM75 237H76V235H75ZM91 237V236H90ZM100 238L102 237V236H99ZM107 237V236H106ZM105 237V238H106ZM121 237V238H122ZM138 237V236H137ZM149 237V236H148ZM153 237H154V235H153ZM155 237H157V236H155ZM154 237V238H155ZM226 237V238H225ZM0 238H2V237H0ZM26 238H28L27 236H26ZM25 238V239H26ZM37 238V237H36ZM39 238V237H38ZM52 238V237H51ZM54 238H56V237H54ZM53 238V239H54ZM66 238V237H65ZM74 238V237H73ZM85 238V237H84ZM92 238H94V236H92ZM103 238V237H102ZM108 238V237H107ZM116 238V237H115ZM121 238H119V239H121ZM130 238V237H129ZM126 239V238H122V239H126V241H128V240H130V239ZM210 238L211 239H213V240H210ZM3 239V238H2ZM15 239V238H14ZM18 239H20V238H18ZM17 239V240H18ZM29 239V238H28ZM28 239H26V241H28ZM57 239V238H56ZM63 239V238H62ZM68 239V238H67ZM67 239L65 240V242L67 241ZM75 239V238H74ZM87 239V238H86ZM97 239H99V238H97ZM96 239V240H97ZM109 240H111V238H108ZM119 239H117L116 238V240H118L119 241ZM264 238H262V240H263ZM1 240V239H0ZM3 240H5V239H3ZM24 240V239H23ZM34 240V239H33ZM39 240H41V239H38V241ZM42 240H43V238H42ZM45 240H47V238H45ZM70 240V239H69ZM71 240H73V239H71ZM77 240V239H76ZM78 240H79V238H78ZM103 240V239H102ZM116 240H114V241H116ZM141 240V241H140ZM145 240V239H144ZM178 241V245H180L179 247L178 246H176L177 248H174L175 247V245H173L172 246V242H174V241ZM6 241V240H5ZM35 241V240H34ZM38 241H35V242H38ZM62 241H64V240H62ZM82 241H84V239L83 240H80L79 242H80V244H81V242ZM88 241H90L91 242V240L90 239H88ZM94 241V240H93ZM106 241V240H105ZM105 241H103V242H105ZM117 241V242H118ZM149 241V242H150ZM2 242H4V241H2ZM1 242V243H2ZM23 242H25V241H23ZM23 242H21V244L23 243ZM44 243H46V241H43ZM56 242H57V240H56ZM59 242H60V240H59ZM59 242H58V244H59ZM78 242V243H79ZM97 242V241H96ZM99 242H100V240H99ZM123 242V241H122ZM121 242V243H122ZM130 242V241H129ZM29 244L31 243V242H28ZM32 243H33V241H32ZM69 244H70V242H68ZM78 243H76V244H78ZM84 243V246H85V242H83ZM89 243V242H88ZM93 243V242H92ZM102 243V242H101ZM100 243V244H101ZM112 243V242H111ZM171 243V245H169ZM175 243H177V242H175ZM175 243H173V244H175ZM187 243V245H188V247H185V248H187V251H184V250H186V249H184L183 250V246H184V244H186ZM20 244V243H19ZM24 244H27V243H24ZM34 244V243H33ZM35 244H37V243H35ZM90 244V243H89ZM88 244V245H89ZM100 244H98V245H100ZM113 244H114V242H113ZM3 245V244H2ZM60 245V244H59ZM97 245V243H96V246H98ZM109 245V244H108ZM115 245V244H114ZM121 244H119V246H120ZM186 245V246H187ZM4 246H6L7 247V245H4ZM21 246V245H20ZM20 246L18 247L17 246V248H20ZM30 246V245H29ZM37 246V245H36ZM40 246L42 247V248H44V246H42L41 245V243H40ZM40 246H38V248L40 247ZM46 246H48V245H46ZM51 245H49L48 246V248L50 247ZM65 246H68V247H70V245H65ZM64 246V247H65ZM74 246H75V244H74ZM78 246V245H77ZM83 246V245H82ZM130 245H126V246H124V247H129ZM169 246H172V249L173 250H171V248H169ZM9 247V246H8ZM7 247V248H8ZM28 247V246H27ZM33 247H35V245L33 246ZM56 247V246H55ZM68 247H66V248H68ZM76 247V246H75ZM79 247V246H78ZM77 247V248H78ZM86 247V246H85ZM117 247V246H116ZM130 247H132V246H130ZM1 249H3V250H5L4 248H2V247H0ZM52 250H53V248H54V246L53 247H50ZM57 248H60V247H57ZM63 248V247H62ZM80 248V247H79ZM92 248V247H91ZM100 248V247H99ZM98 248V249H99ZM111 248H113V249H115L113 246L111 247ZM182 248V249H181ZM193 248V251L194 252H198V255H197V257L194 255V253L192 254V252H189V249H192ZM14 249V248H13ZM24 249V248H23ZM34 249V248H33ZM32 249V250H33ZM45 249H47V248H45ZM51 249H49L50 251H51ZM72 249V248H71ZM74 249V248H73ZM7 250H9V249H7ZM14 250H17V249H14ZM41 250V249H40ZM43 250V249H42ZM57 250L58 249H56V251H52V253L53 252H56V254L58 255V253H57ZM60 250H63V249H60ZM76 250V249H75ZM85 250V249H84ZM86 250H87V248H86ZM91 250V249H90ZM90 250H89V252L88 253H94L93 251L92 252H90ZM216 252H215V251ZM6 251V250H5ZM64 251V250H63ZM68 251V250H67ZM71 251H73V250H71ZM77 251V250H76ZM83 251V250H82ZM103 251H107V250H103ZM214 251V252H213ZM7 252V251H6ZM11 252H14V254L15 255H17L18 256V254L20 253L21 254V252H19L18 254H16L15 253V251H11ZM23 252H25L24 250H23ZM41 252H43V251H41ZM46 252H47V250H46ZM61 252V251H60ZM59 252V253H60ZM80 252V251H79ZM120 252V253H119ZM0 253H1V251H0ZM4 252H2V254H3ZM30 253V252H29ZM37 253H39V252H37ZM37 253H31V254H35V256L34 257H39V258H42V257H40V255L39 256H36V254ZM49 253H51V252H49ZM48 253V254H49ZM76 253V252H75ZM84 253V252H83ZM83 253H81L82 255H84V257H85V255H86V257L87 256H89L88 255V253L87 252H85V254H83ZM87 253V254H86ZM223 253H226L225 254V256H222V255H224ZM4 254H6V253H4ZM14 254H9V256L11 255L12 257L11 258H13V255ZM30 254V256L32 257L33 255H31ZM47 254V255H48ZM61 254H64V253H61ZM60 254V255H61ZM69 254V253H68ZM70 254H72V252L70 253ZM80 254V255H81ZM95 254V253H94ZM113 254L114 255H116L117 257L115 258V257H113ZM15 255H14V257H15ZM22 255H27V254H22ZM22 255H20V256H22ZM38 255V254H37ZM65 255V254H64ZM76 257H77V255L78 254H74ZM92 255V254H91ZM90 255V256H91ZM1 257L2 256H4V255H0ZM7 256V255H6ZM42 256V255H41ZM51 256H55V253L53 254V255H51ZM59 256V255H58ZM62 256V255H61ZM67 256V255H66ZM75 256H73V258L75 257ZM93 256V255H92ZM29 257V256H28ZM46 257V256H45ZM50 257V256H49ZM63 257V256H62ZM69 257V256H68ZM86 257L85 258H82V256H79V257H77L76 258V260L75 261H77V262H82V260L83 259H85V262H90L91 260H93L94 259V257H92V259H90V261H86ZM6 258H8V257H6ZM18 258V259H17ZM16 258V260H20L19 259V256ZM44 258V257H43ZM56 258V257H55ZM64 258V257H63ZM71 258V257H70ZM79 258V259H78ZM80 258H82V260L80 259ZM96 258V259H97ZM221 258V259H220ZM5 259V258H4ZM10 259V258H9ZM8 259V261H10V262H15L14 264H18L17 263V261H11V260H9ZM15 259V258H14ZM32 259V258H31ZM46 258H44V260H45ZM49 259V258H48ZM47 259V260H48ZM52 259V258H51ZM65 259V258H64ZM67 259V258H66ZM88 260H89V258H87ZM247 259H248V261H247ZM251 259V260H250ZM2 260V259H1ZM1 260H0V262H1ZM5 260H7V259H5ZM40 260V259H39ZM59 260H60V258H59ZM72 260V259H71ZM71 260H68V261H70L71 262ZM118 260H121L120 262H117ZM250 260V261H249ZM51 261H53V260H51ZM57 261H58V259H57ZM62 261H65V260H62ZM67 261V260H66ZM67 261V262H68ZM84 261V260H83ZM6 262V261H5ZM5 262H3V263H0V264H10L9 262L8 263H5ZM55 262V260L53 261V263ZM94 261H91V263H89V264H92ZM19 263H21V262H19ZM48 263H50V262H48ZM64 263V262H63ZM66 263V262H65ZM64 263V264H65ZM71 263H75V262H71ZM231 263V262H230ZM44 264V263H43ZM68 264V263H67ZM80 264V263H79ZM94 264V263H93ZM95 264H97V263H95ZM250 264H253V263H251L250 262Z\"/></svg>",
	"mask_w": 264,
	"mask_h": 264
},
{
	"label": "clouds",
	"instance_id": "9594fccd",
	"mask_svg": "<svg viewBox=\"0 0 264 264\" xmlns=\"http://www.w3.org/2000/svg\"><path fill=\"white\" fill-rule=\"evenodd\" d=\"M120 135H123V131H121ZM117 137H114V139H116ZM119 162V161H118ZM112 187L111 185L108 186V191H111L112 190ZM150 190V187H146L144 188L142 191H141V196H144L147 194V192Z\"/></svg>",
	"mask_w": 264,
	"mask_h": 264
}]
</instances>
